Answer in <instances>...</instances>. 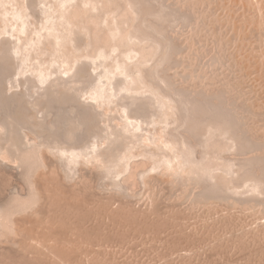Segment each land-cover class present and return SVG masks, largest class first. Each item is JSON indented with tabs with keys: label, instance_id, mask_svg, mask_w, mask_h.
<instances>
[{
	"label": "bare ground",
	"instance_id": "1",
	"mask_svg": "<svg viewBox=\"0 0 264 264\" xmlns=\"http://www.w3.org/2000/svg\"><path fill=\"white\" fill-rule=\"evenodd\" d=\"M0 1H3V0H0ZM33 1V0H32ZM32 1H30V3H32ZM59 1H61V0H59ZM63 1V0H62ZM67 1H69V0H67ZM66 1V2H67ZM71 1V0H70ZM77 1V0H76ZM84 1H87V0H84ZM83 1V2H84ZM89 1H91L92 2V0H88V2ZM102 2H103V8H104V10H103V8H100V7H102L101 6V2H100V5L99 6H97V4H99V1H93V3L97 6V12H99V14L98 15H102V17H101V15L100 16H97V13L96 12H94L93 13V11L92 10H90L89 9V7H87V9L88 10H90V11H88V10H86L85 8H86V5L88 4V3H86L85 4V2H84V4H85V6H84V4H82L83 6H84V9L87 11H85L83 8H79L77 5L75 6V4H73L74 6H75V8L77 7L78 9H76V11H75V9H74V6L73 5H70V6H73V7H70V6H68V7H70V8H73L72 10H71V13L72 14H69L68 15V13H70V12H67L65 9V11L67 12V14L66 15H64V14H62V17H61V19H62V21H60L59 19L60 18H56L58 21H60V22H58V21H56V20H52V19H50V20H52V21H56V22H58V23H60L62 26H60V27H62L63 28V25H64V27L65 28H68V26L67 25H65L67 22H68V24L71 26V27H73V29L71 28V27H69L70 29H72V32L73 33H71V36H70V32H71V30H70V32H68L69 31V28L68 29H66V31L64 30V28H63V32H62V30H61V33H59L60 31L58 30V29H61V28H59V24L57 25V23L56 22H54L55 24V26H51V27H56V28H58V29H53V28H51V29H53V30H58L57 32H58V34H63V35H65V33H67V35L68 36H70V38L69 37H67V36H63V35H58V34H56L57 32L55 31V34H54V31L53 30H51L50 29V31L52 32V33H49V35H46V33L44 34H41V35H43V38H44V35L45 36H49L48 38V40L51 42V40H52V38H53V42H51V46H54V45H56V47L54 48V50L56 49V51H53V53L55 52V54L54 55H56L57 53H59L58 54V56L59 55H61V52H62V54L63 55H65L66 56V54H64V53H66L67 51H68V53H70L71 52V47H70V49H68V50H66L67 49V47L68 46H71V44L69 45L68 44V46L66 47V49L64 50V51H61V50H63V48H65V47H62V46H59L60 48H59V50L60 51H58V45H63V46H65V43H66V41H68L69 42V40L71 41V42H73V41H76V37H78L77 39H78V42H80L81 40H79V36H82V37H85L86 38V35H89V33H91V35H92V37L90 38V37H88L87 36V38L86 39H84V40H89L90 39V41H88L89 43H87V41H86V44H85V41H84V44L86 45V46H88V47H90L89 49H91V46H92V49H93V52L94 53H96L97 52V55L95 54V55H93V52H92V54L91 55H93V58L92 59H95L96 57H109L110 55H111V52H109L108 50H111L110 48H112V50L111 51H113V49H114V52H118V49L116 50L115 48H118L119 47V50H120V48H121V50H122V48H124L125 47V51H121V53H119V54H117V61L116 60H114V56L112 57L113 58V60L114 61H112V58L110 59L111 61H109V59H108V61H106V59H105V61L106 62H109L110 64H109V66L107 65V68H105L106 69V72L104 73V75H102L101 76V74L103 73V70H102V73L100 74V77H99V79L101 80V78H103L104 79V77H105V79H104V81H109V83H110V80L112 79L113 80V78L115 77H117V76H119L118 74H117V72H116V74H115V76L113 75V73H115L114 72V70L116 71V69H119V71L120 72H118L119 74L121 73L122 74V76H124L123 75V73H126L127 75H125V76H127V79H128V77H129V79H131L130 80V82H129V80H127L126 78V81H125V79H124V77H123V79H124V81L125 82H127L128 81V84H124L125 82H122L123 83V85H122V83L121 82H119L118 81V83H120L121 84V86H120V84H119V87L118 86H116V88L115 89H117L116 91H118L121 87H122V90H121V92L123 93L122 94V96L125 94L124 92H126V91H128V92H130L131 91V94L133 93V89H135V91L137 92V93H141V91H142V93L144 94V98L146 99V97H145V94H147L145 91L146 90H144V89H147L148 90V93L150 92V93H152V94H150V95H148V97L147 98H149L150 100H151V97H153V101L151 100L150 102H153V103H151V104H149L150 102H148L147 100H149V99H144L143 98V96H142V99L140 98L139 100L141 101V102H145V101H147L146 103H147V105H145L144 104V106H146V107H152V105L153 104H155L156 102H157V100H154L155 98H154V96H156L157 97V99H159L158 101V103H160V105L159 104H157V106H156V104H155V109L157 108L158 109V107L159 106H162L163 107V109L161 108V107H159V108H161V112H160V110L159 111H156L155 109H153L154 107H152V108H148V110L150 109V111L151 110H153L152 112H154V110H155V115L156 114H158L157 112H159V114L161 115V113H163L162 115H164L165 113V115H164V117L166 118V120L167 121H165L164 119H163V116L161 115H156L157 117H155V115L153 114V116H152V114L150 115L151 116V118H150V116H148V117H146L148 114V112L149 111H147V110H144V108H141L140 107V109L139 110H141V109H143L144 111H145V113H144V111L142 112V113H138L139 111L137 110L136 112L138 113V114H136V112L134 113V117H132L130 114V116L132 117V119L134 118V119H136L137 117H140V119H141V117H143L142 119L144 120L143 122L145 123V121L147 122L148 120L150 121V123H149V121H148V123L149 124H151L152 122V120H153V117L157 120H155L157 123L159 122L158 120L159 119H161V124H162V127L164 126L165 127V125H166V122H168L169 121V118H171L172 117V119H171V121L173 120L174 121V118L173 117H180V118H176L177 120L176 121H174V122H177L178 120H180V122L179 123H181L180 124V126L182 125L183 127L184 126H188V127H186V129L185 130H182L183 129V127H182V131H187V130H189V129H191V131L193 130V129H195L196 127H192V128H189V125L191 124H189V120L191 119V114H193V112H195L196 110H195V106L196 105H201L203 102H201V104H197L195 101L196 100H194L195 99V97L197 96L196 94H198V96H197V98H199V101H202L204 98H206L207 99V102L210 100V96H211V94L210 93H208V92H210L209 90H211V88L213 87L212 86V84L213 83H217V82H222V76L224 77V75L226 74V71L228 72L229 70H227L226 69V71H225V74L224 73H222L223 75L222 76H220L219 77V75H221V73L219 72H217V76H215L216 75V73L215 72H211L212 74H214L213 76L209 73V75L210 76H212V77H210V76H208L206 73L208 72V71H210L211 70V68L212 67H218V66H216V64L217 63H219L220 61H221V65H220V67H222L223 66V68H226L227 66H229V67H227L228 69H230L231 67L232 68H234V71H233V69L231 68V71H232V73H231V77L233 76L232 74H233V72L234 73H236V72H238L237 74H239V75H237L236 76V74L234 75V80H232L231 79V77H230V75H228V74H226L225 75V77L226 76H229L227 79L229 80V78L231 79L230 81H228V80H226V81H228V84L226 85V81L225 82H223V83H225V85H226V87H228V88H231V89H225V85H224V88L222 87V83H218V84H213V85H215V87L213 88V91L214 92H218L219 91V93L218 94H220V93H222L221 92V90L219 89L220 88V84H222L221 85V87L224 89L223 91H225V90H228V91H230L231 90V92H235V90L237 91L238 89V94H239V91H240V94H243L244 93V88H246V92H245V94H247V96H248V93L249 94H253L256 90H257V88H259V89H262V91L261 90H259V91H261V92H259L258 90V92L257 93H255V95H257L258 96V93H260L259 95H261V96H259V97H261L260 99L262 100L260 103H262L263 102V100H264V88H260V86L258 87V84H256L257 86V88L255 87H253V86H251V84L250 83H256V81L258 80L259 81V77L257 76L255 79H253L252 80V78H254L255 76H256V74H254L255 72L256 73H258L262 68V70L260 71V73L262 72V71H264V65H263V63H264V51H262V49H263V44H264V31L263 32H261V34L259 33L260 31H261V29H263L264 30V20H263V22H262V24H263V28H261L260 29V25L259 24H261V22L258 20V24H257V18L255 19L254 18V14H257L258 12H262V15H263V11L260 9V4L261 3H257L258 5H257V7H258V9H257V13L255 12L254 14L252 13L255 9H253V11H250L249 10V8H247V7H249V6H251V7H253L254 6V4H252L251 5V3L253 2V3H255L256 1H258V0H253L252 2L250 1V0H248V2L250 1V3L249 4H247L248 2H247V0H246V3H244L245 2V0H242V1H244V2H242V4H240V9H242V11L243 10H245V11H247V9L250 11L249 13L248 12H246V13H244V14H242V12L241 11H237V10H240V9H238L237 7L239 6H234L235 4H237V3H239L240 2V0L238 1V0H235V1H238L237 3L234 1L233 2V0L231 1V0H227L230 4H232L231 6H230V4L229 3H227V1H226V4H228V5H226V6H228L229 8H232V10H233V7L232 6H234V10H235V8H237V10H231L230 9V11H231V13H233V15L232 14H230V16L231 17H228V8H227V12H226V8L223 10L224 12H221L222 10L221 9H223V7H225V6H223L224 4L223 3H225V0L223 1V0H221L222 2H220V0L218 1V3L220 2V4H219V7H216V6H214L215 4H217V2L215 3V1H217V0H210V1H212V2H214L213 3V5H212V7H211V4H212V2H210L209 0H207V4H204V3H206V0H195V2H196V4H194L195 2H193L192 3V0L191 1H187V0H184L185 1V3L188 5H186V8L188 7V10L190 9V7H192V6H196V9H197V11H198V8L200 9V7H198V6H202V4H203V8H205V10H207L206 12H208V14H209V10L211 11V12H213V14L214 15H216V17L214 16L213 17V15L211 14V12H210V14L212 15H210V16H207V17H210L208 20H206L207 22H205L204 21V24H203V20L200 18V17H202L204 20H205V18L207 19V17H205L206 15V13H204V14H202V13H200V11L198 12V14L199 15H201L198 19L200 20V21H197L198 19H196V21H194L195 23H196V25L200 22V24L202 23V25H200V24H198V25H200L199 27H198V25H197V27H198V29H200V30H203L201 33H202V37H201V33H200V31L196 28V26H195V24H194V26L195 27H193V32L191 33L190 32V30H188V31H186V30H184L185 28H184V25H186V24H191L189 21V19H183V17H181L184 21L185 20H188L187 21V23L185 22H183L182 20L180 21V22H183L184 24L182 25L183 26V29H182V26H181V28L179 29L180 30V32L182 31V32H184L183 34H185L186 32H187V34L188 35H184V36H186L187 38H188V36H189V38H190V34H197V36L199 37V43L197 44V40H198V37H197V39L195 38V41H196V43L195 42H193L194 41V38H193V35H191L192 37V39H190L188 42H190L189 44L191 45V43L193 44V46H195L196 44H197V46H196V48L197 49H199V44H202V46H204V44L208 41V38L206 37V35L205 34H207L208 32H212V35H211V33H209L210 34V38H211V36L214 38L216 35H214L213 34V28L212 27H214V26H216V24H217V16H218V14L220 13H222L221 15H219L218 16V18H221L222 17V15H223V17L224 18H226L227 19V21L230 23V25L232 24V26H231V30L233 29V22L235 23V22H237V20H239V17L236 19H233L232 17H235L236 15L238 16L239 14H240V12H241V14L242 15H244L243 17H244V19H243V17H242V15H240L241 17H242V19H241V17H240V20H242V22H240V23H242L243 25L244 24H247L246 22H248V21H246V19H249L248 17L247 18H245L246 16H248V15H251V13H252V18H253V22H254V19H255V22H256V24H257V26H259V27H255L254 28V26H253V24L255 25V22L252 24V23H248V24H250V26L248 27V26H242V24H240L239 25V22L238 23H236V24H238V25H236V32H235V28H234V30H230V27H228L227 25H229V23L226 21V23H228L227 25H226V23L224 24V21L226 20H224L223 21V24H222V20L224 19H219V23H220V21H221V24L222 25H220L219 26V28L218 29H215L214 28V30L216 31V30H219L218 31V33H219V37L217 36V39L219 38L220 39V36H221V34H223V33H221L220 34V31L222 32V31H224L227 27H228V30H230L234 35V38L232 37V33L231 32H228V30L226 29L225 31H226V34H227V32H228V34L229 33H231L230 35H228L227 34V36L226 35H222L223 37L225 36V42H228L230 39V41L228 42V43H230L231 42V44L233 43V45H231V47H230V44L229 45H227V43H224L223 42V40L222 39H220V43H224V44H226V46L224 45V44H222V45H224V46H222V47H220L219 45H220V43H218V41H216L215 39H213L214 40V42L216 41L217 43H218V46L219 47H217L218 49L219 48H222V49H219V51H218V49L216 48V50L217 51H215L214 49L212 50V51H210L211 52V54L213 53V51L214 52H218V57L219 58H221V60L218 58L217 60H218V62L215 64V63H212L213 61V59H211V58H214L215 56H217V55H215L214 56V53H213V57H212V55L210 56V55H208L207 53L205 54L204 52V55L206 56V58H210V61H212V62H210L211 64H213L214 66H212L211 68H209V64L206 66V63H203V64H205V65H203L202 64V62L200 63V60H203V59H205V57H203V59L201 58L203 55H201L200 54V51H198L197 53H199V56L197 57V59H196V56L194 55V56H192L191 54H195L196 52L195 51H197L196 50V48L195 49H193L194 50V53H192L191 51H190V49H192V47L190 46H188L186 49H188L189 48V53L187 52L186 53V51L185 50H183V51H185V53H186V55H189V56H187L188 58H189V60L188 61H190V62H192V59H190V57L191 58H193L194 57V59L193 60H197V61H195L196 63L197 62H199V63H197V65H195L194 66V64H196V63H194V61L192 62V63H190L191 65L193 64V66L194 67H196V66H198L199 68H200V70H202V73H201V75H199V76H202V74H203V72H204V74H206V76H208L209 78L207 79V80H209V81H212V82H210V84H211V88L209 89V87L210 86H208L207 84H209L208 82L209 81H207L206 79H204V77L206 78V76L204 75L202 78L203 79H199V78H197V76H195L196 78H197V80H202L201 81V83L199 84V82L196 80H194V79H192V81L190 80V82H192V84L193 85H195L197 82V84L198 85H200V87H201V84H202V82L204 81V80H206L205 82H203L205 85H207V86H203L202 85V87L200 88L199 86L198 87H195V86H193L191 83V86L192 87H190V88H192V92H193V96H194V98H193V96H191V94L190 93H192L191 91H188V88H187V90L185 89V90H182V91H184L183 93H184V95H186L187 96V92L190 94V96H191V98L193 99V100H191L190 102H192L193 104H194V102L196 103V105L194 106V107H192L191 106V104L189 103V102H184V101H186L187 99H189V94H188V96L189 97H186L185 96V98H186V100H184L185 98L183 97V95L181 96V94H180V91H179V93H178V91H176L175 93H177V94H179V96H181L180 98L179 97H177V96H175V97H177V98H179V99H177L178 100V103H177V101H175L176 100V98H175V100L173 99L174 97L172 96V92H171V89L172 90H174V88H173V86H174V83L172 84V86H171V83L172 82H170L171 80L169 79L168 80V78L170 77V78H172V79H174V78H177L178 77V75L177 74H175V73H180V75H181V72H182V74H183V76H184V74L187 76V74L188 73H186V72H188V69H189V67L188 68H186V67H184L185 65V63H187L188 61H186V59H188L187 57H184V58H186L185 59V61L186 62H184V60H182V59H180L181 60V62H180V60H178V63H182V61L184 62V64L182 63V65H183V67H184V69L186 68V71H182V70H184L183 68H181V66H180V70H181V72L180 71H177V72H175L174 70L176 69V67H174L175 69H173V67H170V69L168 68L170 65H172L173 64V62H175L176 60H177V58L179 59V56L178 55H176V53H171L173 56H176L175 58L172 56V55H170L169 57H171V59L173 58L175 61H173L172 62V60L171 59H169L168 58V62H172L170 65H168L169 63L166 61L167 60V57L166 56H168L169 55V48L168 47H170L171 49H172V47L174 46V47H176L177 45L176 44H178V46H183V48L182 49H185L184 48V45L182 44V42L184 43V42H186V37H184L183 35V39L185 40V41H183V39L182 38H180V36H181V33H179V31H177L176 29H178V28H173V30H172V32L171 33H173V31H175L176 33H179L180 35H178L179 37H177V35H175L176 37H177V39H182V41L180 42V40L179 41H177V43H176V37H175V39H173L174 40V45L173 46H169V44L172 42V41H169V40H171V39H169V36L168 35H166L165 36V34H168V33H166L167 32V30H166V27L164 28L165 30V32L164 31H161V32H163V36L162 35H160V30H161V26H163V25H161V26H159V23L161 22V20H163V19H165V17H166V14L167 13H171V11H169V7H170V9H172L171 8V6H172V4H174L173 3V1L172 0H170V1H172L170 4V6H168V4L166 3V6H168V8L166 7V9H168V11H164L165 13H163L164 15H165V17L161 14V12H159V13H155L154 14V16H155V18H154V16H151V17H153L154 19H156L157 21L159 20L160 22H158L157 24H158V26L159 27H161L160 28V30L157 32V29L159 28H157L156 29V27L154 26H152V25H147V24H150L151 22L149 21L150 19H148L147 18V16H146V18L148 19V21L150 22V23H148L147 21H146V18L144 17L145 15V13L144 12H142L141 13V10H140V7L144 4H142L141 6H140V4L138 3V1L137 0H101ZM140 1H142V0H139V2ZM149 1V0H148ZM152 1V0H151ZM158 0H156V1H154L153 0V2L155 3L156 2V4L160 1H158ZM164 0H161V2L163 3V4H165V1L163 2ZM169 1V2H170ZM175 1H179V0H175ZM194 1V0H193ZM255 1V2H254ZM264 1V0H263ZM263 1H258V2H262L263 3ZM35 2H36V0H35ZM65 2V1H64ZM79 2V1H78ZM77 2V3H78ZM81 2V1H80ZM90 2V4H92V8H93V3H91ZM96 2H98L97 4H96ZM143 2H146V3H148L147 2V0L146 1H143ZM159 3V4H162V3ZM208 2L210 3V8H208ZM232 2V3H231ZM63 3V2H62ZM62 3H61V5H62ZM73 3V2H72ZM76 3V2H75ZM76 3V4H77ZM151 2H149L148 4H150ZM154 3H153V5H154ZM180 3H181V7H182V4H184V2H183V0L181 1L180 0ZM180 3L178 2L177 3V9H178V7H180ZM190 3H191V5H190ZM235 3V4H234ZM241 3V2H240ZM243 3H244V5H246L247 4V9H244V6H243V8H242V6L241 5H243ZM21 4H23V3H21ZM33 5H34V1H33V3H32ZM35 4H38V3H35ZM60 4V3H59ZM64 4V3H63ZM67 4H69V3H67ZM66 4V5H67ZM79 4V3H78ZM81 4V3H80ZM152 4V3H151ZM151 4L149 5V6H151ZM159 4H157V5H159ZM175 4H176V2H175ZM179 4V5H178ZM198 4H200V5H198ZM20 5V4H19ZM18 5V6H19ZM28 6H29V4H27ZM31 5V4H30ZM32 5V6H33ZM65 5V4H64ZM156 5V6H157ZM185 5V4H184ZM183 5V9H184V6ZM190 5V6H189ZM205 5V6H204ZM249 5V6H248ZM2 6V5H1ZM0 6V7H1ZM22 6V5H21ZM38 6V5H37ZM54 6H56L55 4H54ZM57 6H58V4H57ZM63 6V5H62ZM62 6L60 7V8H62ZM87 6H91V5H87ZM96 6L94 7L95 9H96ZM145 6V5H144ZM144 6H142L143 8H144ZM149 6H145L146 8H145V10L146 9H148V7ZM155 6V5H154ZM175 6V5H174ZM195 6H194V9H195ZM206 6H207V8L209 9H207L206 8ZM223 6V7H222ZM255 6H256V4H255ZM23 7H25V5L23 6ZM66 7V6H65ZM68 7H66V8H68ZM141 7V8H142ZM161 7H163V8H165V6H161ZM213 7H215L216 8V10L214 9V11H217L218 9L217 8H220L217 12H219L218 14L216 13V12H214L213 11ZM256 7V8H257ZM264 7V4L263 5H261V8H263ZM21 8V7H20ZM29 7H27V9L26 10H29L28 9ZM31 8H33V7H31ZM55 8V7H54ZM64 8V7H63ZM91 8V9H92ZM98 8H100V9H102V10H98ZM155 8V7H154ZM154 8H153V10H154ZM163 8H161L162 10H165V9H163ZM176 8V7H175ZM174 8V9H175ZM203 8H201V10L202 11H204V9ZM254 8V7H253ZM35 9V8H34ZM94 9V10H95ZM105 9H107V10H105ZM156 9H157V7H156ZM155 9V10H156ZM158 9H160V7H158ZM174 9H172V11L174 10ZM176 9V10H177ZM180 9V8H179ZM182 9V8H181ZM193 8H191L190 9V11L191 12H194L193 10H194ZM196 9H195V12L193 13V14H195V17H193L194 19L196 18V14H197V12H196ZM250 9H252V8H250ZM264 9V8H263ZM18 10H19V7H18ZM22 10V9H21ZM36 10H38V9H36ZM58 10V9H57ZM56 10V11H57ZM63 10V9H62ZM63 10V11H64ZM70 10V9H69ZM75 11L74 13L72 12V11ZM142 10H144V9H142ZM151 10H152V8H151ZM151 10H149L150 11V13L152 12ZM187 10V11H188ZM24 11V10H23ZM32 11H34V10H32ZM59 11H60V9H59ZM58 11V12H59ZM91 11H92V13H91ZM96 11V10H95ZM103 12V11H108L107 13H108V15L106 14V12H104L105 13V15H107V16H105L103 13H100V12ZM110 11V12H109ZM148 11V10H147ZM160 11V10H159ZM180 11H182V10H180ZM189 11V12H190ZM201 11V12H202ZM230 11H229V13H230ZM245 11H243V12H245ZM256 11V10H255ZM25 12V11H24ZM23 12V13H24ZM46 11H44V13H45ZM48 12V11H47ZM46 12V13H47ZM62 12V11H61ZM89 12V13H88ZM117 13L119 16H120V18H121V20H118V19H116V18H118L119 16H114V15H117V14H113V13ZM156 12H158V11H156ZM163 12V11H162ZM176 13H177V11H175ZM178 12H179V10H178ZM185 12V13H184ZM184 12H182V13H184L185 15L186 14H188V13H186V9L184 10ZM190 12V15H189V18H192V17H190L191 15H192V13ZM205 12V11H204ZM239 14H238V13ZM15 13V12H14ZM36 13H38V12H36ZM35 13V14H36ZM46 13H45V16H46ZM57 13V12H56ZM63 13H65V12H63ZM113 14V16L115 17V19L114 18H112V15L111 14ZM139 13H140V15H139ZM144 13V14H143ZM146 13H148V12H146ZM173 13V12H172ZM172 13H171V16H172ZM181 13V14H182ZM226 13H227V16H226ZM237 13V14H236ZM16 14V13H15ZM20 14V15H19ZM19 14H18V12H17V14L16 15H19V17L21 16V18L20 19H22V17H23V15L25 16V14H22V12L20 13L19 12ZM28 14V13H27ZM93 16L94 15V19L97 21H100V18H101V21L100 22H98L97 21V23L93 20V17L91 16V15ZM141 14L143 15L142 17L145 19L144 21H143V25H144V27L143 28H145V31L143 32L142 30H144L143 28H142V30L140 29L141 27H140V25L141 24H137L138 23V21H139V19H138V16L140 17L141 16ZM152 14H153V12H152ZM169 14L167 15L168 16V19H171L170 18V16H169ZM175 14V13H174ZM178 14V16L177 17H179L180 18V16L179 15H181L180 13H177ZM182 15V16H185V15ZM198 14H197V16H198ZM207 14V15H208ZM260 14V15H259ZM29 15V14H28ZM103 15L105 16V18H107V20H103L102 21V19H104V17H103ZM148 15V14H147ZM151 14H149V16H150ZM205 15V16H204ZM258 15L261 17V13H258ZM45 16H44V18H45ZM49 16H50V14H49ZM49 16H47V18L49 17ZM98 17L99 19H96V17ZM109 16H111V18L118 24H116V23H114V21H113V25L114 26H117V27H115L114 28V26L112 25V27L114 28H112L111 27V25H110V27L112 28V29H110L109 27H108V23L109 22H111V19L109 20L108 19V17ZM226 16V17H225ZM236 16V17H237ZM13 17V16H12ZM52 17V16H51ZM57 17V16H56ZM63 17H64V19H63ZM142 17H140L141 19H142ZM162 17H164V18H162ZM177 17H176V14L174 15V17L172 16V18L174 19V18H176V22H174V20H173V22L172 23H170V26H172L171 24H173V23H177ZM211 17H213V19L214 18H216V19H214V21L211 19ZM250 17V18H251ZM15 19H16V17H14ZM24 18V17H23ZM25 18L27 19V16H25ZM29 18V17H28ZM43 18V19H44ZM50 18V17H49ZM53 18V17H52ZM65 18H66V20H67V22L66 21H64L65 20ZM178 18V19H179ZM185 18H187V16H185ZM230 18H232V19H230ZM251 18V19H252ZM25 19V20H26ZM138 19V20H137ZM140 19V20H141ZM167 19V18H166ZM165 19V22H161V23H166L164 26H166L167 25V22L166 21H170V20H166ZM193 19V20H194ZM211 19V20H210ZM229 19V20H228ZM258 19H262V18H259L258 17ZM263 19H264V16H263ZM9 20V19H8ZM14 20V19H13ZM18 20V19H17ZM24 19H22V21L21 22H24L23 21ZM41 20V19H40ZM45 20V19H44ZM43 20V21H44ZM47 20V19H46ZM50 20H47L48 22L50 21ZM119 21V23H118V21ZM210 20V21H209ZM216 20V21H215ZM232 20V21H231ZM233 20H235V21H233ZM246 21V22H244L243 23V21ZM250 20V19H249ZM104 21H107L108 23H106L107 24V26L105 25V22ZM136 21H137V23H136ZM152 21V20H151ZM154 21V20H153ZM164 21V20H163ZM231 21V22H230ZM8 22V21H7ZM7 22H5L7 25H10V24H8ZM29 22V21H28ZM40 22V21H39ZM46 22V21H45ZM66 22V23H65ZM171 22V21H170ZM194 22H192V23H194ZM214 22H216V23H214ZM14 23H16L15 21H14ZM25 23H27V22H25ZM30 23V22H29ZM42 23V22H41ZM53 23V22H52ZM101 23H103V24H101ZM139 23H142V21H139ZM153 23V22H152ZM151 23V24H152ZM156 23V22H155ZM160 23V24H161ZM13 24V23H12ZM17 24H18V22H17ZM28 24V23H27ZM26 24V25H27ZM31 24V23H30ZM45 24V23H44ZM72 24V25H71ZM100 24H101V28H100V30H99V32L98 31H96L97 30V28H98V26L100 27ZM110 24H112V23H110ZM136 24H137V26H139V27H137L136 26ZM214 24V25H213ZM21 25H23V26H21L22 28H24L25 29V27H24V25L25 24H23V23H21ZM50 25H52L51 23H50ZM98 25V26H97ZM103 25H105V28L104 29H107V35H106V31L104 30V33H102L103 31V28H102V26ZM126 25L128 26L129 25V28L128 29H126L125 27H126ZM175 26H173V27H176V25L178 26L179 24L177 23V24H174ZM191 25H193V24H191ZM190 25V26H191ZM203 25H204V28H202L201 29V26L203 27ZM229 25V26H230ZM234 25V26H235ZM252 25V26H251ZM2 26H4V25H2ZM20 26V25H19ZM29 27L31 26V25H28ZM27 26V27H28ZM41 26H43V25H41ZM125 26V27H124ZM145 26H147V29H146V27ZM157 26V25H156ZM163 26V27H164ZM168 26H169V24H168ZM168 26H167V28H168ZM169 26V30H168V32L170 31V28H172V27H170ZM190 26L188 25V28H190ZM222 26L224 27V26H227V27H224L223 29L224 30H222ZM238 26V27H237ZM256 26V25H255ZM8 27V26H7ZM11 27H13V26H11ZM45 26H43V28H44ZM104 27V26H103ZM110 29H108V28ZM186 27H187V25H186ZM218 27V26H217ZM247 27L249 28L248 30H247ZM251 27L252 28H254L255 30H252L251 29ZM2 28V27H1ZM6 28V27H5ZM9 28V27H8ZM17 28V27H16ZM42 28V27H41ZM50 28V27H49ZM191 28H192V26H191ZM195 28H196V30H195ZM4 29V28H3ZM7 29V28H6ZM18 29V28H17ZM24 29H22V30H24ZM30 29V28H29ZM48 29V28H47ZM99 29V28H98ZM102 29V30H101ZM221 29V30H220ZM251 29V30H250ZM2 30V29H1ZM12 30H14V29H12ZM16 30V29H15ZM19 30V29H18ZM17 30V31H18ZM28 30V29H27ZM42 30V29H41ZM41 30H38V32H40ZM68 30V31H67ZM209 30V31H208ZM4 31V30H3ZM2 31V35L3 36H5L6 34H7V31L6 32H3ZM9 31V30H8ZM17 31H15V32H17ZM43 31H46V30H43ZM65 31V32H64ZM192 31V30H191ZM195 31H197V32H195ZM204 31H208V32H204ZM225 31H224V33H225ZM247 31H250V34H251V31L253 32L252 34L253 35H255L256 34V37L258 38H262V42H263V44H262V46L260 45V43H262V42H260V40H259V43H258V41H257V38L256 37H254V39H253V36H252V34H251V36L252 37H250V36H248L247 35ZM256 31L259 33H256ZM28 32V31H27ZM37 32V33H38ZM87 32L88 34H86V35H84L85 33ZM100 32L104 35L103 37H102V34H100ZM160 32V33H159ZM188 32H190V33H188ZM198 32H199V34H198ZM235 32V33H234ZM4 33H6L5 35H4ZM8 33H10V31L8 32ZM21 33H23V31L21 32ZM25 33V32H24ZM78 33H80V34H78ZM171 33H169V35H170V38L172 37V38H174V34H173V36H172V34ZM203 33H205L204 35H203ZM263 33V34H262ZM14 34V33H13ZM74 35V40H72L71 39V37H73V35ZM75 34H78L79 36H76ZM195 34V35H196ZM215 34H217L216 32H215ZM248 34H249V32H248ZM257 34H258V36H257ZM84 35V36H83ZM99 35H101V36H99ZM195 35H194V37H195ZM200 35V36H199ZM260 35L262 36V37H260ZM7 36H8V34H7ZM90 36V35H89ZM165 36V37H164ZM181 36V37H182ZM208 36V35H207ZM222 36H221V38H222ZM232 38H231V37ZM10 37V36H9ZM8 37V38H9ZM41 37V36H40ZM81 37V38H82ZM134 37H137V39L135 38V40H134V43H131V40H132V38H134ZM155 37H157V38H159V37H162L161 39L164 41V39H165V41L164 42H169V43H164V45H162L161 43H163V42H161V40L160 39H158L159 41H157L156 40V38ZM164 37V38H163ZM226 37H230V39L228 40V39H226ZM250 37V38H249ZM7 38V39H8ZM34 38V37H33ZM43 38L42 39H40V40H43ZM68 38H69V40H68ZM89 38V39H88ZM139 38V39H138ZM166 38L168 39V40H166ZM188 38V39H189ZM200 38L201 39H204V41H203V43L200 41ZM207 38V39H206ZM251 38L254 40V43L252 42H250L251 41ZM258 38V39H259ZM13 39V38H12ZM11 39V43H13L14 44V46H15V42H12L13 40ZM27 39V38H26ZM46 39V37L44 38V41H48L47 39ZM205 39H206V41H205ZM233 39V40H232ZM2 40V39H1ZM4 40V39H3ZM2 40V42H4ZM6 40V39H5ZM9 40V39H8ZM7 40V41H8ZM29 40V39H28ZM27 40V41H28ZM30 40H34V39H30ZM137 40H138V43H137ZM139 40H140V43H139ZM191 40H193V41H191ZM211 40V39H210ZM208 41V42H212L213 43V40L212 41ZM222 40V41H221ZM227 40V41H226ZM6 41V43H8V45H9V48H8V46L7 45H5L6 43H4L3 45H5V48L7 47L8 49L7 50H5V51H8L11 47H10V44H9V42H7ZM16 41V40H15ZM20 41V40H19ZM115 41V43H113ZM130 41V42H129ZM257 41V42H256ZM37 42H38V39H37ZM43 42V41H42ZM42 42H40L41 44H42ZM55 42V43H54ZM67 42V43H68ZM77 42V41H76ZM73 42V43H75L74 45H75V48L73 47V45H72V50L73 49H77V48H79V46L80 45H82V43L79 45V46H77L79 43L77 42ZM138 44H136V43ZM178 42H180V43H178ZM188 42H186V43H184L185 45L188 43ZM201 42V43H200ZM207 42V45H206V47H208V49H206V47L204 48V47H200V49L202 48H204L203 50H205V52L208 50H211V48L213 47V45L215 46V44L213 43V45H211V46H209L208 43ZM32 43V42H31ZM33 43H34V41H33ZM32 43V44H33ZM44 43H46V42H43V44ZM49 43V42H48ZM53 43H54V45H53ZM72 43V44H73ZM130 43V44H129ZM141 43H144L143 45H141L140 46V44ZM195 43V44H194ZM250 43H251V45L253 44H259V47H261V48H258V45L257 46H255V47H257V48H252V47H250ZM12 44V45H13ZM24 44H26L27 45V42L26 43H24ZM31 44V45H32ZM40 44V45H41ZM84 44L82 45L83 47H84ZM88 44V45H87ZM113 44H117L116 45V47H113V46H115V45H113ZM129 44V45H128ZM134 44H136L137 46H135V48H137L136 50H137V53L135 54V55H137L139 52H140V56L138 55V56H136V60H138L139 58L138 57H141L140 59L141 60H138V61H136V60H134L135 62H137V65H138V68H137V72L136 71H134V72H136V73H134V74H131V73H133L132 71L134 70V67L136 68L137 66H135L136 64H135V62H133L132 63V65L134 66V67H131L132 65H131V63L129 64L128 62H125V61H128V60H130L131 58L129 57V54L131 53V52H133L134 51V46L133 45ZM172 44H173V42H172ZM179 44H182V45H179ZM189 44H187V45H189ZM2 45V44H1ZM3 45H2V47H3ZM17 45H19V44H16V46ZM45 46H46V44H44ZM44 45H42L43 47H45ZM111 45H113L112 47H111ZM133 46V48H131V50H133V51H131L130 50V53H128V50L130 49V46ZM252 45V46H253ZM27 46H30L29 44L27 45ZM32 46H34V45H32ZM50 46V47H51ZM82 46H80V47H82ZM110 46V48L108 49V47ZM138 46H139V48H138ZM143 46V47H142ZM166 48H165V47ZM177 46V48H179ZM201 46V45H200ZM1 47V46H0ZM13 47V46H12ZM21 48H23V44L20 46ZM31 47V46H30ZM37 47H39V46H37ZM41 47V46H40ZM39 47V48H40ZM62 47V48H61ZM82 47V48H83ZM96 49V51H95V49ZM129 47V49L127 50V48ZM162 47H164L163 49H162ZM209 47H211V48H209ZM229 47L231 48V50L229 49ZM4 48V47H3ZM4 48V49H5ZM35 48V47H34ZM45 48H47V47H45ZM44 48V49H45ZM49 48V47H48ZM52 48V47H51ZM82 48H79V50L80 49H82ZM194 48V47H193ZM235 48V49H234ZM250 48H252L251 49V52H250ZM13 49V48H12ZM11 49V50H12ZM16 50H18L17 48H15ZM25 49H26V46H25ZM29 49V48H28ZM31 49V48H30ZM38 49V48H37ZM53 49V48H52ZM88 48H87V50L85 49V47H84V49H83V52H84V50L87 52V51H90ZM91 49V50H92ZM139 49V50H138ZM165 49V50H164ZM174 49V48H173ZM180 49H181V47H180ZM179 49V50H180ZM201 49V50H202ZM234 49V50H233ZM257 51H259V53L256 55V50ZM260 49H261V51H260ZM1 50V49H0ZM14 50V49H13ZM40 51H42V48H40L39 49ZM46 50V49H45ZM44 50V52L43 53H49V51H45ZM116 50V51H115ZM124 50V49H123ZM127 50V51H126ZM135 50V51H136ZM163 50L165 51L164 53H166V60H165V57H164V54H163V57H162V53H163ZM168 50V51H167ZM176 50V49H175ZM175 50H174V52H175ZM178 50V51H179ZM224 51V52H222V51ZM226 50V51H225ZM233 50V51H232ZM253 50H255L254 51V53H252L253 52ZM2 51V50H1ZM35 51V50H34ZM74 51V50H73ZM72 51V52H73ZM82 51V50H81ZM160 51H161V54H160ZM168 52V54H167V52ZM172 51V50H171ZM182 51V52H183ZM207 51V52H208ZM36 52V51H35ZM38 52V51H37ZM57 52V53H56ZM75 52H77V53H82V52H78V50L77 51H75ZM116 52V53H117ZM125 52V53H124ZM182 52H181V54H182ZM220 52V53H219ZM5 53V52H4ZM9 53H13V52H9ZM43 53H40L41 54V56L43 57ZM89 53V52H88ZM90 53H91V51H90ZM110 53V54H109ZM123 53L124 54H126V56L127 57H129V59L128 60H126L123 56H125V55H123ZM178 53H180V52H178ZM177 53V54H178ZM185 53H183L184 55H185ZM196 53V54H197ZM202 53V52H201ZM202 53V54H203ZM252 53V54H251ZM16 54V53H15ZM40 54H38V56L40 55ZM51 54V53H50ZM71 54V53H70ZM73 54V53H72ZM76 53H74V55H75ZM84 54H86L85 52H84ZM109 54V55H108ZM114 54V53H113ZM121 54V60L119 59V61L121 62H119V63H117L118 62V58H120L119 57V55ZM160 54V55H159ZM175 54V55H174ZM181 54H180V56H181ZM221 54V55H220ZM1 55V54H0ZM6 55V54H5ZM18 55V54H17ZM17 55H15L16 56V58H17ZM54 55H50V56H54ZM63 55H61V56H63ZM68 55L69 54H67V61H76L77 59L80 61V59L79 58H74L75 56L74 55H71V57L72 58H74L75 60H72V59H70V56H69V58H68ZM77 56L76 57H78V54H76ZM82 55H83V53H82ZM81 54L79 55V56H82ZM88 55V54H87ZM90 55V54H89ZM123 55V56H122ZM132 55H134V53L132 54ZM160 56L159 58H157V59H155L157 56ZM185 55V56H186ZM191 55V56H190ZM200 55H201V57H200ZM208 55V56H207ZM19 56H20V54H19ZM23 56V55H22ZM29 56V55H28ZM37 56V57H38ZM74 56V57H73ZM84 56V55H83ZM83 56H82V58H83ZM94 56H96L95 58H94ZM116 56V55H115ZM131 56V55H130ZM178 56V57H177ZM1 57V56H0ZM3 57H4V55H3ZM14 56H12V58H13ZM21 57V56H20ZM40 57V56H39ZM56 57V56H55ZM65 57V58H66ZM90 58L89 56H86V58ZM92 57V56H91ZM132 57V56H131ZM135 57V56H134ZM11 58V57H10ZM19 58V57H18ZM28 57H26V59H27ZM85 58V57H84ZM155 59L154 61H155V63L154 64H152L153 62V60L152 59ZM161 58V59H160ZM181 58H182V56H181ZM217 58V57H216ZM216 58H214V59H216ZM9 59V58H8ZM22 59H24V58H22ZM91 59V58H90ZM97 59V58H96ZM116 59V58H115ZM124 59V60H123ZM132 59H134V58H132ZM152 60L151 62H150V65H149V62L147 63V61L148 60ZM160 59V60H159ZM10 60H12V59H10ZM9 60V62H13V60L12 61H10ZM17 60V59H16ZM18 60H20V59H18ZM77 60V61H78ZM85 60V59H84ZM102 60H103V58H102ZM159 60V61H158ZM164 60L166 61V63L165 64H167L168 65V67L166 66V65H164ZM171 60V61H170ZM27 61V60H26ZM66 61V62H67ZM76 61V62H77ZM82 61V60H81ZM87 60H85V62H86ZM94 60H91V61H87L88 63L87 64H89L90 66H91V64H93V63H91V62H93ZM105 61H103V62H105ZM132 61V60H131ZM140 61V64H138V62ZM158 61V62H157ZM6 62V61H5ZM14 62H16V61H14ZM13 62V63H14ZM20 62V61H19ZM18 62V63H19ZM23 62L24 61H21V63H19V64H23ZM66 62H64V63H66ZM91 64H90V63ZM96 62V61H95ZM94 62V63H95ZM100 62V61H99ZM112 62V63H111ZM114 62H116V63H114ZM205 62H208V59H205ZM214 62H215V60H214ZM0 63H3L2 61L0 62ZM17 63V64H18ZM25 63V62H24ZM78 63V62H77ZM101 63H102V61H101ZM113 63H114V65H113ZM148 64V66H151L150 68H151V70L150 69H148V66H146V68H145V66L144 65H147ZM176 63H177V61H176ZM4 64V63H3ZM11 64V63H10ZM70 64V63H69ZM72 64H74V63H71V66H72ZM76 64V63H75ZM74 64V66L73 67H76L77 66V64L75 65ZM82 64V63H81ZM95 64H97V63H95ZM95 64H93V65H95ZM99 64V66H100V63H98ZM97 64V65H98ZM103 64V63H102ZM108 64V63H107ZM113 65V67H115L116 68V66H115V64H118L117 65V68L115 69V68H111V66ZM135 64V65H134ZM157 64V65H156ZM189 64V62L186 64V65H188ZM189 64V65H190ZM200 64H202L203 66H206V67H208L209 69L207 70V72L205 71L206 70V67H204V71H203V69H201L202 67V65H200ZM251 64H253L252 66H251ZM0 65H2V64H0ZM6 65V64H5ZM15 65V64H14ZM13 65V66H14ZM24 65V64H23ZM27 65V64H26ZM25 65V66H26ZM65 65H67V64H65ZM79 66H80V64H78ZM88 65V66H89ZM92 65V66H93ZM128 65H131V66H128ZM153 65H155V68H152V66ZM161 65H163V67H164V69L162 70L160 67H162ZM175 66H176V64H174ZM174 65H172V66H174ZM180 65V64H179ZM188 65V66H189ZM190 65V66H191ZM219 65V64H218ZM255 65V66H254ZM18 66V65H17ZM16 66V67H17ZM21 66V65H20ZM77 67V70H78V68H80V67ZM82 66H83V64H82ZM81 66V67H82ZM89 66V67H90ZM92 66H91V68H92ZM104 66H105V63H104ZM165 66H166V68H168L169 70H167V71H170L169 73H171V74H169L168 72H167V75H165V76H167V79L165 78V76H163L165 79H163V77L162 76H160V75H162L161 73H163L164 72V70H166V68H165ZM178 66V65H177ZM192 66V68H190V70L191 71H197L198 70V72L200 73V71H199V68L197 69V68H194ZM211 66V65H210ZM225 66V67H224ZM254 66V67H253ZM1 67V66H0ZM8 67V66H7ZM10 67V66H9ZM15 67V68H16ZM19 67V66H18ZM84 67V66H83ZM89 67H87V68H89ZM98 67V66H97ZM95 68L94 70H96V69H98L99 70V67L98 68ZM129 67H131V69L132 70H130L129 69ZM251 67H253V68H251ZM255 67L256 68H258V69H256V71H255ZM4 68H6V67H4ZM11 69H12V67H10ZM21 67H19V69H20ZM25 68L26 67H24V70H25ZM90 68V69H91ZM128 68V69H127ZM193 68H194V70H193ZM23 68H21L20 70H22ZM37 69H39V68H37ZM66 69H68V68H66ZM93 69V68H92ZM107 69H111V70H108L107 71ZM112 69H114V70H112ZM150 70L149 72H152L151 73V75L149 76L148 74V76H147V78H146V72H145V70ZM160 69V71H161V73H160V71H158ZM172 69H173V71H174V74L172 75ZM179 69H177V70H179ZM195 69H197V70H195ZM218 69V70H217ZM222 69V68H221ZM251 69H254V70H251ZM260 69V70H259ZM7 70H9V69H7ZM7 70H6V72H7ZM33 70V69H32ZM32 70H30V71H32ZM45 70V69H44ZM69 70H70V67H69ZM84 70V69H83ZM101 70V69H100ZM131 72H130V71ZM213 70H214V68H213ZM213 70H211V71H213ZM216 70L217 71H219V67L218 68H216ZM253 72L254 71V77H253V74L251 75V71ZM257 70H258V72H257ZM10 71L11 70H9L8 72L10 73ZM16 71H18V70H16ZM15 71V75H14V77L16 76V74L18 75V73H20L19 71L18 72H16ZM23 71V70H22ZM21 71V72H22ZM26 72H28V70L26 69L25 70ZM25 71L23 72L24 74H25ZM36 71V70H35ZM67 71V70H66ZM71 72H74L75 71V69L72 71V69L70 70ZM105 71V70H104ZM110 71V72H109ZM113 71V72H112ZM130 73H129V72ZM159 72V75L158 76H156L157 74H158V72ZM221 71H223L224 72V70H221ZM231 71H229V72H231ZM251 73H250V72ZM1 72H2V70H1ZM4 72H5V70H4ZM3 72V73H4ZM38 72V71H37ZM41 72V71H40ZM46 72V71H45ZM65 72V71H64ZM78 72H79V70H78ZM87 72V71H86ZM96 72V71H95ZM99 72V71H98ZM198 72H197V74H198ZM34 73V72H33ZM39 73V72H38ZM50 73V72H49ZM88 73V72H87ZM86 73V74H87ZM90 73L92 74V72L90 71ZM90 73H88L89 74V76H94V75H96V74H93V75H90ZM147 73H148V71H147ZM193 72H191V73H189L188 74V76H191L190 74H192ZM263 73L264 72H262V74H258V75H262V83L264 82V75H263ZM21 74V73H20ZM44 74V73H43ZM43 74H41V75H39V74H36V72L34 73V75H36V77H37V75H39V77H37V78H39V79H36L37 80V83H36V80L35 81H32V80H34L35 78V76L33 77V79L31 80L33 83L35 82L36 84H38V83H40L41 84V82H43L42 84L44 85L45 84V89H46V93H47V86H48V84L46 85V82L48 83V82H51V80L50 79H47L46 77H50V76H45V75H43ZM48 74V73H47ZM52 74V73H51ZM58 74H60V73H58ZM67 74V73H66ZM65 74V75H66ZM69 75H70V72L68 73ZM67 74V75H68ZM79 74V73H78ZM80 74H82V72L80 73ZM85 74V75H86ZM99 73H97V75H98ZM164 74V73H163ZM166 74V73H165ZM219 74V75H218ZM230 74V73H229ZM249 74V75H248ZM26 75V74H25ZM28 76L30 75V74H27ZM32 75V74H31ZM50 75V74H49ZM75 76H76V73L74 74ZM83 75L84 74H82V76H80V75H78L80 78H82L83 77ZM117 75V76H116ZM169 75H171V76H169ZM175 75H177V76H175ZM193 75H196V73H193ZM192 75V76H193ZM244 75L246 76V77H244ZM248 75V76H247ZM250 75H251V80H247V82L250 84L249 86H247V84H246V86H245V82H243L244 83V86H241V85H243V84H240L241 82H242V80H244V81H246L245 79L247 78V77H249L250 78ZM11 76V75H10ZM9 76V77H10ZM22 76H24V75H22ZM27 76V78H30L31 76H29L28 77ZM58 76V75H57ZM71 76H73L72 75V73H71V75H70V77ZM88 76V75H87ZM104 76V77H103ZM111 76H114L113 78L111 77ZM153 76H155V78H157V77H162L161 79H163V80H161V82H159V78L156 80L155 79V83H161V86L159 85V83H158V85L157 84H155L154 82H153V80L152 79H154L153 78ZM173 76H175V77H173ZM182 76V75H181ZM191 76V77H192ZM1 78L0 79H3V75H1L0 76ZM4 77H6V76H4ZM7 77H8V75H7ZM16 77H18V76H16ZM16 77H15V79H16ZM60 76H58V78H59ZM70 77H68V78H70ZM79 77L76 79L74 76L72 77V79H74V85L76 84L75 83V80L77 81V80H79ZM97 77V78H98ZM131 77V78H130ZM149 77H151V78H149ZM217 79H221L220 81H214L216 78ZM225 77H224V79H225ZM236 77V78H235ZM261 77V76H260ZM11 78H13V75L11 76ZM19 78V77H18ZM21 78V77H20ZM23 78V77H22ZM25 78V77H24ZM56 78V77H55ZM68 78H65V80L66 79H68ZM91 78V77H90ZM90 78H88V82H89V79ZM96 78V79H97ZM186 78H188V77H186ZM193 78H194V76H193ZM195 78V79H196ZM242 78V80H240ZM245 78V79H244ZM249 78H247V79H249ZM6 79V78H5ZM9 79V78H8ZM15 79H11L12 81L14 80V81H17L18 80V82H19V80L21 81V79H17V80H15ZM57 79V78H56ZM56 79H54V80H56ZM63 80V78H59V80ZM84 79H85V77H84ZM83 79V80H84ZM93 79H94V81H96L95 80V78L93 77ZM119 79H120V81L122 80L121 79V77L119 76ZM238 79L240 80V81H238ZM10 79H9V82L11 81ZM38 80L40 81V82H38ZM47 80V81H46ZM48 80H50V81H48ZM53 80V81H54ZM61 80V82H62V86H61V88L62 87H64V85H67V86H65L66 88H64V90L65 89H68L69 87H70V85H72L71 87H73V83H70V85H69V83L68 84H65L66 82H65V80L64 81H62ZM71 80V79H70ZM69 80V81H70ZM82 80V79H81ZM81 80H79V82H77L78 84L80 83V81ZM85 80H87V79H85ZM111 80V83L113 82ZM115 80H117V78L115 79ZM166 80H168L169 81V83H168V81H166ZM176 81H175V83L178 81V79H175ZM179 80H183V82L185 81V82H188L189 80L188 79H182V78H179ZM194 80V81H193ZM1 81V80H0ZM6 81V80H5ZM11 81V82H12ZM24 81V80H23ZM22 81V82H23ZM26 81V82H25ZM24 81V83H25V85H26V83H27V81L28 80H25ZM46 81V82H45ZM69 81H67V82H69ZM92 79H91V83H92ZM93 81V82H94ZM102 81V80H101ZM101 81H99L98 79H97V82H95L92 86L90 85V83H88L87 81V84H89L90 85V87H92L93 88V90L91 91L89 88V90H90V92L87 90V92H89L90 93V95L91 94H93V96H91L90 98H91V101L93 102V100L92 99H94V100H96V102H98V101H100V102H102V103H105V102H107V101H105V100H111V98L112 97H110V95L112 94V92H111V94H109V92H110V90L108 91V89H111V87H109V83H108V81L107 82H105L106 83V85H108V86H106V88H108V89H106L105 88V86L103 85V83H101ZM158 81V82H157ZM165 81V83L166 84H169L168 86L167 85H164L163 86V82ZM224 81V80H223ZM2 82H3V80H2ZM29 83H27V85L29 84L30 86H31V84L30 83H32V82H30V81H28ZM45 82V83H44ZM56 83H58V82H60V81H55ZM54 82V83H55ZM64 82V83H63ZM71 82V81H70ZM173 82H174V80H173ZM180 82V81H179ZM184 82V83H185ZM195 82V83H194ZM239 82V83H238ZM260 82V81H259ZM259 82H257V83H259ZM32 83V87H33V84ZM52 84H54L53 82H51ZM108 83V84H107ZM118 83H114L113 82V84L112 85H114V84H118ZM178 83V82H177ZM182 82H180V83H178L179 85H178V87H180V86H182V89H183V86H184V83H183V85L181 84ZM189 83V82H188ZM187 83V85H190V84H188ZM207 83V84H206ZM1 84V83H0ZM6 84H7V81H6ZM3 85V86H7V85ZM9 85H10V87H11V85L13 84V85H15L16 87H17V82H15V84L12 82V84H10V83H8ZM17 84V85H16ZM41 84V85H42ZM82 84V83H81ZM84 84H85V82H84ZM196 84V85H197ZM260 85H261V83H259ZM8 85V86H9ZM23 87H25L24 86V84H21ZM21 85H19V86H21ZM51 85V84H50ZM55 85H57V84H54V85H51L52 87H54L55 88ZM59 85H61L60 83H59ZM58 85V86H59ZM68 85H69V87H68ZM77 85V84H76ZM89 85H86V87L87 86H89ZM111 85V84H110ZM111 85V86H112ZM133 87H132V86ZM136 85V86H135ZM185 85H186V83H185ZM255 85V84H254ZM1 86V85H0ZM8 86H7V90L5 91L4 89H3V91L4 92H7L8 91V89L10 90L11 88H13V89H16V87L15 86H13V87H9L8 88ZM115 86V85H114ZM114 86H112L113 87V89H114ZM138 86V87H137ZM142 86H144L143 87V89L141 90V88H142ZM158 86H160L161 87V89L158 87ZM162 86L164 87V89H166V86H167V89H169V88H171L169 91L166 89V90H164L163 88H162ZM171 86V87H170ZM2 87V86H1ZM32 87H29V88H32ZM36 87H37V85H36ZM35 86L33 87V89H35L36 88ZM41 88H40V90L43 88V86H40ZM49 87V86H48ZM51 87V89H54V88H52ZM68 87V88H67ZM70 87V88H71ZM78 87V85L77 86H75V88H77ZM83 87H84V85H83ZM85 87V88H86ZM141 87V88H140ZM196 88V91L197 90H199V91H197V93L196 94H194L196 91L193 89V88ZM216 87H219V88H216ZM243 87V89H241ZM248 87H252V88H254V89H256V90H254V92L252 93V88H251V90L252 91H247L248 89ZM3 88H5V87H3ZM17 88H19V87H17ZM38 88H39V85H38ZM57 88V87H56ZM79 88H80V86H79ZM91 88V89H92ZM133 88V89H132ZM175 88L176 89H178L177 87H176V84H175ZM199 88V89H198ZM208 88V89H207ZM219 89L218 91H216V90H214V89ZM235 88V89H234ZM2 89V88H1ZM20 89V88H19ZM18 89V90H19ZM26 89V88H25ZM24 89V90H25ZM28 89V88H27ZM33 89L31 90V92H33ZM37 89V88H36ZM44 89V88H43ZM42 89V90H43ZM50 89V90H51ZM59 89V88H58ZM73 89V88H72ZM72 89H70L71 91H74V90H72ZM84 89V88H83ZM163 89V91L164 92H162L161 90ZM181 89V88H180ZM179 89V90H180ZM202 90V95L200 94L201 93V90ZM207 89V90H206ZM250 89V88H249ZM12 90V89H11ZM17 90V89H16ZM17 90V91H18ZM24 90H23V92H24ZM29 90V89H28ZM28 90L26 91L27 92V94H28ZM40 90H39V92H40ZM41 90V91H42ZM63 90V91H64ZM76 90V89H75ZM133 90V91H132ZM143 90H144V92H143ZM189 90H191V89H189ZM195 92H194V91ZM243 90V93H241V91ZM17 91H14V90H12L11 92H13V93H11V92H7V93H5V94H8V95H10V93L11 94H15V92H17ZM38 91V90H37ZM36 90H35V92H37ZM54 91V90H53ZM60 91H61V89H60ZM59 91V93H61ZM66 91H69V89L68 90H66ZM80 90H76V92L74 91V93H76L77 94V92H78V94L80 93L79 92ZM82 91V90H81ZM94 91V92H93ZM115 91V92H116ZM134 91V95H135V98H134V96L132 97H130V95H129V93H127V94H125V96H123L122 98H126V100L128 99V100H130L131 99V101H129V102H127V101H124V99H122V101H124V102H126L127 104L128 103H131V102H133V103H136L137 104V102L139 103V100H138V98L139 97H141L140 95L142 94H140L139 96H138V94L136 93ZM169 92V94L171 95H168L167 94V96L164 94V93H167V92ZM181 91V92H182ZM205 91H208V92H205ZM227 91V92H228ZM31 92H29L30 94H31ZM35 92H34V95L36 96V94H35ZM44 93H43V96L45 97L46 96V94H45V91H43ZM52 92V91H51ZM57 92V91H56ZM83 92H85L84 90H83ZM121 92H119L118 91V94H120ZM214 92H213V94H214ZM230 92V93H231ZM42 93V92H41ZM41 93H38L37 95L38 96H40L39 94H41ZM49 93V92H48ZM54 93H55V91H54ZM63 93V92H62ZM70 93H72V92H70ZM74 93H72V94H74ZM175 93H174V91H173V95H175ZM182 93V94H183ZM224 93H226V91L224 92ZM223 93V94H224ZM233 93H231V94H233ZM236 93V92H235ZM263 93V94H262ZM0 94H2V93H0ZM18 94H20V93H18ZM23 94V93H22ZM25 94V93H24ZM57 94H58V92H57ZM57 94H55V96L57 95ZM67 94V93H66ZM66 94H64V95H66ZM69 94V93H68ZM72 94H71V96H72ZM75 94V95H76ZM78 94H77V97H78ZM84 94V93H83ZM82 93L80 94L81 96H79V99H77L78 100V102H80V101H83L84 100V106L85 105H88L89 106V104H85V102H87L85 99H86V95H87V93H85V95H84V97H85V99H83V100H80V98H83V95ZM113 94H114V92H113ZM136 94H137V97H136ZM142 94V95H143ZM201 96H203L204 97V95L206 96V97H201ZM216 94V95H215ZM214 95L218 98V94L217 93H215ZM228 94V95H227ZM227 94H224V100H225V96L227 95V97L229 96V92L227 93ZM230 94V97H231V99L234 97L233 95H231ZM239 94V95H240ZM245 94H243V95H245ZM16 95V97H18L17 96V94H15ZM32 95V94H31ZM48 95V94H47ZM63 95V96H64ZM74 95V96H75ZM89 95V94H88ZM87 95V96H88ZM115 95H116V93H115ZM121 95V94H120ZM120 95H117L118 97L120 96ZM126 95H127V97H126ZM151 95H153V96H151ZM214 95L213 96H211V97H214ZM218 95V96H217ZM236 95H237V93H236ZM235 95V96H236ZM239 95H237V97H235L236 99H238V98H240L239 97ZM254 95V94H253ZM6 96V95H5ZM23 96V95H22ZM22 96H19V98L21 99H24V101H25V98H23ZM27 96H29V95H27ZM34 96V97H35ZM43 96L41 97V98H39L38 100H40V99H42L43 98ZM49 96V95H48ZM48 96H47V99H48ZM52 96H54V95H52ZM60 97V95H57V97ZM62 96V95H61ZM68 96H70V94L68 95ZM70 96V97H71ZM114 96V95H113ZM150 96V97H149ZM233 96V97H232ZM256 96V97H257ZM11 96H9V98H10ZM24 97H26L25 95H24ZM34 97H32L31 96V98L33 99ZM37 97V96H36ZM36 97L33 99V100H35L36 99ZM66 97V96H65ZM76 97V98H77ZM93 97V98H92ZM130 97V98H129ZM173 97V98H172ZM182 97L184 98V99H182ZM203 98V99H201V98ZM226 97V98H227ZM241 99H242V101L241 100H239L240 102H238V100H236V103L237 104H234L235 103V101H233L232 100V102H231V104L232 105H238V103H243V102H246V100L247 99H249V97L252 99V95H249L248 97H247V99H246V95L245 96H242L241 95ZM243 97L246 99H244V101H243ZM255 97V98H256ZM258 97V98H259ZM14 97H12V99H13ZM27 98H29V97H27ZM27 98H26V100H27ZM38 98V97H37ZM46 98V97H45ZM54 98V97H53ZM68 98V97H67ZM75 98V97H74ZM73 98V99H74ZM115 98H116V96H115ZM120 99H121V96L119 97ZM190 98V99H191ZM196 98V99H197ZM209 98V99H208ZM219 98H221L220 96H219ZM254 98V99H255ZM258 98H256V101L254 102V99H252L253 101L252 102H250V103H248L249 105H247L246 103L244 104V106H247L246 108L244 107V106H242L241 108V110H240V108H237L239 105H241V104H239L237 107L236 106H234V107H236L237 109H235L236 111H234V108H230L231 106L230 105H228L229 103H230V101L228 100V99H226V103H227V105L226 104H224L223 106V109L224 108H227V107H225V106H230L229 108H227L228 110H232L233 109V111H234V113L235 112H237L235 115L232 113V112H230V111H228L227 109H224L223 110V112L225 113V112H229V113H232L231 115H234L232 118H231V116L229 115V113H225V115L227 114L228 115V117L227 118H231V119H233V120H235V116L237 117L236 119H237V121H239V122H243V123H245L244 121H241V120H243L244 118H245V120L247 119L248 120V114L247 113H249V115H251V116H249V120H250V118L251 119H253L254 117H252V113H253V111L255 112V110L256 109H258L259 110V107L260 106H262L261 104L259 105L258 103ZM2 99V98H1ZM4 99H8V98H5L4 97ZM15 99V98H14ZM21 99V100H22ZM44 99V98H43ZM42 99V100H43ZM56 99V98H55ZM58 99H60V98H57L56 100H58ZM64 99H66V98H64ZM64 99H62V100H64ZM71 99V98H70ZM70 99H68V100H66V101H71ZM116 99H118V98H116ZM138 101H137V100ZM143 99H144V101H143ZM183 101H182V100ZM189 99V100H190ZM201 99V100H200ZM214 99V98H213ZM211 100V101H213L212 103H210V104H208V105H211V108H212V110H214V106L212 105L213 103H214V101H218L219 99H214V100ZM222 98H221V100H223ZM230 99V100H231ZM260 99H259V101H260ZM6 100H4V101H6ZM29 100V99H28ZM32 100V101H33ZM42 100L40 101V102H42ZM45 100V99H44ZM50 100H52L51 98H50ZM61 100V99H60ZM80 100V101H79ZM135 100L137 101V102H135ZM179 100H181V102L179 101ZM188 100V101H189ZM198 100V99H197ZM205 100V99H204ZM223 100V101H224ZM229 101V103H228V101ZM250 100V99H249ZM2 102H3V100H1ZM9 101H11V99L9 100ZM15 101H17V100H15ZM15 101H13V102H15ZM20 101V100H19ZM31 101V99L29 100V102H32ZM36 101V100H35ZM35 101H33V102H35ZM55 101V100H54ZM65 101V102H66ZM73 101V100H72ZM105 101V102H104ZM114 101V100H113ZM118 101H119V99H118ZM118 101H116V102H118ZM121 101V102H122ZM156 101V102H155ZM175 101V102H174ZM194 101V102H193ZM199 101H197V102H199ZM216 101V102H217ZM222 101V102H223ZM1 102V103H2ZM27 102V101H26ZM28 102V103H29ZM37 103H38V101H36ZM36 102H35V104H36ZM39 102V103H40ZM76 102V101H75ZM92 102H90V100H89V103H90V105L91 104H93ZM95 102V101H94ZM95 102V103H96ZM109 102V101H108ZM107 102V103H108ZM115 102V101H114ZM180 102V103H179ZM206 102V103H207ZM210 102V101H209ZM215 102V103H216ZM219 102V101H218ZM255 103L257 106L259 105V107L258 108H256L255 109V107H254V104H251V103ZM257 102V103H256ZM0 103V104H1ZM11 103V102H10ZM10 103H7L6 104V102H5V105H8L9 104V106H11L10 105ZM16 103H18V102H16ZM44 103V102H43ZM42 103V104H43ZM59 103V102H58ZM69 103H72V102H69ZM73 103H74V101H73ZM83 103V102H82ZM82 103H81V107H82V109H83V105H82ZM94 103V104H95ZM112 103V102H111ZM119 103V102H118ZM118 103H117V105H118ZM142 103V104H143ZM220 103V102H219ZM264 103V102H263ZM12 104V103H11ZM19 105H20V102L18 103ZM25 104V103H24ZM48 104V103H47ZM50 104V103H49ZM54 104H57V103H55L54 102ZM61 104H62V102H61ZM64 104H66V103H64ZM77 104V103H76ZM93 104V105H94ZM96 104H98L97 105V108H99V112H100V108L101 107H98L99 105H100V103H96ZM110 104V102L108 103V105ZM121 104V103H120ZM123 104V103H122ZM141 104V103H140ZM140 104H138V105H140ZM148 104H149V106H148ZM204 104V106L206 105L207 106V104H205V103H203ZM222 104V103H221ZM242 104V105H243ZM16 105V104H15ZM58 105V104H57ZM60 105V104H59ZM67 106H68V108H69V105L68 104H66ZM71 105V104H70ZM73 105V104H72ZM71 105V106H72ZM79 105V104H78ZM90 106V109L92 110V108H93V112L95 113V114H97L98 113V110L96 111L95 109H94V107L95 106ZM129 105V104H128ZM131 105H132V103H131ZM135 104H133L132 106H127L126 104L124 105V107L123 108H127L128 107V111H129V113H130V110L132 111V109H134L135 110V106L137 107V105H135ZM151 105V106H150ZM159 105V106H158ZM215 105V104H214ZM253 105V106H252ZM255 105V106H256ZM264 105V104H263ZM8 106V107H9ZM22 106H24V105H22ZM25 106H26V104H25ZM29 106L30 105H28V108H29ZM31 106H32V103H31ZM31 106H30V108H31ZM34 106V105H33ZM32 106V107H33ZM36 106V105H35ZM50 106H51V104H50ZM56 106V105H55ZM62 106V105H61ZM70 106V107H71ZM76 106V105H75ZM87 106V107H88ZM104 106H107L106 105V103H105V105ZM104 106H102V107H104ZM118 106H120V105H118ZM121 106H123V105H121ZM125 106H127V107H125ZM203 105H201V106H199V110L200 111H202L201 109V107H202ZM217 106H218V103H217ZM220 106V105H219ZM249 106H252L251 108L253 109V107H254V110L252 111L251 109H248L249 108ZM256 106V107H257ZM3 109H4V103H3ZM21 107V106H20ZM44 107H46L45 106V103H44ZM52 107H54L53 105H52ZM51 107V108H52ZM58 107V106H57ZM63 107V106H62ZM64 107H66L65 105H64ZM79 107H80V105H79ZM86 107V106H85ZM86 107V108H87ZM92 107V108H91ZM108 107V106H107ZM129 107H130V110H129ZM131 107H133V108H131ZM208 107H210V106H208ZM208 107H203L204 109H206V112L208 113V114H212V116L214 115L213 113H210V109H208L209 111H207V108ZM263 107V109H264V106H262ZM11 108H12V106H11ZM16 107H14V109H15ZM18 109H16V111H14L15 113L16 112H18L17 110H19L20 108L19 107H17ZM27 108V107H26ZM27 108V109H28ZM47 108H49V107H46V109ZM61 108V107H60ZM89 108V107H88ZM122 108V107H121ZM137 108H139V106L137 107ZM136 108V109H137ZM164 108H167V109H170V110H168V112H166V111H163L164 110ZM196 108H197V106H196ZM201 108V109H200ZM221 108H222V106H221ZM220 108V109H221ZM244 108V109H243ZM261 108V107H260ZM9 109V108H8ZM14 109H11V111L12 110H14ZM22 109V108H21ZM25 108H23V110H24ZM26 109V110H27ZM37 110L38 108H34V110ZM50 109V108H49ZM65 109V108H64ZM89 109V110H90ZM108 110L107 111H109L110 109L109 108H107ZM118 109V108H117ZM146 109V108H145ZM167 109H165V110H167ZM198 109H197V112H198ZM217 109H219V108H217ZM217 109H215V111L217 110ZM238 109H239V112L241 111V112H243V115L241 114V113H238ZM263 109H260V110H262V111H264ZM1 110H2V108H1ZM5 110H7V109H5ZM36 110L33 112V114H35V112H36ZM39 111H42V109H38ZM37 110V111H38ZM56 110H57V108H56ZM72 110V109H71ZM73 110H76V108H74L73 107ZM88 110V111H89ZM106 109H103V112H101V113H104L105 114V111ZM119 110H120V108H119ZM119 110H117L118 111V115L119 114H121V113H119ZM126 110V109H125ZM178 111L179 113H177V114H181L180 113V111L182 112V114H181V116H177V114H176V116H174L175 115V112L174 111ZM227 110V111H226ZM243 110V111H242ZM244 110L246 111H250V112H252V113H250L249 111L246 113L247 115V117H244ZM258 110H256V112L258 111ZM33 111V110H32ZM44 111H46V110H44ZM58 111V110H57ZM60 111V110H59ZM76 111H78V110H76ZM76 111H72V112H75V113H77ZM82 111V110H81ZM96 111V112H95ZM102 111V110H101ZM112 111V110H111ZM116 111V109H115V111H112L113 113L114 112H117ZM127 111V112H128ZM163 111V112H162ZM170 111H172V112H170ZM204 111V112H203ZM202 112H203V114L202 115H206L207 113H205V110H203ZM2 112V111H1ZM4 112H6V111H4ZM3 112V113H4ZM13 112V111H12ZM11 112V113H12ZM19 112H20V110H19ZM19 112H18V114H19ZM47 112V111H46ZM46 112H44L45 114H46ZM49 112H50V110H49ZM48 112V113H49ZM52 112V114L53 113H55V111L53 112V110L51 111ZM50 112V113H51ZM62 112V111H61ZM66 112H67V110H66ZM71 112V111H70ZM71 112V113H72ZM92 112V111H91ZM111 112V113H112ZM123 112V111H122ZM134 112V111H133ZM196 112V113H197ZM213 112V111H212ZM221 112H222V110H221ZM222 112V114H224ZM260 112V111H259ZM257 112V114L258 115H256V113H253L255 116H259V115H261L262 113L260 112ZM3 113H0V114H3ZM10 113V112H9ZM10 113V114H11ZM24 113L26 114V112L24 111ZM28 113H30V115L28 114V116H31V118H32V115H31V111L30 112H28ZM40 114V112H36V115L37 114ZM42 113H43V111H42ZM57 113V112H56ZM71 113H69V114H71ZM75 113L74 114H72V115H74L75 116ZM85 113H87V112H85ZM94 113H92V114H94ZM100 113V114H101ZM110 113V112H109ZM110 113V114H111ZM126 113V112H125ZM145 114V117H146V119L147 118H149V119H147V120H145V118H144V114ZM151 113V112H150ZM205 113V114H204ZM219 113H220V111H219ZM5 114V113H4ZM7 114H8V112H7ZM13 114V113H12ZM12 114H11V116H12ZM17 114V113H16ZM16 114H14V115H16ZM21 114V116H23V112L22 113H20ZM45 114H42V116H44ZM52 114H49V117H50V115H52ZM60 114V113H59ZM63 114H64V112H63ZM67 114H68V112H67ZM67 114H65L64 116H66ZM77 114H80V113H77ZM82 114H84V113H82ZM89 115L91 114L90 112L88 113ZM94 114V115H95ZM115 114V113H114ZM117 114V113H116ZM143 114V116H139V115H142ZM147 114V115H146ZM200 114H201V112H200ZM216 114H218V113H216ZM222 114H220V116L219 117H221V115ZM238 114L240 115H242L243 116V118H241L240 119V116H239V119L240 120H238ZM33 116V119H35L36 118V122H35V120H33V122L34 123H36L37 124V119H38V116ZM41 115V114H40ZM62 115V114H61ZM98 115H99V113H98ZM97 115V116H98ZM106 115V114H105ZM105 115H103V116H105ZM107 115H109V114H107ZM106 115V116H107ZM126 114H124V116H125ZM127 115H128V113H127ZM197 115L200 117H198V119L197 120H202V121H200V123H201V125H200V123H199V127H201L202 129H200L199 130V128H196L195 130H197L198 129V131L200 132L201 130H203L202 131V133H201V136L199 135L200 133L199 132H197L196 133V131L194 132V134L196 133V135H193V133H192V136H194V138L196 137V136H198L199 138H200V141H199V138L198 137H196V138H198V139H196V140H198L199 142L197 143L196 142V140H195V142L197 143V145L195 144L194 145V138L193 137H191L192 139H191V141L193 142V145L191 144V142L189 143L188 142V139L187 138H189V140H190V136L188 137V136H185L186 134L185 133H182L181 132V130H180V128L181 127H179V123H175L174 124V122H173V125H174V127H176L175 125L176 124H178L177 125V127L179 128V129H177V130H179L180 132H179V134L181 133V134H185V135H178L179 136V138H181V139H178V137L176 138L175 137V134H177L178 133V131H175V133L173 132L176 128H172V129H170L169 127L171 126V121H169V123H170V126H169V124L167 123V125L166 126H168V128L170 129V130H172L171 132H173L174 134H171L170 133V131H169V129H168V131H169V134H171V138L172 137H174V138H172V139H170V135H167V136H169V138L168 137H166L165 135L167 134H164L165 132V130H167V129H164V130H161V132H163V136L165 137V138H163L162 137V134L160 133V136H161V138H163V139H166V141L167 140H169L170 139V141H171V143H169V141L168 142H166V141H164L163 140V142L161 141L162 139H160V141H161V146H159L160 144L159 143H157V144H159V145H155V144H153L152 143V140L156 137V136H159V135H157V132H155V133H152L153 131H151V132H149V134L147 133V134H145L146 136H149L148 138L149 139H151V135H153L154 134V136L152 137L153 139L152 140H150V142L152 143V147H154V146H157V149H156V147H155V149L153 150V149H150V148H152L150 145H151V143H150V145H148V143H149V139L148 138H146V136L145 135H143L142 134V128L144 127V124H142L143 125V127H141L140 129H141V131L140 130H138L139 132H141L140 134H136V133H138V131L136 130V128L135 127H139L141 124H139V122H138V120L140 121V119H137V120H133V121H137L138 122V124H139V126H136L137 125V122H134L133 124H132V122H131V124L132 125H134L135 124V126H134V130H136L137 132L135 133V131H131V129H129V127L131 126L128 122L130 121L129 120V118H128V122L126 123V124H128V126L126 125V128H125V126H123V124L125 123L124 121H122L121 123H122V125L121 126H123V128L121 127V126H119V127H121V131L123 130V133H126V135L125 134H122V136H129L131 133V135H135L136 136V138L140 135L141 136V134L143 135V136H145V138L148 140V143L146 142V140H145V138H143V140H145V141H143L142 140V138L140 137H138V139H141V140H137L136 138H135V140H136V142L138 143H143V142H145V143H147V145H144L143 144V146L142 145H140L142 148H145V149H147V150H145V149H141V150H143V151H141L140 149H139V151H141V152H139V155L140 154H142L141 156H139L140 158H143V160H141V161H144V160H147L148 161V159L150 160H152V159H155V160H157V161H154V162H156V164H154V166H153V169H149V167H147V165H148V163L146 162H141L140 161V159H138L139 161H138V164H135L134 165V163H136V161H137V159H136V161L135 162H131L130 161V159L133 161L134 159L133 158H135V156H137V154L135 155V153L136 152H133L136 148H132L131 147V141H130V138L132 137H129V138H127V137H122L119 133L121 132L120 131V128H119V133H118V130L117 129H113V132H112V130H111V132H109L110 133V136L112 137L113 135V133H115V131L117 130V133H115V134H119L120 135V137H122V138H124V139H122L123 141H122V143L124 142V141H126L127 139H129V140H127V143H125V144H128L129 143V145H130V147H128L129 149H130V151L129 150H127V149H125L127 146H125V148L124 149H122V151L124 150L125 152L124 153H122V151L120 150V146H118L119 147V150L121 151L120 153L119 152H116L115 153V149H112L111 147H112V145L110 146V148L111 149H109V150H112V152L111 151H103L102 149H100V150H102V151H100V152H97V154L94 156L93 155V153H92V155L93 156H91V157H93L94 159H92L91 157H90V155H89V159L87 160V161H85V156L87 155V148H81V150H79V148H78V150L75 148V150L74 151H71L70 150V146L68 147V148H66V149H64L65 148V144H67L66 142H64V143H60L63 147H58V145L59 144H56V146L58 147H54V148H56V150H58V151H56V153L52 150V148L53 147H51V146H53L54 144H52L51 146H50V144H48V142L49 141H47L46 139H45V143H46V141H47V144H46V147L48 148L46 151L47 152H49V148H50V150H52L53 151V155H52V157H51V155H50V158H49V156L47 157V158H44V159H42V160H40V159H38V157H39V154H40V156H41V152H39L40 151V149H39V147H43V144H40L41 146H38L37 147V145H39V144H36V145H33L34 144V142H31V143H33V144H29V146H28V148L26 147H24V148H22L21 146L23 145V146H26V145H28V143L29 142H27V144H26V142H25V140H23V138H21V137H25V139H26V134H25V131H24V134L22 133L23 132V130L24 129H29V128H24V126L26 125V126H28L27 124H24V123H21L20 121H18V123L19 124H21V126L18 124V123H15L14 121L16 120L17 121V119H15L14 121L12 120H9V119H7L6 118V116H5V118L7 119L6 120V122H7V126H4L5 124H1L2 122H1V120L2 119H0V125L2 126V130L5 128V127H7V128H5V129H7V131L6 132H4V130L2 131L1 130V132H3V133H7V134H10V140H8L9 142L11 141L12 143V145H11V147L10 148H12V150H11V155L8 153L9 152V150H7V149H9V147H4V149H3V146H4V144H3V146H1L0 148L2 149V152H3V150L5 151H7V154L8 155H10V156H12V154L14 153L15 154V152L17 151V152H19L20 150H21V148L22 149H24V150H22V152L20 151V155L18 154V156L16 155V157H17V159L18 158H20L19 160V162L18 163H20L21 165H18V167H21V169H23V167H26V168H24L23 170H25L26 172H25V175H20L19 174V179H22L23 180V176H27V178L25 179V177H24V181H27V179H28V181H27V184H28V191L26 192V193H24V191H22V192H19V193H17L18 191H16L17 190V188H15V192L13 193V189H12V187L14 186H12L10 189L12 190V192H11V195L9 194V198L8 197H5L6 198V200L2 203V204H0V241H2V242H0V256H1V258H3L4 256H5V260H7L8 258H7V255H11V254H15V252L16 251H18L19 250V252H21V253H18V256H19V258L21 259V261L20 262H18L19 264H129V263H131L130 261L128 262L127 260V262L128 263H126V261H124L123 262V260H122V262L120 261L119 262V260L118 259H116V256H117V252H118V248H116V249H118L117 250V252H115V250H113L114 248V246L112 247L113 249V251H114V253H116V256H115V254L113 253V254H111V251H110V253L108 252L109 251V249H107V252L109 253V255L111 256V255H113V256H111V257H109V255H108V253H107V257H109V258H107L106 257V255H102L101 256V251L103 252L104 251V254H106L105 252V250H106V248H108V246L110 245V246H112V244H115V246L116 245H119L120 246V240H125V242L127 241V243L128 244H130V242L133 240L134 242L136 241V239L138 238L139 239V237H143V236H150V237H152L153 239H155V238H157V239H155V240H158V238H161L160 240H162V242H163V247H162V245L160 246L159 244V246L160 247H162L161 248V251H158V248H160L159 246L157 247L156 246V251H158V253H160V256H161V258H159V259H157V261H156V258H153L154 259V261H155V263H153L154 261H153V259L152 260H150V261H153L152 263L153 264H156L160 259H162V256H163V260L161 261L162 263L163 262H165V261H167V258L168 257H170L169 259H171V258H173L172 256H174V258H175V256L177 255H179V253H180V256H178L176 259L178 260V258L180 259V260H178V261H175L176 259H172V260H174V262L172 261V260H168V261H170L169 263L168 262H166V263H168V264H171V261H172V264L174 263V264H178L179 262V264H216L217 262H218V259L219 260H221V261H219V262H221V264H264V224H261L262 223V220H263V223H264V217L262 218L261 216V218L259 217V215H262L264 212H261L260 213V211H259V209L262 211V208H263V206H264V203L262 202L263 201V199H261L263 196H264V173H262V175H259V174H261L260 172H259V174L257 175V171L260 169V167H261V164H263V162L261 163V161L262 160H260V158H259V160L260 161H258L259 163H261L260 164V166L258 167H255V168H257V171L254 173V171H255V168H253V166L255 165L254 163H253V165H252V167H251V165H249L248 163L249 162H251V161H248V159H252V155H251V158H248L247 156H248V154L250 153L249 152V148H247V147H249V146H247L246 147V145H244V144H250V143H248L249 141H248V138H250L249 140H251V138L252 137H250L252 134H247V136H248V138H247V141L244 143V140H245V138H246V133L248 132V128H247V130L245 129L244 131H246V133L245 132H242V130L243 129H241L242 127L243 128H245V126H243V125H245L246 123H248L249 122V120L245 123V124H243V125H241L240 123H236V124H238V126H239V124H240V126H242V127H238V130L239 129H241V130H239V131H241L242 132V135H243V133H245L244 135H245V138H241V133L240 132H238L239 133V135H240V138H241V143H239V140L237 139V138H239L238 136H237V138L233 135V132H231V128L229 129V126H233V125H236V124H232L233 122H235V121H233L232 123H231V119H226V120H224V118L223 117H221V118H223V119H220L217 115V117L215 118V115H214V119L213 118H210L209 116L210 115H206L205 116V118L202 116V115H199V112L197 113ZM219 115V114H218ZM225 115H222V116H225ZM253 115V116H254ZM263 116H264V114H262ZM0 116H2V115H0ZM16 116H18V115H16ZM20 116V115H19ZM56 116V114H54V117ZM70 116V115H69ZM77 116V115H76ZM80 116V115H79ZM84 116V115H83ZM101 115H99L98 117H100ZM116 116V115H115ZM123 116V117H124ZM129 116V117H130ZM159 116L161 117V118H159ZM211 116V117H212ZM230 116V117H229ZM241 116V117H242ZM262 116V117H263ZM8 117H9V115H8ZM24 117V116H23ZM35 117V118H34ZM53 117V118H54ZM86 117V116H85ZM102 117V116H101ZM100 117V118H101ZM108 117H110V116H108ZM111 117H112V115H111ZM110 117V118H111ZM120 117V116H119ZM122 117V118H123ZM192 117H193V120H195V118L194 117H196V115L195 116H193L192 115ZM209 117V119L207 120V118ZM225 117V118H226ZM261 117V116H260ZM262 117H261V119H260V121L262 120ZM1 118V117H0ZM2 118H4V116L2 117ZM14 118H16L15 116H14ZM27 118V117H26ZM29 118V117H28ZM30 118V119H31ZM44 118V117H43ZM45 118H46V116H45ZM51 118V117H50ZM61 118V117H60ZM60 118L58 119V120H60ZM63 118V117H62ZM67 118V117H66ZM72 118H74V117H72ZM88 118V117H87ZM97 118V117H96ZM102 118H104V117H102ZM109 118V119H110ZM121 118V117H120ZM119 118V120H122V119H120ZM256 118V117H255ZM13 119V118H12ZM55 119V118H54ZM53 119V120H54ZM75 119V118H74ZM73 119V121L75 122V120ZM105 119V118H104ZM103 119V120H104ZM109 119H107V120H109ZM151 119V120H150ZM20 120H21V117H20ZM23 120V119H22ZM24 120H25V118H24ZM29 120V119H28ZM28 120H25L24 122H26V121H28ZM39 120V122L41 123V121H44V120H41L40 121V119H38ZM50 120V119H49ZM52 120V121H53ZM62 120V119H61ZM77 120H79L78 119V117H77ZM80 120H82V119H80ZM86 120H88V119H86ZM114 120V119H113ZM117 120H118V118H117ZM124 120H126L125 119V117H124ZM162 120L164 121V123H162ZM192 120V121H193ZM4 121V120H3ZM30 121V120H29ZM45 121H47V120H45ZM51 121V122H52ZM83 121V120H82ZM81 121V122H82ZM110 121V120H109ZM109 121H108V123H109ZM112 121V120H111ZM191 121V120H190ZM228 121H229V123H228ZM256 121H258V118H256V119H254V124L256 123ZM262 121H264V117H263V120ZM261 121V122H262ZM32 122V123H33ZM60 122V121H59ZM69 122V121H68ZM73 122V123H74ZM76 122H79V121H76ZM76 122L74 123V124H76ZM90 122V121H89ZM93 122V121H92ZM101 122V121H100ZM103 122V121H102ZM101 122V123H102ZM113 122H115V121H113ZM117 122V121H116ZM124 122V123H123ZM141 122V121H140ZM195 121H193V123H194ZM196 122H198V121H196ZM259 122V121H258ZM27 123V122H26ZM29 123H31V122H29ZM28 123V124H29ZM31 123V124H32ZM44 123H46V122H44ZM47 123H48V121H47ZM55 123V122H54ZM67 123V122H66ZM100 123V124H101ZM105 123H106V125H107V122L105 121ZM117 123H120V121L119 122H117ZM147 123V124H148ZM232 124V125H229V124ZM250 123V125L252 126V123H253V121H252V123H251V121L249 122ZM264 123V122H263ZM16 124H18V125H16ZM24 124V126H23V129H22V125ZM61 124H62V122H61ZM65 124V123H64ZM68 124V123H67ZM84 124H86V121H85V123H83V125ZM94 124H96V123H94ZM110 124V123H109ZM146 124V123H145ZM160 124V123H159ZM159 124H157L156 125V123L154 124V122H153V124H151V126L152 125H156L158 128H159V126L161 125H159ZM163 124H165V125H163ZM195 124V123H194ZM194 124L192 125L191 124V126H194ZM33 125H35V124H33ZM40 125V124H39ZM38 124H37V126H39ZM44 125V124H43ZM49 125V124H48ZM56 125H57V123H56ZM78 125V124H77ZM82 125V126H83ZM96 125H98V124H96ZM102 125V124H101ZM111 125V124H110ZM115 125V124H114ZM114 125H113V128H114ZM117 125V124H116ZM226 125H228V126H226ZM257 125H259L260 126V122L257 124ZM257 125H255V127L256 128H258L257 127ZM262 126H260V127H263L264 128V124H261ZM0 126V127H1ZM4 126V127H3ZM21 127V129H20V127ZM25 126V127H26ZM31 126V125H30ZM29 126V127H30ZM37 126H35L36 128H38ZM41 126V125H40ZM46 126V125H45ZM51 126H53L54 127V124H52V125H50V127ZM64 126V125H63ZM72 126V125H71ZM71 126L69 125V127L71 128ZM79 127H80V125H78ZM77 126V127H78ZM82 126H81V128H82ZM86 126V125H85ZM88 126V125H87ZM86 126V127H87ZM91 126V125H90ZM108 126V125H107ZM112 126V125H111ZM150 126V125H149ZM156 126L154 127L155 128V130H156ZM190 126V127H191ZM196 126H197V123H196ZM248 126H249V124H248ZM248 126H246V127H248ZM251 126H249V127H251ZM43 126H41V128H42ZM57 127V126H56ZM62 127V126H61ZM66 127V126H65ZM75 127V125L73 126V128ZM84 127V126H83ZM92 127H93V124H92ZM97 126H95V128H96ZM104 127H106V126H104ZM110 127V126H109ZM146 127H148L147 125H145V128ZM162 127H161V129H162ZM173 127V126H172ZM226 127H228V128H226ZM234 127V126H233ZM235 127H237V125L235 126ZM255 127H253L252 126V128H249V130H251V129H253V128H255ZM260 127L258 128L259 130H260ZM31 128V127H30ZM32 128H33V132L32 133H30V135L31 134H34L35 133V137L38 135V138H42V136H40V134H37L36 132L38 131L37 129H34V126H32ZM44 128V127H43ZM46 128H47V126H46ZM46 128H44V129H46ZM55 128V127H54ZM54 128H51V129H54ZM62 128H64V127H62ZM72 128V129H73ZM98 128H100L101 129V127H98ZM112 128V127H111ZM110 128V129H111ZM117 128H118V126H117ZM131 128V127H130ZM153 128V127H152ZM151 128V129H152ZM157 128V129H158ZM165 128H167V127H165ZM189 128V129H188ZM44 129H41V130H44ZM60 129V128H59ZM58 129V130H59ZM67 129H68V127H67ZM66 129V130H67ZM72 129H68V131H69V133L67 134V132L65 133V139L66 140H68L69 141V139L72 137L73 139H75L76 138V134H78V132H80V129L79 130H77V128H74V129H76V130H74L73 129V131H72ZM97 129V128H96ZM102 129H104V128H102ZM101 129V130H102ZM138 129V128H137ZM144 129V128H143ZM233 129V128H232ZM262 129V128H261ZM30 130V129H29ZM32 130V129H31ZM30 130V131H31ZM36 132H35V131ZM40 130V131H41ZM48 130H50V129H48ZM55 130H56V128H55ZM55 130H53V131H55ZM65 130V129H64ZM82 130V129H81ZM83 130H85V128L83 129ZM115 130V131H114ZM124 130H126L125 132H124ZM130 130V131H129ZM132 130H133V126H132ZM159 130H160V128H159ZM235 130H237L236 128L233 130V131H235ZM237 130V131H238ZM20 131H22L20 134H19V132ZM29 131V132H30ZM46 131V130H45ZM61 131H63V130H61ZM94 131H96V130H94ZM100 131V130H99ZM106 131H108V130H106ZM110 131V130H109ZM144 131H150L149 130V128H147V129H144ZM156 131H158V130H156ZM167 131V132H168ZM252 131V130H251ZM251 131H249V132H251ZM44 132V131H43ZM84 132V131H83ZM86 133L88 132V131H85ZM89 132H91V131H89ZM100 132H102L103 133V131H100ZM100 132H95L96 134V137L95 138H90V140H92V141H94V139H96L97 138V133L99 134ZM128 132H131V133H128ZM160 132V131H159ZM158 132V133H159ZM253 132V131H252ZM256 132H258V130H256ZM260 132H262V130L261 131H259V134L257 133V135L255 136L254 134H253V141L251 140L250 142L254 145V142H255V139L256 140H259V138L261 137V138H263L264 139V136H262L261 134L262 133H260ZM264 132V131H263ZM27 133V132H26ZM39 133V132H38ZM45 133V135H46V133L47 132H44ZM54 133V132H53ZM57 133H58V131H57ZM60 133V132H59ZM58 133V134H59ZM64 133V132H63ZM93 135H94V133L93 132H91ZM102 133H100V134H102ZM106 133H108V132H106ZM108 133V134H109ZM122 133V132H121ZM189 133H191V132H188L187 134H189ZM199 133V134H198ZM235 133V132H234ZM238 133H235L236 135H238ZM54 134H56V133H54ZM62 134V133H61ZM80 134V133H79ZM88 134H90V133H88ZM91 134V135H92ZM104 134H105V132H104ZM104 134H102V135H104ZM107 134V135H108ZM0 135H2V134H0ZM16 135V138H13L14 136ZM22 135H24V136H22ZM48 135H49V133H48ZM60 135V134H59ZM91 135H88V136H90L91 137ZM92 135V136H93ZM107 135H104V136H107ZM119 135H118V137H119ZM172 135H174V136H172ZM259 135H261V136H259ZM3 136H6V135H3ZM13 136V137H12ZM18 136H21L20 138L23 140V142H22V140L20 141L19 140V137ZM34 136V135H33ZM40 136V137H39ZM61 136V135H60ZM77 136H79V135H77ZM99 137H98V139H100V137H102L101 135H98ZM115 136H117V135H115ZM115 136H113L114 138H105V137H103V138H105L104 139V141H107V143H108V141H109V139H114V140H112V141H110V142H113L112 144H114V142H115V139L117 138H115ZM135 136H133V137H135ZM159 136V137H160ZM182 136H185V137H187V138H184V137H182ZM8 137V139H9V136H7ZM44 137V136H43ZM54 137H56V136H54ZM84 137V136H83ZM108 137V136H107ZM243 137V136H242ZM257 137H259L258 139H257ZM2 138V139H1ZM1 140H3V138L4 137H2L1 136ZM11 138H13L12 140H11ZM30 138H32V137H30ZM45 138H47L46 136H45ZM51 137H50V135H49V139H50ZM58 138H60V137H58ZM57 137H56V139H58ZM71 138V139H72ZM87 138V137H86ZM85 138V139H86ZM182 138H184V139H187L186 141L188 142V143H186ZM255 138V139H254ZM14 139H18L19 140V142L22 144L21 146H19V144L18 143H14V142H17V141H14ZM52 139V138H51ZM55 138H54V140H56ZM64 139V140H65ZM73 139H72V142H73ZM78 139V138H77ZM84 138H83V140H85ZM97 139V140H98ZM107 139V140H106ZM121 139H120V141H121ZM131 139H133V138H131ZM156 139V138H155ZM220 139V140H219ZM263 139H261V140H259L260 142H257L256 141V145H257V143L258 144H262V147L264 146L263 145V143H261V141L263 140ZM35 140V139H34ZM38 140H40V139H38ZM37 140V141H38ZM42 140V139H41ZM61 140V139H60ZM76 140V139H75ZM82 140V139H81ZM82 140V141H83ZM88 140V139H87ZM101 140V139H100ZM117 140H118V138H117ZM116 140V141H117ZM222 140H224V141H222ZM4 141H5V139H4ZM7 141V140H6ZM5 141V142H6ZM28 141H30L29 139H28ZM31 141H32V139H31ZM37 141H36V143H37ZM91 141V142H92ZM101 141H103V139L101 140ZM100 141V142H101ZM103 141V142H104ZM128 141H130V142H128ZM141 141V142H140ZM155 143L156 142H160V141H158V137H157V140L155 141V140H153ZM217 141L219 142V143H221L220 141H222V143L219 145V144H217ZM264 141V140H263ZM262 141V142H263ZM2 142V141H1ZM0 142V144H2ZM24 142H25V145H24ZM44 142V141H43ZM42 142V143H43ZM53 142V141H52ZM57 141H55V143H56ZM60 142V141H59ZM76 142V141H75ZM90 142V143H91ZM134 143H135V141H133ZM132 142V143H133ZM166 142V143H165ZM226 142V143H225ZM7 143V142H6ZM40 143V142H39ZM44 143V144H45ZM69 143H71L70 141H69ZM68 143V144H69ZM85 143V142H84ZM87 143L89 144V141H87ZM86 143V145H88ZM94 143V142H93ZM96 143V142H95ZM97 143H98V141H97ZM106 143V144H107ZM118 143V142H117ZM121 143V144H122ZM138 143V144H139ZM235 143H237V145L238 144H240L241 146L243 145V146H245V147H242V148H240L239 146L237 147V145L235 144ZM243 143V144H242ZM10 144V143H9ZM79 144V143H78ZM82 144V143H81ZM109 144V143H108ZM107 144V145H108ZM111 144V143H110ZM252 144H250V147H251V145ZM5 145H8V144H5ZM33 145V146H32ZM60 145V146H61ZM70 145V144H69ZM73 145L75 146V144L73 143ZM90 145V144H89ZM95 145V144H94ZM101 145V144H100ZM106 145V146H107ZM119 145V144H118ZM128 145V146H129ZM134 145V144H133ZM132 145V146H133ZM137 145V144H136ZM31 146V147H30ZM55 146V145H54ZM66 146H68V145H66ZM77 146V145H76ZM80 146H83V145H80ZM79 146V147H80ZM98 146V145H97ZM103 146H104V144H103ZM102 146V147H103ZM138 146V145H137ZM136 146V147H137ZM147 146V147H146ZM150 146V147H149ZM44 147H45V145H44ZM78 147V146H77ZM85 147V146H84ZM90 147H93V146H90ZM105 147V146H104ZM116 147V146H115ZM135 147V146H134ZM253 147L254 146H252V148H251V151H252V149H253ZM256 147V146H255ZM13 148H15L14 150L15 151H13ZM61 148V149H60ZM106 148V147H105ZM131 148H132V150H131ZM139 148V147H138ZM234 148L236 149H238L239 148V150L241 149V153H242V149L244 148V149H246V150H243V154L244 153H246L247 154V152H249L248 154H247V158L248 159H245V158H243L244 156H241V158H239L240 159V161L239 160H237L238 159V157H237V159L235 160V159H233V158H227V153H232V155H234V157H236V156H240L241 154H240V152L238 153L239 155H237V154H235V153H237L236 151H233L234 150ZM260 148V147H259ZM258 148V149H259ZM264 148V147H263ZM262 148V149H263ZM71 149L73 150V147H71ZM82 149L84 150V152L82 151ZM93 149V148H92ZM92 149H91V151H92ZM108 149V148H107ZM198 149L200 150L201 149V151H200V154H198ZM236 149V150H237ZM247 149H248V151H247ZM256 149H257V147H256ZM42 150H43V148H42ZM79 151V153L78 152H75V151ZM90 150V149H89ZM89 150H88V152H89ZM114 150V151H113ZM232 150V151H231ZM255 150V149H254ZM254 150L252 151L253 153H254ZM46 151H44L43 152V154H42V156L44 155H47V154H50V153H45ZM86 151V152H85ZM98 151V150H97ZM116 151H118V149L116 150ZM137 151V150H136ZM160 151H162V152H160ZM244 151H247V152H244ZM257 151V150H256ZM264 151V150H263ZM1 152V151H0ZM39 152V153H38ZM51 152V151H50ZM82 152V153H81ZM94 152H95V150H94ZM115 154H114V153ZM133 152V154L135 155H133V154H131ZM235 152V153H234ZM258 152V151H257ZM260 152V151H259ZM258 152V153H259ZM262 152V151H261ZM260 152V153H261ZM5 153V152H4ZM37 153H38V155H37ZM84 153V154H83ZM96 153V152H95ZM94 153V154H95ZM263 154L261 155V156H258V157H261L262 158V156L264 155V152H262ZM52 154V153H51ZM86 154V155H85ZM90 154H91V152H90ZM246 154H244V155H246ZM1 155V154H0ZM2 155H6V154H3L2 153ZM1 155V156H2ZM81 155H82V157H81ZM83 155H85L84 156V159H83ZM132 155L134 156L133 158H132ZM226 156V157H223V156ZM236 155V156H235ZM260 155V154H259ZM88 156V155H87ZM86 156V157H87ZM228 156H231V155H228ZM8 157V156H7ZM15 156L13 155V158L12 157H9V159L11 160V158H12V164H13V159H15V162H16V157L14 158ZM232 157V156H231ZM250 157V156H249ZM254 157V159H256L255 158V155L253 156ZM257 157V158H258ZM41 158V157H40ZM43 158V157H42ZM79 158H81V160H84V161H82V162H79V164H78V161H81ZM88 158V157H87ZM86 158V159H87ZM137 158V157H136ZM148 158V159H147ZM225 158H227V159H225ZM243 158V160L244 161H242L241 159ZM264 158V157H263ZM225 159V160H224ZM230 159H233V160H230ZM91 160H94L95 162H97V163H95V164H97V166H98V168H99V172L97 171V168H95V167H97L95 164H92L93 162H91V163H89V161H91ZM151 160L150 161H148V162H151ZM236 161V163L234 164V162ZM264 160V159H263ZM1 161H3V160H1ZM152 161V162H153ZM234 161V162H233ZM237 161H238V163H237ZM256 161V160H255ZM5 162V161H4ZM86 164V162H87V168H86V166H83L84 165V163ZM130 162V163H129ZM253 162V161H252ZM2 163V162H1ZM0 163V166L2 165ZM76 163L79 165V166H77V168L79 169V167H81V166H83L82 168H84L83 170H82V173L81 174H78V170H77V168L76 167H73L74 165L76 166ZM81 163H83V165H80ZM89 163V164H88ZM257 163V162H256ZM258 163V164H259ZM3 164H5V163H3ZM11 164V165H12ZM24 164V165H23ZM90 164H92V167H89V165ZM100 164H101V166H100ZM130 164L133 166H130ZM8 165V164H7ZM11 165H9V166H11ZM95 165V166H94ZM149 165H153V163H149ZM13 166H14V164H13ZM12 166V167H13ZM23 166V167H22ZM71 166L73 167L72 169H76L77 170V173H76V170L74 171V170H72L71 169ZM93 166H94V168L96 169V171L98 172V174H100L99 176H100V180L101 181H103V179H101V175H103V174H101V172L103 171L104 172V170H105V173H107V175L109 174V172H110V174H111V177H114L113 175L114 174H116L117 173V176H118V174H119V172H121V174H119V175H122V174H124L125 175V173L124 172H126L127 171V177H125L124 176V179L120 182H116L115 181V184H114V182H113V186H112V184H111V186H112V188L114 187V185H115V188H113V189H115L114 191V193L112 192V191H110V192H104V189H105V185L103 184V186H104V188L103 189H101V191L103 192H100V188H102V187H100L101 186V181H100V183H99V178H97V176H98V174L96 175L95 173V171H94V168H93ZM120 166V167H119ZM236 166H237V169H235L236 168ZM15 167V166H14ZM18 167H16V170L18 169ZM250 167L251 168H253L252 170H254L253 171V174L252 173H250V171H251V169H250ZM263 167V166H262ZM3 168H5V167H3ZM93 168V169H92ZM102 168H103V170H102ZM115 168V169H114ZM119 168V169H118ZM120 168H124L126 171H124L123 172V170L121 169V171H119L120 170ZM130 168V169H129ZM259 168V169H258ZM264 168V167H263ZM6 170H7V168H5ZM102 171H101V170ZM114 169V171H112ZM148 169V170H147ZM155 169H157V170H159V169H161L162 170V172H160V171H158V174H157V170L156 171H154ZM220 169H222V171L224 172L223 174H222V171H220ZM41 170V174H39L40 171ZM43 170H46V172H44ZM150 170V171H149ZM262 170H264V169H261V171ZM3 171V170H2ZM11 171V170H10ZM13 171V170H12ZM44 173H43V172ZM72 171L74 172V173H72ZM115 171H117L116 173H115ZM119 171V172H118ZM130 173H129V172ZM147 171H148V174L152 171V174H153V171L157 174H153V176H149V175H147L146 173H147ZM219 171L221 172V174L219 173ZM1 172V171H0ZM15 172V171H14ZM20 172V171H19ZM22 172V171H21ZM114 174H113V173ZM160 172V173H159ZM262 172H264V171H262ZM16 173H17V171H16ZM23 174H24V171L22 172ZM21 173V174H22ZM4 174H5V171H4ZM13 174V173H12ZM77 174V175H76ZM144 174H146V175H144ZM151 174V173H150ZM225 174V175H224ZM233 174L235 175V176H233ZM256 174V175H255ZM18 175V174H17ZM74 175V176H73ZM78 176V177H80L79 179H78V177L76 178V176ZM80 175V176H79ZM107 175L105 174V176H103V177H105L106 179H107ZM230 175H232V178L230 177ZM15 176V175H14ZM98 176V177H99ZM116 176V175H115ZM140 176V177H139ZM150 177L149 178V180H148V178L146 179V181H148L149 182V184H150V186H153L154 187V189H155V187H159L160 185L161 186H163V185H167L168 187H166L167 188V190H169L170 188L172 189V187L175 185L174 183H175V181H177L178 180V182H180L181 181V179L184 177V179H183V181H184V183L182 182H180L181 184H187V183H185V182H188L189 180H191L192 179V184H193V182H195V181H197L198 182V191L200 192V189H202V187H203V189L201 190L202 192L204 191V189H206V192H209V193H211V194H213V195H215V194H218V192L220 193L219 194V196L221 195V196H223V195H225L226 194V192L228 193V191L232 188V186L230 187L229 185L231 184H233V183H235L236 182V184H237V182L240 184H242V183H245L244 185H247V183H248V185L250 186V187H248V186H246V187H240L239 185H237L238 187H240V188H242V189H237L238 187L235 185V184H233V189H231L232 190V193H233V195H234V197H240L241 196V198H243L244 197V199L243 200H240L241 198H239L238 197V199L239 200H234L233 201V204H231V205H233L234 206V208H236L237 206H238V208H239V206L240 205H243L244 204V206H240V209L242 208V210L243 209H245V212L247 211V209H250V208H254V206L256 205L255 203L257 202V205H258V203H259V199H261L260 200V202L262 203V205H260L259 204V206H257L256 205V208L258 209H256V208H254L253 210H257L256 212H257V217H259V220H258V218L256 219V218H253L254 220L256 219L257 221V223L256 224H258V222H259V224L257 225V227H256V229H254L255 228V226H256V224H255V226L253 225L252 227H251V225L253 224V223H251V225L249 226V228H250V231H249V228H246L247 226H248V223H250L249 221H251L252 222V220L250 219V216L252 215V214H250V210L249 211H247L246 213H248V215H244V214H246V213H244V212H242V210H240V209H238V210H240V211H238V210H233L232 209V206H231V210L230 211H232L233 213H234V215L237 213V211L238 212H240L241 214H243V216L244 217H242V215L240 214V216L242 217V220H243V218H244V220H245V222L247 223V221H248V223H247V226L243 229L244 231L243 232H239V229H238V233L236 234V232H235V230H234V228L236 229V228H239L240 227V229H242L241 228V223H240V220H239V223H238V221L235 223V222H233V221H236L235 219H241L239 216V218L237 217V215L239 214V213H237L236 214V216H234L233 214L231 215L230 213H227L226 211L224 212L223 211V209L225 208H223V206L224 205H222V208H221V212L223 213H225V217H223L224 219L222 220V217H220L219 215H218V213H217V211H219L218 210V207H217V205L218 206H220V202H222L223 200H221V201H212V200H214L213 198H214V196L213 195H211L210 197H208L207 198V195L205 194V193H203V194H205V196L203 195V197H205V199L207 198L208 200H206V201H208V202H206V205H204V206H207L206 207V212L207 213H205V214H203V212H201V210H200V213H199V211L197 212L198 214H196V211L197 210H199L200 208H199V206H198V204H200V202H199V198L198 197H200V196H202V193H201V195H200V193H198L200 196H197V198H196V200H197V203L193 200V199H195V198H190L191 196V194L190 195H188V197L189 198H186V196L185 197H183L182 195H179L178 197L179 198H176L177 200H179V201H172L173 199L171 198V196H172V193H173V191L175 190V189H177L176 188V186H174L173 188H175V189H173V191L171 192V195H168L169 196V201L168 200H165V199H163V195H161L162 193H159V192H157L156 190L154 191V189H153V192H149V193H151L150 195H149V197H148V199L145 201V202H139L138 200H139V197L137 196L138 194V191H136L135 192V190L134 191H132L133 189H132V187H133V185H134V183L135 182H137L136 180L137 179H141V180H143L144 179V177ZM3 177V176H2ZM111 177H109V175H108V178H110L111 179ZM119 177V176H118ZM123 177V176H122ZM142 177V178H141ZM145 177V178H146ZM234 177V178H233ZM5 178V177H4ZM3 178V179H4ZM8 178H10V177H8ZM76 178V179H75ZM96 178L98 179V180H96ZM185 178H187V179H189L188 181L185 179ZM2 179V178H1ZM11 179V178H10ZM13 179V178H12ZM18 179V178H17ZM93 179H95V181L93 180ZM114 179H115V177H114ZM117 179V178H116ZM120 179V178H119ZM118 179V180H119ZM140 179L138 180V182L140 181ZM8 180V179H7ZM108 180V179H107ZM113 180V179H112ZM112 180H111V182H112ZM117 180V181H118ZM145 180V179H144ZM144 180H143V183H144ZM180 180V181H179ZM5 181V180H4ZM104 181H105V179H104ZM103 181V182H104ZM109 181V180H108ZM145 181V182H146ZM234 181V182H233ZM20 182H22V181H20ZM19 182V183H20ZM110 182V181H109ZM190 182V181H189ZM196 182V183H197ZM9 183H10V180H9ZM19 183L17 184V185H19ZM177 183V182H176ZM196 183H194L193 184V186H195L196 188H197V186H196ZM202 184V187H199L200 186V184ZM5 184V183H4ZM25 184H26V182H25ZM25 184H22V185H24L25 186ZM105 184H106V182H105ZM110 184H109V186H110ZM138 184V183H137ZM136 183H135V187H136V185H137ZM146 184V183H145ZM148 184V185H149ZM173 186H172V185ZM178 184V183H177ZM176 184V185H177ZM191 184V182L190 183H188V186L190 187V188H188V189H190L191 190V186L192 185H190ZM204 184V185H203ZM240 184V185H241ZM21 185V184H20ZM107 186H108V184H106ZM142 185V184H141ZM141 185H139V186H141ZM169 185H171V187L169 186ZM179 186H177V187H180V184H178ZM235 185V186H234ZM243 185V184H242ZM145 186V185H144ZM182 186V185H181ZM186 187H187V185H185ZM192 186V188H194V191H195V193H196V190H195V187H193ZM205 186V187H204ZM1 187V186H0ZM9 187H10V184H7L6 183V185H5V188H4V190H2L1 188V190H0V197L2 198V197H4L5 195H4V193L8 190L9 192L11 191V190H9ZM19 187V186H18ZM21 187V186H20ZM23 187V186H22ZM22 187H21V189H22ZM25 187H27V185L25 186ZM164 187V186H163ZM162 187V188H163ZM170 187V188H169ZM183 187V189H184V186H182ZM181 187V188H182ZM186 187H185V189H186ZM234 187L237 189V190H234ZM248 187V189H250V190H246L245 192H244V190H245V188H247ZM108 188V187H107ZM111 188V190H113ZM139 188V187H138ZM145 188H146V186H145ZM165 188V187H164ZM169 188V189H168ZM21 189H20V191H21ZM25 189V188H24ZM24 189H22V190H24ZM27 189V188H26ZM134 189H136V188H134ZM140 189V188H139ZM183 189H182V191H183ZM188 189H186L185 191H183L182 193L184 194V193H187L186 191H188ZM244 189V190H243ZM110 190V188L108 189V191ZM141 190V189H140ZM147 190V189H146ZM152 190V189H151ZM158 190V189H157ZM162 190H164V189H162ZM178 190V189H177ZM230 190V191H231ZM239 190V192H240V190H243V193H245V194H243V195H240L241 194V192H240V194H238V191ZM145 191V190H144ZM150 191V190H149ZM193 191V190H192ZM192 191H188V192H192ZM194 191H193V193H194ZM236 191V196H235V194H234V192ZM248 191H249V194H246V193H248ZM59 192L61 193V194H59ZM112 192V193H111ZM140 192V191H139ZM142 192V191H141ZM145 192H148V191H145ZM163 192V191H162ZM164 192H166V191H164ZM175 192H177V191H175ZM222 192H225L224 194L222 193ZM90 194V199H91V203H92V206H93V211H91V212H93V214L91 215V214H89L90 213V211L88 210V212H86L87 211V208H85V207H83V205H84V200L86 201V197H88L89 198V194ZM144 193V192H143ZM170 193V192H169ZM87 194V196H85ZM167 194H168V192H167ZM179 194H181V193H179ZM189 194V193H188ZM197 194V193H196ZM208 194V193H207ZM230 195H231V192L229 193ZM238 194V195H237ZM67 195H69V196H74V197H78V199L76 198L75 200H77V202L76 201H74V202H76V204L72 201V203H74V204H71L70 202H67L66 201V199L65 198H67L68 196ZM140 195H142V194H140ZM147 195V196H148ZM173 195H175V193L173 194ZM194 195V194H193ZM193 195H192V197H193ZM210 195V194H209ZM245 195H246V197H245ZM247 195H252L250 198H248V196ZM64 196V197H63ZM72 196H71V198H72ZM81 196H83V197H85V199L83 200V199H81L80 197ZM136 196H137V200H135L136 199ZM164 196H166V195H164ZM180 196H181V198H183L184 200H182V203H179V202H181L180 201ZM243 196V197H242ZM141 197V196H140ZM174 197V196H173ZM176 197H177V194H176ZM218 197V196H217ZM231 197H232V195H231ZM4 198V199H5ZM8 198V199H7ZM63 198V199H62ZM87 198V199H88ZM143 198V197H142ZM147 198V197H146ZM201 198V197H200ZM215 198H216V196H215ZM219 198V197H218ZM221 198V197H220ZM220 198H219V200H220ZM224 198V197H223ZM227 198H228V194H227ZM246 198V199H245ZM74 199V198H73ZM82 200L83 202H81L82 204H80V202L78 201V200ZM89 199V200H90ZM168 199V198H167ZM172 199V200H171ZM175 198H174V200H176ZM185 199H190V201L192 200L194 203H193V205L194 206H192V207H190V208H188L189 206H187V208H182V206L180 205V204H183V203H188V202H190L189 200H186V202H185ZM205 199H203V200H205ZM222 199V198H221ZM229 199V198H228ZM3 200V199H2ZM68 200H72V199H69V197H68ZM143 199H141V201H142ZM171 200V201H170ZM201 200H202V198H201ZM200 200V201H201ZM217 200V199H216ZM230 200V199H229ZM229 200H228V202H229ZM233 200V199H232ZM63 201H66L64 204H63ZM184 201V202H183ZM227 200H225V202L223 203V204H225V206H226V203H228V202H226ZM231 201V200H230ZM255 201V202H254ZM199 202V203H198ZM201 202H203V201H201ZM205 202V201H204ZM203 202V203H204ZM215 202H218V204L216 203L215 204ZM254 202V203H253ZM85 203H87V204H89L90 203V201H86ZM203 203H201L200 205H203ZM230 203H232V201L230 202ZM205 204V203H204ZM215 204V205H214ZM238 204H240V205H238ZM190 205H192V203L190 202ZM227 205H229V204H227ZM254 205V206H253ZM63 206H65V207H63ZM85 206V205H84ZM91 206V205H90ZM185 206H186V204H185ZM196 206V207H195ZM204 206H202V207H204ZM251 206V207H250ZM253 206V207H252ZM260 206H261V208H260ZM87 207H89V205L87 206ZM198 207V208H197ZM226 207H228L229 208V206H226ZM259 207V208H258ZM64 209L65 208V210L67 211V208H71V209H73V211H72V213L69 215V216H67V215H65V216H61L60 215V217L58 218L57 217V214H56V209H59V211H60V209ZM84 208L86 209V211H84ZM71 209H70V211H71ZM91 209V208H90ZM219 209H220V207H219ZM230 209V208H229ZM228 209V210H229ZM64 210V211H65ZM82 210L84 211V212H86V213H88V214H86V218L83 216L84 215V213H82ZM203 210V209H202ZM205 210H203V211H205ZM226 210H227V208H226ZM53 211H55V213L54 214H52V212ZM229 211V212H230ZM234 211H236V212H234ZM244 211V210H243ZM264 211V210H263ZM61 212H62V210H61ZM231 212V213H232ZM251 212H254V211H252L251 210ZM58 213V212H57ZM63 213V212H62ZM62 213H58V214H62ZM65 213V212H64ZM67 213H69V211L68 212H66V214ZM220 214V215H223V214ZM220 217H218L217 215ZM226 214H230V216L229 215H227L226 216ZM254 214H256L255 212H254ZM253 214V215H254ZM264 215V214H263ZM41 216V217H40ZM246 216V217H245ZM247 216H248V220H247ZM36 217V218H35ZM67 217V218H66ZM193 217V218H192ZM253 217H256V216H253ZM38 218V220H36ZM40 218V219H39ZM252 218V217H251ZM35 219V220H34ZM42 219V220H41ZM63 219V220H62ZM191 219H194L195 221H193V220H191ZM260 219H262L261 221H260ZM86 220V221H85ZM247 220V221H246ZM85 221V222H84ZM191 221V222H190ZM193 221V222H192ZM65 222V223H64ZM82 222H84L85 224H84V226L86 225V224H88L89 223V225L91 224V223H93V224H91V225H93L94 226V224H95V226L98 228L97 229V231H96V228H86L85 229V227H83V226H79L78 224H80V223H82ZM98 223V225L100 226H103L102 228H100V227H98V225H97V223ZM235 223L234 225L236 226H233L234 228H232V226H231V229H233V231H234V235L235 236H233V232H232V234L229 236V238H228V236H227V234L229 233L230 234V232L229 231H231V230H229V224H233V223ZM244 222V221H243ZM245 222L243 223L244 225H246L245 224ZM261 222V223H260ZM255 223V222H254ZM83 224V223H82ZM240 224V225H239ZM77 225V226H76ZM81 225V224H80ZM87 226V225H86ZM94 226V227H95ZM225 226V230H223V231H228V233H225L226 234V236H225V234L223 235L222 234V232H221V235H220V232H219V230L221 231V229L223 228ZM228 226V228H227V230H226V227ZM239 226V227H238ZM90 227H92V226H90ZM243 227V226H242ZM99 228L101 229V231H99ZM104 228V229H103ZM37 230V231H35V234H33L34 232H33V230ZM93 230V232H91L90 230ZM251 229H253V230H251ZM103 230V231H102ZM248 230V233H246L245 231H247ZM217 232V233H215V234H218V235H220V236H217V235H213L214 234V232ZM242 231V230H241ZM31 232H33V233H31ZM37 232V233H36ZM244 232L246 233V234H244ZM31 233V234H30ZM165 233V234H164ZM166 234H167V237H166V239H165V237H161L162 235L163 236H166ZM243 234H244V236H243ZM159 235H161L160 237H158ZM246 235V236H245ZM33 236V237H32ZM232 236V238H230ZM19 237H22V238H20V239H22V240H20L19 239ZM149 237V238H150ZM221 237V238H220ZM136 238V239H135ZM148 237H147V239H148V241L150 240ZM219 238V239H218ZM225 238H226V240H225ZM227 238L229 239V240H227ZM135 239V240H134ZM142 239V238H141ZM146 239V238H145ZM147 239H146V241H145V243L147 242ZM153 239H151V240H153ZM163 239H165L164 241H163ZM159 240V242H161ZM123 241H122V244H123ZM139 241V240H138ZM138 241H136L137 242V244H138ZM124 242V243H125ZM140 242H141V240H140ZM144 242V241H143ZM152 242V241H151ZM1 243H3L2 245H1ZM93 243H94V246H93ZM118 243V244H117ZM142 243V242H141ZM152 243H154V242H152ZM151 243V244H152ZM156 243L157 242H155L154 244L156 245ZM147 244H148V242H147ZM150 244V243H149ZM160 244H162V243H160ZM91 245V246H90ZM132 245H134L133 243L131 244V246ZM141 245V244H140ZM142 245H144V244H142ZM197 245H198V247L200 246V248H198L197 247ZM10 246V247H9ZM95 246H97L99 249H101V251L98 249V251L100 252V253H98V251H97V253H95L94 251H96V250H93V249H96L95 248ZM109 246V248H111ZM122 246V245H121ZM126 246V245H125ZM129 245H127V247H128ZM137 246V245H136ZM135 246V247H136ZM139 246V245H138ZM92 247H93V249H92ZM101 247V248H100ZM103 247H106L105 249L103 248ZM118 247V246H117ZM130 247V246H129ZM142 247V246H141ZM145 247V246H144ZM151 247H152V245H151ZM196 247V249H197V251H195V254L198 252V253H200V254H196V255H193V253L191 254V252H193L191 249H194ZM16 248H18V250L16 249ZM120 248V247H119ZM131 248V247H130ZM134 248V247H133ZM145 248H147V246L145 247ZM145 248H143V249H145ZM148 248H149V246H148ZM153 248V247H152ZM152 248H150V249H152ZM163 248H164V250H163ZM104 249V250H103ZM121 249V248H120ZM140 249V248H139ZM142 249V248H141ZM200 249V250H199ZM16 250V251H15ZM90 250H92V251H90ZM122 250H124V248L123 249H121V251ZM129 250V249H128ZM134 250V249H133ZM164 252H163V251ZM200 252H199V251ZM112 251V252H113ZM130 251H131V249H130ZM129 251V252H130ZM136 251V250H135ZM149 252H150V250H148ZM153 253H154V250L152 249L151 250ZM156 251H155V254H156ZM205 251H209V252H206V253H209V254H213V252H214V255L215 256H217V254H218V256L219 255H221L220 257H221V259L218 257H213V255H211V256H209V254H204L203 252H205ZM211 251V252H210ZM213 251V252H212ZM91 252H93V253H91ZM144 252H145V250H144ZM146 252H147V250H146ZM152 252H150V253H152ZM183 252L185 253V255L183 254ZM6 253V254H5ZM120 253V255H122L123 253H126V252H123V253H121V252H119ZM136 253V252H135ZM134 253V254H135ZM139 252H137V254H138ZM148 253V252H147ZM150 253L148 254L149 256H150ZM161 253H162V255H161ZM188 253V254H187ZM190 253V254H189ZM202 253V254H201ZM216 253V254H215ZM20 254V255H19ZM99 254V255H98ZM127 254V253H126ZM134 254H133V257H134ZM174 254H176V255H174ZM181 254H183V255H181ZM204 254V255H203ZM4 255V256H3ZM95 255V256H94ZM129 255V254H128ZM130 255H131V253H130ZM145 255V254H144ZM147 255V256H148ZM159 255V254H158ZM157 255V256H158ZM13 258H14V256L13 255H11ZM15 256H17V253H16V255ZM17 256V257H18ZM119 256V255H118ZM124 256V255H123ZM136 256V255H135ZM153 256V255H152ZM155 256V255H154ZM156 256V257H157ZM160 256H158V257H160ZM193 256H195V257H193ZM206 256H208V257H206ZM222 256H226V257H228V258H226V257H223L222 258ZM10 257V256H9ZM16 257V258H17ZM101 257V258H100ZM105 257V259H103ZM120 257V256H119ZM141 257H143V255L141 256ZM141 257H140V261H141ZM157 257V258H158ZM18 258V259H19ZM122 258V257H121ZM125 258V257H124ZM131 258H132V255H131ZM145 258H148V257H145ZM144 258V259H145ZM165 258H166V260H165ZM216 258V259H215ZM226 259L227 261H223V259ZM4 259V258H3ZM18 259L16 260V263H17V261H18ZM102 260L103 259V263H102V261L100 262L99 260ZM126 259V258H125ZM138 259V258H137ZM149 259H151V257H149L148 258V260ZM196 260V262H194L195 260ZM0 260H2V259H0ZM11 260V259H10ZM130 260V259H129ZM131 260H133V259H131ZM134 260H136V259H134ZM216 260H217V262H216ZM12 261V260H11ZM143 261V260H142ZM142 261L140 262V264L142 263ZM145 261V260H144ZM143 261V262H144ZM2 262V261H1ZM145 262H147V261H145ZM144 262V263H145ZM177 262V263H176ZM216 262V263H215ZM219 262H218V264H219ZM223 262V263H222ZM8 263V262H7ZM6 262H5V264H7ZM14 263V262H13ZM15 263V264H16ZM138 263V262H137ZM148 263V262H147ZM147 263H145V264H147ZM152 263H148V264H152ZM3 264V263H2ZM9 264V263H8ZM132 264H135V261H133L132 262ZM143 264V263H142ZM159 264H161L160 263V261H159Z\"/></svg>",
	"mask_w": 264,
	"mask_h": 264
},
{
	"label": "rangeland",
	"instance_id": "2",
	"mask_svg": "<svg viewBox=\"0 0 264 264\" xmlns=\"http://www.w3.org/2000/svg\"><path fill=\"white\" fill-rule=\"evenodd\" d=\"M30 1H32V0H3V1H0V6L2 5V6L0 7V46H1L0 49L2 50V51L0 50V54H1V55H0V56H1V57H0V62L2 61V62L4 63V64H3V63H0V64H2V65H0V66H1V67H0V76L3 75V79H0V80H1V81H0V83H1L0 85L2 86V87L0 86V93H2V94H0V103L2 102L1 100H3V102L0 104V113H3L4 111H6V112H4L5 114H4V113H3V114H0V115H2V116H0V117H1L0 119H2V120H1V122H2L1 124H2V125L6 123L4 126H7V122H8V121L6 122L7 119H9V120H11V121H12V120L14 121L15 119H17V121H16V120L14 121L15 123H18V121H20V122L22 121L21 123H24V124H27V125H28V126L25 125V126H26V127H25L24 124H23V125H22V129H23V126H24V128H29L30 130L32 129L31 131H30L29 129H24L23 132H22V131L19 132V134H20L21 132L24 134V131H25L26 139H25V137H21V136H18V137H19V140H20L21 138H23V140H25L26 144H27V142H29L28 145L23 146V145L21 144V143L23 142L22 139H21V140H22L21 143L19 142L18 139H17V140L14 139V141H17V142H14V143H18V142H19L20 144H19V143H18V144H19V146L22 145V146H21L22 148H24V147H25V148H26V147L28 148V146H29V144H30L31 142H34V144L31 143V144H33V145L39 144V145H37V147H38V146H41L40 144H43V147H42L43 150H42L41 147H39V149H40L39 152H41V156H40V154H39L38 159H40V160H42V159H44V158H47L48 156H49V158H50V155H51V157H52V155L54 154L53 151L56 153V151L59 150V149L56 150V148H54V147H57L56 144H59L58 147H63L64 145L62 144V145H63V146H62L60 143H64V142L67 143V144H65V148H64V149H66V148H68V147L70 146L69 148H70L71 151H74L75 148H76L77 150H78V148H79V150H81L82 147H83V148H87V147H88L87 150H86L87 152L85 151V152L87 153L88 156H87L86 154H85V155H86L88 158H87L85 155H83V159H84V156H85V161H87L91 156H93V155L95 156V155L97 154V152H100V151H102V150H103V151H105V150L107 151V150H108V151H111V152H112V150H109V149L112 148V149H115V153H116V152H119V153H120V152L122 151V149L125 148V146H127V147L125 148V149H127V148L130 147V145H131L132 148H136L134 151L132 150V148H131V150H132L133 152H136L135 155L137 154V156H135V155L133 154V152H132L131 154H133V155L135 156V158H133L134 156L132 155V158H133L134 160L132 161V160L130 159L131 162H135L136 159H137L136 163H134V165H135V164H138V161H139L138 159H140V161L143 160V158H140V157H139V156L142 155V154L139 155V152L143 151V150H141V149H145V148H142L140 145L143 146V144H144V145H147V143H148V140H147L146 138H148L149 136H146L145 134H147V133L149 134V132L153 131L152 133L157 132V135H159V136H160V133H161V134H162V137L165 138L163 135L167 133L165 136L169 138V136H167V135H170V139H172V138H174V137L171 138V134H174L175 131H178V133L175 134V137L177 136L178 139H181V138H179L180 135H185V134H186L185 136H188V135H189V136H190V140H189V138H187V137H185V136H182V137L187 138V139H188V142L190 141L191 144L193 145V142L191 141V139H192L191 137L194 138V136H192V133H193V135H196V133L199 132V131H198V129H197V130H195V129H196V128H199V130L202 129L201 127H199V123H200V121H202V120H200V119H199L200 121L197 120L198 117H199V116L197 115V113L199 112V115H202L203 112H204L203 110H205V113H207V112H206V109H204L203 107L206 108V107L210 106V107L207 108V111H209L208 109L211 108V105H208V104H210V103L213 102V101H211L213 98H214L215 100H216V99H219L218 101L220 102V103H219L217 100H216L217 102L214 101V103L212 104V105L214 106V107H213L214 110H212V108L210 109V110H211L210 113H213V114L215 115V118H216L217 116L219 117L220 114H222V112H223L224 109L229 108V107L234 103V102H233V103L231 104V102H232L233 99H234L233 101H235L234 104H237V103H236V100H238V99L242 101V99H241V98H242L241 95H242V96H245V95H246V99H247V97H248L249 95H252V99H254V98L257 96V95H255V93H257L259 90L262 91V89H259V88L256 87V86H257L256 84H258V87L260 86V88H261V87L264 88V82H263V83L261 82L262 79H263V78H262V75H258V74H262V72H264V71H262V72L260 73V71H261L263 68H262L261 70L259 69V70H260L259 72H258V70H257L258 73H256V72L254 73V71L252 72L251 70H254V69H251L250 71H251L252 73L249 71V72L251 73V75H252L253 73L256 74V76L253 74V77H254V76H255V77L252 78V80L255 79V78L258 76V77H259L258 79H259L260 82L257 80L256 83H255V82H254L253 84L250 83V82H249V83L251 84V86H253V87L255 86V87L257 88V90H258V89H259V90L257 91L256 89H254L255 87H254V88H252V87H248V88H247V89H248L247 91H249V90L252 91L253 89L257 91V92H256V91L254 92V90H253L252 93L254 92V93H253L254 95L248 93V96H247V94H245V92H246V91H245L246 88H244V93H243V90L241 91V93H243V94H245V95L240 94V91H239V94H240V95H239L238 92H237L239 89H238L237 91L235 90V92L237 93V95H239V97H240V98L236 99V98H235V97H237L236 93H235V92H234V93L231 92V90L228 91V90L231 89V88L226 87V85L228 84V81H230L231 79L234 80V75H235V74H236V76L239 75V74H237L238 72H236V73L233 72V74H232L233 76L231 77V73H232L231 68H232V67H231L230 69L227 68V67H229V66H227L226 68H223V66L220 67V65H221L222 63H221V61H220L219 63H217V62H218L217 59L220 57V56L218 57V55H219L218 52H214V51H213L214 56L218 54L217 56L214 57V58L217 57L216 59L210 57L211 59H213V60H212L213 62L210 61V58H206V56L204 55V53H205V54H206V53L208 54V53H209L210 51H212L213 49H214L215 51H217L216 48L219 47V46H220V47H222V46H224V45L226 46V44H224V43H227V45L230 44V47H231V45H233V43H232V44H231V42L228 43V42L231 40V39H230L231 36H230V37H226V39L229 38L230 40L228 39L229 41H228V42H225V36L223 37L222 35L224 34V35L227 36L228 32H231L232 30H234V28H235V32H236V25H238V24H236V23H238L239 21L242 22V20H240V17H241L240 15H242V14H244V13H246V12L249 13L250 11H253V9H255L256 11L254 10L252 13H253V14H254L255 12L257 13V12H258V11H257V9H258L257 5H258L259 3H261V4H260V9L263 11V15H262V12L260 11V12H258V13H261V17L259 16L260 14L258 15V13H257V14H254V15H255L254 18H255V19L257 18V19H256V20H257V21H256L257 24H258V20H259L260 22H261V21L263 22V20H264V19H263V16H264V9H263V8H264V7L261 8V5L264 4V1H263V0H260V1H263V3H262V2H258L259 0H258V1L255 0L256 2L254 1L255 3H253V2H252L253 0H250V1L252 2L251 5L254 4V6H253L254 8L251 7V6H249V5H248L249 7H247V4L250 3V1L248 2V0H247L248 3H247L246 5H244V3H246V0H245V2L242 1V0H240L241 3H240V2L237 3L239 0H238V1L233 0V2L235 1V2L237 3V4L234 3V4H235L234 6H236V5L238 6V5H239L238 7L236 6L238 9H240V4H242V2H244L243 5H241L242 8H243V6H244V9L249 8L250 11L247 9V11L243 10V11H245V12H243L242 9L237 10V8H235V10H237L238 12L241 11L242 14H241V12H240V14L237 12L239 15H238V16L236 15L237 17H236V16H235V17H232L233 19H235V18L237 19V18L239 17V20H237V22H235V23L233 22V29H232V30H231V26H232V24L230 25V23L227 21V19L223 17L224 14L222 15L221 18H222V19L224 18V19L222 20V24H223V21L226 19V20L224 21V24H225L226 21H227V22L229 23L230 26L227 25L228 23H226V25H227L228 27H230V30H231V31L228 30V27H227V26H224V27H227L226 29L228 30V32H227V34H226V31H225L226 29L222 26V30L225 29V30H224L225 33H224V31H222V32L220 31V34L223 33V34H221L222 38H221V36H220V39H222V40L224 39V40H223L224 43H220V39H219V38L217 39V36L219 35V33H218L219 30H216V31L214 30V28H215V29H218L219 26L222 25V24H221V21H220V23H219V19H221V18H218V16L221 15L222 13L220 14V13H219L220 11L217 12L220 8H217L218 10H217V11H214V9L216 10V8L213 7V11L216 12L217 14L219 13L218 16H217V20H218V21H217V24H216V26L212 27V28H213V31H214L213 34L216 35V36H215L214 38L211 36V38H210V34H209V33H211V35H212V32H208L209 30H208V31H204L205 33H206V32H208V33H207V34L203 33V35L205 34L207 38L209 37V38H208V41H209L210 39H211L210 41H212L213 39L216 38L217 40H216V39H215V40H216V41L219 40L218 43H220V45L218 46V43H217L216 41L214 42V40H213V43L215 44V46L213 45L212 42L210 43V42L207 41V42L209 43V44H208L209 46L213 45V47L211 46L212 48L209 47V48H211V50H209V51L207 50L208 52H207V51L205 52V50L208 49V47H206L207 42H206L205 44L203 43L204 39H201V38H200V41L204 44V46L206 47V49L203 50L205 47L202 46V44H199V45H198V46H199V49H197L198 47L196 48V46H197V44L199 43V42H198V41H199V37L197 36V34H196V33H195L196 35H195V34H190V38H189V36H188V38H189V39H188L186 36H184V35H188L187 32H186L185 34H183V33H184V32H182L183 30L180 32L179 29L181 28V26H182L185 22L187 23V21H188V20H185V21H184L183 19H189V20H190L189 22H190L191 24H193V25H191V24L188 23V24H186L187 27H186V25H184V28H185L184 30H186V31L190 30V32L192 33V32H193V27L196 26V28L198 29V27H199L200 25H202V23L200 24V22H199L198 24H200V25L197 24V25H198V27H197V25H196V23H195L194 21H196V19H198V18L201 16V15L198 14L199 11H200V13H202V14L206 13V14H205L206 16L204 15L205 17L210 16L211 14L213 15V17H214V16L216 17V15H214L215 13L213 14V12H211L212 10L210 11V10L208 9V8H210V7H209V6H210V3H209V2H208V4H209V5H208V8H207V6H206V8L209 10V14H210V12H211V14L209 15L208 12H206L207 10H205V8L202 7L203 4H202V6H198V7H200V9L198 8V11H197V9H196V6L194 5V6H195V9H196V12H197V14H198V16H197V14H196V18L194 19V18H193V17H195V14H193V13L195 12L194 6L190 7V9H191V8L194 9V10H193L194 12H191L190 9L188 10V7L186 8V5H187L186 3H187V2L185 3V1L183 0V2H184L185 5L182 4V7H181V3H180V0H179L178 2L180 3V7H178V9H177V6H176V5H177L178 2L175 1V0H172L174 4H172L171 8H172V7H173L172 9H174L175 7H176V8L172 11V9H170V7H169V11H171V13L173 12V13H172V16H173V17H174L175 14H176V17H177V16H178L177 13H180V14H181L182 12H184L185 9H186V13H188V14L185 15V14H184L185 12H184V13H182L181 15H179L180 18L177 17V23H178L179 25H178V26L176 25V27H173V26H175L174 24H177V23H173V24H171L172 26H170V23H172L173 20H174V22H176V18L173 19L172 16H171V13H170V14H169V13H167V14L165 13L166 11H168V9H166V7L168 8V6L171 5L170 3H171L172 1H170V0H164V1H165V4H163V3L161 2V0H160V1L158 0L159 2L157 1V2H158L157 4H159L160 2H161L162 4L157 5L156 2H155V3L153 2V0H152V1H151V0H149V1L147 0L148 3H149V2L152 3V4L150 3L151 6H149L150 4H148V3H146V2H143V1H146V0H142V1H140V2H139V0H137L138 3L140 4V6H141L143 3H144V4H143L142 6H144V5H145L146 7L149 6L148 9H146V10H145V8H146L145 6H144V8H143L142 6H141L142 8L140 7L141 13H142V12L145 13V14L143 13V14L145 15L144 17L146 18V16H147V18L150 19L149 21H150L151 23L153 22V23L151 24V23L148 21V19L146 18V21H147L148 23H150V24H147V25H152L153 27L155 26L156 29H157L159 26H161V25L164 26V25L166 24V23H164V24L161 23V22H165V19H166V18H167L166 20H170V21H171V22H170V21H166V22H167V25H166V26H164V27L161 26L162 28L159 27V28L157 29V32H158V31L160 30V28H161V30H160V32H161V31H164V30H165V29H164L165 27H166V30H167V29L169 30V26L172 27V28H170V31H169V32H168V30H167L166 33H168V34H165V33H164L165 36L168 35V36H169V39H171V40H169V41H172V42H173V44H172V42H171V43L169 44V46H173V45H174V40H173V39H175V37H176L175 35H177V34L180 35L179 33H181V36L183 35L184 37H186V39H185L186 42H188L190 39H192V38H191V37H192L191 35H193L194 41H193V40H191V41H193V42L196 43L195 38L197 39V37H198L197 44H196L195 46H193L192 43H191V45H190V44H189L190 42L187 43V44H189V45H187V44L185 45L184 43H186V42H184V43L182 42V44L184 45V48H185V49H182L183 46H178V44H176L179 48H177V46H176V47L173 46L172 49H171L170 47H168V48H169V55H168V56H166V53H164V52H165V51H164L165 49L163 50V53H162V57H163V54H164V57H165V56L167 57V60H166V57H165V60H166L167 62L169 61L168 58L171 59V57H169V56L172 55L173 53H176V55L179 56V59H178V58H177V60L175 59V60L177 61V63H176V61H175L173 58L171 59L172 62L175 61V62H173L172 65L176 64V66H175V65H174V66L170 65L172 62H171V63L168 62L169 64H168V63H167V64L170 65V66L168 67V65L165 64L166 61L164 60V62H163L164 65H166L169 69H170V67H173V69H175L174 67H176V69H175L174 71H175V72H177V71H180V72H181L180 69H181V68L184 69V67L187 66L186 68L189 67V69H188V72H186V73H188V74L191 73V72L196 73V75H193V73L190 74L191 76L193 75L194 78H193V76H192V77H191V76H188V74H187V76H186L185 74H184V76H183L182 72H181V75H182V76L180 75L179 72H178V73H175V74H177V75L179 74L177 78L172 79V78L169 77L168 80L170 79V80H171L170 82H172V83H171V86H172V84L174 83V86H173L174 90H172L171 88L167 89V86H168L169 84H166L165 81H164V82L162 81V82L164 83L163 86H164V85H167V86H166V89H167L168 91L171 89V92H172L171 94H172V96L174 97V98H173V97H172V98H173L174 100H175V98H176L175 101H177V103H178V100H177V99H179L182 95H183L184 98H185V96H186V95H184V93H183L184 91H182V90H185V89L187 90V88H188L189 86L192 87V86H191L192 82H190V80L192 81V79H194V80L196 81L197 78H199V77H200L199 79H203L202 77H203L204 75L206 76V74H207L208 76H210L209 73L213 76V75H214V74H212L213 72L216 73L215 76H217V72H218V73L220 72L221 75L218 74L219 77H220V76L223 75L222 73L225 74L226 69L229 70V71H231V72H229V71L227 72V71H226V74L230 75V77H231V79L229 78V80L227 79L229 76H226V77H225L226 74L224 75L225 79H224V77L222 76V79L224 80V81L222 80V82L220 81L221 79L219 80V79H217V78L215 77L216 79H215L214 81L216 82V81L218 80V81H220V82L213 83V84H215V85L218 84V83H222V84H223V85L220 84V88H219V87H216V88H219L220 90L222 89V90H221L222 93H220V94H218V93H219V91H218L219 89H216V88L214 89V90H216V91H218V92H214V91H213V88L215 87V85H213V84L211 83L213 87L211 86L210 82H212V81L207 80L209 77H208V76H206V78L204 77V79H206L207 81H209V82H208L209 84L206 83L208 86H210L209 89L212 87L211 90H209L210 92H208V91H205V92L210 93L211 96H213L215 93H217V94L223 99V98H224V97H223L224 94H227V93L229 92V96L227 97V95H228V94H227V95L225 96V100L223 99L224 101L221 100V98H219L218 95H217V96H218V98H217V97L215 96V95H216V94H215L214 97H211V96H210V100H209L210 102H209V101L207 102V99H206L207 97H206L205 95H204V97H206V98H204L203 96H201L202 93L204 92V91L202 92L203 89H202V90L200 89V90H201V93H200L201 95H200V94H199V95H200L201 97H203L205 100H204L203 98L200 97V98L203 99V100H202V101H199V98H197L198 94H196L197 91H199V90L196 91V88H195V87H198V86L200 87V85L197 84L200 80H197V81H198V82L196 83L197 85H196V84H195V85L192 84L193 86H195V87L193 88V89L196 91V92H195V91L193 90V91L195 92L194 94L197 95V96L195 97V99H194V100H196L195 102H196L197 104H201V102L204 101L203 103L207 104V106H206V105L204 106L203 103L201 104V105H203V106L201 107L202 109H201V108H200V109H201L203 112L200 111V110L198 109L199 106H201V105H196V103H195L194 101H193L194 104H193L192 102H190L191 100H193V99L191 98V96H193V92H192V88H190V87L188 88V91H191L192 93H190V94H191V96H190V94L187 92V93H186V94H187L186 97H189V96H190L189 99H190V98H191V99H190V100H189V99L186 100V98L184 99L183 97H182V99L186 100V101H184V102H189L190 104L192 103V104H191L192 107H194L195 105L197 106V108H196V106L194 107L196 111L193 112V114H191V119H190L191 121L189 120V124L191 123V124L193 125V124L195 123L194 126H191V124H190V125H189V128H192V127H196V128L193 129L192 131H191V129L188 128L189 130H187V131L184 132V131H182V130H185L186 127H188V126H184V127H183V126L181 125V126L183 127V129H182V127L180 126L181 123H179L180 120H178L177 122H174V121L177 120L176 118H180V117H176V118L173 117V118H174V121H173V120L171 121V119H172V117H171V118H169V121L172 122V123H171V126H170L169 121L166 122V125H167V123H168L169 126H170V127H169L170 129H172V128H173V129L176 128V129L173 131L174 133L171 132L173 129L170 130V129L168 128V126H166L165 124H163V125H165V127H167V128H165L164 126L162 127V124H161V122H160L161 119H162L160 116L164 113L163 111L168 112V110H170V109L164 108V110L162 111L163 113H161V115L159 114V112H157L158 114H156V115H160L159 118H161V119L158 120V121H159L158 123L156 122L157 120H156L154 117H153V120L151 121V122H152L151 124H153V122H154V124L156 123V125L160 123V124H161V125L159 124V125H160V126H159L160 130H159V128H158L156 125H152V126H151V124H149V123H150L149 120H148L149 123H148V121H147V122L145 121V123H146V124H145V123L143 122L144 120L142 119L143 117H141V119H140V117H137L136 119H134V118L132 119V117H134V116H135L136 114H138V113H139V114L142 113L144 110L149 111V112L147 113L148 115L146 114V115H147L146 117L150 116L152 113L155 115V110H156L157 108L155 109L154 106H155L156 103L160 105V103H158V102H159V101H158L159 99H157V97L154 96V98H155L154 100H157V102L155 101L156 103L153 104L154 106L152 105V107H154L153 109H155L154 112H152L153 110H151V111H150V109L148 110V108H152V107H146V106H144V104H145L147 101L150 102V101L153 99V97H151V100H150L149 98H147L148 95H150V94H152V93L149 92V93H150V94H149V93H148V90H147V89H144V90H146L145 92L147 93V94H145V97L147 96L146 99H149V100H147V101H145V102L143 103V102H141V101L139 100L140 98L142 99V96H143V98H144V94L142 93V91H141V93H142L143 95H142L140 92L137 93V92L135 91L136 88H135V89L132 88V89L138 94V96L141 94V95H140L141 97L138 98L139 103L137 102V101H138L137 99H136L137 101L135 100V102H137V104L131 102L132 105L135 104V105H137V107L139 106V108H137V107L134 105V106H135V110L132 109V111H131V110H130V107H129V110H130V113H129V111H128V107H127V106H129V105L132 106V105H131V103H128V104H129V105H128L126 102H124V101H127L128 99L126 100L125 97H124V98H122V97L125 96V94H127V93H129V95H130V94H131V91H130V92H128V91L124 92L125 94L122 96V94H123V93L121 92L122 87L118 90L119 92H121V93H120L121 95L118 94V91H116L117 89H115L116 86L119 87V84H120V83H118V81L121 82V83L126 81L127 76H125V75H127V74H126V73H123V75H124V74H125V75L122 76L121 73H120V74L118 73V72H120L119 69H116L118 64H115L116 68L113 67L114 63H116V62H114L113 65L111 64V65H112L111 68H115V69H116V71H115L114 69H112V70H114V72H115V73H113V75L115 76V74H116V72H117V74L121 77L122 80L120 81L119 76H117V75H116V76H117V77H116L117 80H115L116 78H115L114 76H111L112 78L114 77L113 80H112V79H111V80H112L114 83L116 82V83H118V84H114V85H115V86H114V85H112L113 82L111 83V80H110V83H109V81L107 80L108 83H109V87H111V89H108V88H106V86H108V85H106V83H105V82H107V81H104L105 77L103 76L104 79L101 78L102 81L99 79L100 74L102 73V70H103V73L101 74V76L104 75V73L106 72V69H105V68H107V65L109 66V64H110L109 62H106V61H108V59H109V61H111L110 59H111L113 56H114V57H113L114 60L117 61V54L121 53V51H122V52L125 51V47L122 48V50H121V48H120V50H119V47H118V48H115L116 50L118 49V52L115 50V51L117 52V53H116V52H114V49H113V51H111L112 48H110V46H109L108 49L110 48L111 50H108V51L111 52V55H110L109 57H107L108 59H107L106 57H99V58H98V57H96V56H94V58L96 57L97 59H96V58H95V59H92V58H93V55H95V54L97 55V52H96V53L93 52L92 46H91V49H92V50H91V49H89L90 47H88V46L85 45V44H86V41H87V43H89V42H88V41H90L89 38H88L89 40H84V39L87 38V36L91 38V37H92L91 33H89V35H90V36H89V35H86V34H88L87 32H86V33L84 32V33H85L84 35H86V38H85V37H82V36H79L78 34H80V33L75 34L76 36H79V37H80L79 40L82 39V40L80 41V42L82 43V45L84 44V41H85V44H84L85 49L87 50V48H88V49L91 51V53H90V51H87V52H86V51L84 50V52H85L86 54H84V52H83L84 47H83L82 45H80V44H81L80 42H78V39H77L78 37L75 38L76 41L79 43L77 46L80 45V46H82L83 48L79 46V48H82V49L79 50V48H77V49H73L74 51L72 50V48H73V47L75 48V45H76V44L73 43V42H76V41L71 42V41L69 40V38H70V36H71V33H73V32H72L73 27H71V26L69 25L70 23L68 24L66 18H65V20H64V21L67 22V23L65 22V23H66L65 25H67L68 28H69V27L72 28V29L69 28V31L67 30L68 32H70V30H71V32L69 33L70 36H68L69 34L67 35L68 32L65 33V35H63L64 33H63V34H58V32H57L58 30L60 31L59 33H61V30H62V32H63V28H64L65 31H66V29H68V28H65L66 26L64 27V25H63V28L60 27V26H62V25H61L62 23H61L60 21H62V19H61L62 14L66 15L67 12H70V13H68V15H69V14H72V13H71V10H72L73 8H70V7H73V6H74L73 4H75V6L77 5L79 8H83V9H84L85 4L88 3L87 5H91V6H87V5H86V8H85V9L88 10L87 7H89V9L93 11V13L96 12V13H97V16H100L101 14L98 15L99 12H97V6H99V5H100V2H101V6H102V7H100V8H103V5H104V4H103V2H102L101 0H97V1H99V4H97L98 2H96L97 6L93 3V1H96V0H92V2H91V1L88 2V0H87V1H84V0H77V1H76V0H71V1H70V0H69V1H67V0H63V1H62V0H61V1H59V0H36V2H35V0H33V1H34V5L32 4L33 1H32V3H30ZM64 1H65V2H64ZM66 1H67V2H66ZM78 1H79V2H78ZM80 1H81V2H80ZM83 1L85 2V4H84ZM154 1H156V0H154ZM164 1H163V2H164ZM169 1H170V2H169ZM181 1H182V0H181ZM187 1L189 2V1H191V0H187ZM202 1H203V0H202ZM209 1H210V0H209ZM212 1H213V0H212ZM212 1H210V2H212ZM218 1H219V0L215 1V3L217 2V4H215L214 2H212L211 7H212L213 3L215 4L214 6L219 7L220 2H222V1L220 0L219 3H218ZM223 1H224V0H223ZM226 1H227V0H225V3L222 2V3L224 4L223 6H225V7L222 6L223 9H221V10H222L221 12H224L225 10H226V12H227V8H228V9H229L228 12H227V13H228V17H231L230 14L233 15L234 12L231 13L230 9L232 10V8H229L228 6H226V5H228V4H226ZM231 1H232V0H231ZM62 2H63L65 5H64ZM72 2H73V3H72ZM75 2H76V3L78 2L79 4H78V3L76 4ZM90 2L93 3V5H94L93 8H92V4H90ZM175 2H176V4H175ZM193 2H195V0H194V1L192 0V3H193ZM21 3H23V4H21ZM35 3H38V4H35ZM59 3H60V4H59ZM61 3H62L63 6L61 5ZM67 3H69V4H67ZM80 3H81V4H80ZM153 3H154L155 6L153 5ZM166 3H167V4L169 3L168 6H166ZM222 3H221V4H222ZM227 3H229V2L227 1ZM231 3H232V2H231ZM257 3H258V4H257ZM19 4H20V5H19ZM27 4H29V6H28ZM30 4H31V5H30ZM54 4H55L56 6H54ZM57 4H58V6H57ZM66 4H67V5H66ZM82 4H84V6H83ZM194 4H196V2H195ZM204 4H207V0H206V3H204ZM221 4H220V5H221ZM225 4H226V5H225ZM229 4H230V3H229ZM232 4H233V3H232ZM232 4H230V6H231ZM255 4H256V6H255ZM18 5H19V6H18ZM21 5H22V6H21ZM24 5H25V7H23ZM32 5H33V6H32ZM37 5H38V6H37ZM70 5H73V6H70ZM156 5H157V6H156ZM174 5H175V6H174ZM178 5H179V4H178ZM183 5L185 6L184 9H183ZM190 5H191V3H190ZM190 5H189V6H190ZM196 5H197V4H196ZM198 5H200V4H198ZM61 6H62V8H60ZM65 6H66V7L70 6V7L66 8ZM75 6H74V9H75V11H76V9H78V8H77V7L75 8ZM95 6H96V9L94 8ZM161 6H165V8H163V7H161ZM187 6H188V5H187ZM204 6H205V5H204ZM234 6H232V7H233V10H234ZM245 6H246L247 8H246ZM18 7H19V10H18ZM20 7H21V8H20ZM27 7H29V8H28L29 10H26ZM31 7H33V8H31ZM54 7H55V8H54ZM63 7H64V8H63ZM154 7H155V8H154ZM156 7H157V9H156ZM158 7H160V9H158ZM256 7H257V8H256ZM34 8H35V9H34ZM91 8H92V9H91ZM100 8H98L99 11L102 10V9H100ZM151 8H152V10H151ZM153 8H154V10H153ZM161 8H163V9H165V10H162ZM179 8H180V9H179ZM181 8H182V9H181ZM201 8H203L205 12L202 11ZM225 8H226V9H225ZM250 8H252V9H250ZM21 9H22V10H21ZM36 9H38V10H36ZM57 9H58V10H57ZM59 9H60V11H59ZM62 9H63V10L65 9L67 12H66L65 10L63 11ZM69 9H70V10H69ZM85 9H84V10H85ZM94 9H95L96 11H95ZM142 9H144V10H142ZM155 9H156V10H155ZM176 9H177V10H176ZM210 9H211V8H210ZM224 9H225V10H224ZM23 10H24L25 12H24ZM32 10H34V11H32ZM56 10H57V11H56ZM86 10H85V11H86ZM90 10H88V11H90ZM103 10H104V8H103ZM105 10H107V9H105ZM147 10H148V11H147ZM149 10H151V11L153 12V14H152V12L150 13ZM159 10H160V11H159ZM178 10H179V12H178ZM180 10H182V11H180ZM187 10H188V11H187ZM223 10H224V11H223ZM233 10H232V11H233ZM235 10H234V11H235ZM258 10H259V9H258ZM44 11H46V12L48 11L47 13L45 12V13H46V16H45ZM58 11H59V12H58ZM61 11H62V12H61ZM75 11L73 10L72 12L74 13ZM92 11H91V13H92ZM156 11H158V12H156ZM162 11H163V12H162ZM164 11H165V12H164ZM175 11H177V13H176ZM189 11L192 13V15L190 16V17L193 16L192 18H189V15H190V12H189ZM201 11H202V12H201ZM229 11H230V13H229ZM14 12H15L16 14H17V12H18V14H19V12H20V13L22 12V14H25V13H26L25 16H27V19H26L25 16L23 15L24 18L22 17V19H24V20H23L24 22H21L22 19H20L21 16L19 17L20 14H19V15H16ZM23 12H24V13H23ZM36 12H38V13H36ZM56 12H57V13H56ZM63 12H65V13H63ZM86 12H87V11H86ZM104 12H106V14L108 15V13H107L108 11H103V12L101 11L100 13H103V14L105 15ZM109 12H110V11H109ZM146 12H148V13H146ZM159 12H161V14H162L164 17H165V15H164L163 13L166 14L165 19H163L164 21L161 20V22H160L159 20L157 21L156 19H154V18H155L154 14H155V13L157 14V13H159ZM27 13H28L29 15H28ZM35 13H36V14H35ZM88 13H89V12H88ZM112 13H113V12H112ZM174 13H175V14H174ZM224 13H225V12H224ZM227 13H226V16H227ZM237 13H236V14H237ZM252 13H251V15H248V16L245 17V18L248 17L250 20H249V19H246V21H248V22H246V21L244 20L243 23L246 22V23L248 24V23H252V22H253V18H252L253 16H252ZM49 14H50V16H49ZM94 14H95V13H94ZM110 14H111V13H110ZM113 14H117V13H113ZM113 14H111V15H112V18H114V19H115L114 16H119L118 14L113 16ZM147 14H148V15H147ZM149 14H151V15L149 16ZM168 14H169V16H170L171 19H168V16H167ZM183 14H184L185 16H187V18H185V16H182ZM207 14H208V15H207ZM59 15H60L61 17H60ZM90 15H91V14H90ZM104 15H103L104 19H102V21H103V20H107V18H105V16H107V15H105V16H104ZM139 15H140V13H139ZM212 15H211V16H212ZM12 16H13V17H12ZM44 16H45V18H44ZM47 16H49L50 18H49V17L47 18ZM51 16H52L53 18H52ZM56 16H57V17H56ZM91 16H92V15H91ZM142 16H143V15L141 14L140 17H142ZM151 16H154V18L151 17ZM226 16H225V17H226ZM233 16H234V15H233ZM243 16H244V15H242V17H243ZM251 16H252V17H251ZM14 17H16V19H15ZM28 17H29V18H28ZM92 17H93V20L97 23L98 20L96 21V20L94 19V15H93ZM95 17H96V16H95ZM101 17H102V15H101ZM140 17L138 16V19H139V21H142V23H139V21H138V23H137V21H136V23H137L138 25L141 24V25H140L141 28H140L139 26H137V24H136V26L139 27V28L142 30V28L144 27V25H143V21H144L145 19H144L143 17H142V19H141ZM164 17H162V18H164ZM181 17H183V19H182ZM213 17H211V19L214 21V19H216V18L213 19ZM242 17H241V19H242ZM250 17H251L252 19H251ZM258 17H259V18H262V19L260 20V19H258ZM43 18H44L45 20H44ZM56 18H57V19L60 18V19H59L60 21H58ZM109 18L111 19V22L108 23V22H107L108 20H107V21H104V22H105V25H106V26H107L106 23H108V27H109L110 29H112V28H113L112 25H113V21H114V20L111 18V16H109L108 19H109ZM178 18H179V19H178ZM200 18L203 20L202 22H203V24H204V21L207 22L206 20H208L210 17H207V19L205 18V20H204L202 17H200ZM232 18H230V19H232ZM8 19H9V20H8ZM13 19H14V20H13ZM17 19H18V20H17ZM25 19H26V20H25ZM40 19H41V20H40ZM46 19H47V20H50V19H52V20H56V21L60 22L61 24L58 23V22H56V21H52V20H50V21L48 22ZM63 19H64V17H63ZM96 19H99V18L96 17ZM110 19H109V20H110ZM116 19L121 20L120 16H119L118 18H116ZM138 19H137V20H138ZM140 19H141V20H140ZM193 19H194V20H193ZM201 19H200V20H201ZM211 19H210V20H211ZM243 19H244V17H243ZM255 19H254V22H255ZM43 20H44V21H43ZM118 20H117V21H118ZM151 20H152V21H151ZM153 20H154V21H153ZM181 20H182L184 23H183V22H180ZM200 20L198 19L197 21H200ZM210 20H209V21H210ZM228 20H229V19H228ZM7 21H8V22H7ZM14 21H15L16 23H14ZM28 21H29L31 24H30ZM39 21H40V22H39ZM45 21H46V22H45ZM100 21H101V18H100ZM100 21H98V22H100ZM215 21H216V20H215ZM231 21H232V20H231ZM231 21H230V22H231ZM233 21H235V20H233ZM5 22H7V23L10 24V25H7ZM17 22H18V24H17ZM25 22H27L28 24L25 23ZM41 22H42V23H41ZM52 22H53V23H52ZM54 22H56L57 25L59 24L58 26H59V28H61V29H58V28L54 27L55 29H58V30H53L54 28L51 27V26H55V25H56ZM155 22H156V23H155ZM158 22L161 23V24L159 23V26H158V24H157ZM192 22H194V23H192ZM240 22H239V25L242 24V23H240ZM254 22H253V23H254ZM256 22H255V25H256V26L252 23L253 26H254V28H255V27H259V26H257ZM262 22H261V24H259L260 26H261V25L263 26ZM12 23H13V24H12ZM21 23L25 24V25H24V27L26 26L25 29L21 27V26H23V25H21ZM44 23H45V24H44ZM50 23H51L52 25H50ZM110 23H112V24H110ZM114 23H116V22L114 21ZM118 23H119V21H118ZM214 23H216V22H214ZM26 24H27V25H26ZM54 24H55V25H54ZM101 24H103V23H101ZM101 24H100V27L97 25L99 29L97 28L96 31L99 32V30H100V28H101ZM116 24H117V23H116ZM168 24H169V26H168ZM194 24H195V26H194ZM235 24H236V25H235ZM247 24H244V25L242 24V26H248V25L250 26V24H248V25H247ZM2 25H4V26H2ZM19 25H20V26H19ZM28 25H31V26L29 27ZM41 25H43V26H45V27L43 28V26H41ZM57 25H56V26H57ZM71 25H72V24H71ZM105 25H103L104 27L102 26L103 30H102V29H101V30L103 31L102 33H104V30H105V31H106L105 33H106V35H107V33H108V32H107V29H104V28H105ZM110 25H111L112 28L110 27ZM117 25H118V24H117ZM156 25H157V26H156ZM188 25H189V26L191 25L192 28H191V26H190V28H188ZM213 25H214V24H213ZM234 25H235V26H234ZM7 26H8L9 28H8ZM11 26H13V27H11ZM27 26H28V27H27ZM113 26H114V25H113ZM142 26H143V27H142ZM167 26H168V28H167ZM217 26H218V27H217ZM249 26H248V27H249ZM251 26H252V25H251ZM262 26L260 27V29L263 28ZM1 27H2V28H1ZM5 27H6L7 29H6ZM16 27H17L19 30H18ZM41 27H42V28H41ZM49 27H50V28H49ZM108 27H107V28H108ZM115 27H117V26H114V28H115ZM124 27H125V26H124ZM127 27L129 28V25H128V26L126 25L125 28L128 29ZM145 27H146V29H147V26H145ZM179 27H180V28H179ZM237 27H238V26H237ZM248 27H247V30L249 29ZM3 28H4V29H3ZM29 28H30V29H29ZM47 28H48V29H47ZM51 28H53V29H51ZM109 28H108V29H109ZM114 28H113V29H114ZM173 28H178V29H176V30L179 31V33H176V32H177L176 30H175L176 32L173 31V33H171L172 30H173ZM196 28H195V30H196ZM199 28H200V27H199ZM202 28H204V25H203V27L201 26V29H202ZM223 28H224V29H223ZM254 28L251 27L252 30H255V29H256V28H255V29H254ZM1 29H2V30H1ZM12 29H14V30H12ZM15 29H16V30H15ZM22 29H24V30H22ZM27 29H28V30H27ZM41 29H42V30H41ZM50 29L54 31V34H55V31H56V32H57L56 34H58V35H63V36H67V37H69V38H68L69 42L66 41L65 46H63V45H58V46H57V47H58V51L61 50V49L59 50V48H60L59 46L65 47V48H63V50H61V51H64V50L66 49V47L68 46V44H69V45L71 44V46H68L67 49H66V50H68V49H70V47H71V49H70V50H71V52H70L71 54L68 53V51H67L66 53H64V54H66V56H67V54H69V55H68V58H69V56H70V59H72V60H75L74 58H79L80 61H79L78 59H77L78 61L76 60L78 63H77L76 61H67V57H66L65 55H63L62 52H61V55H63V56H61V55L58 56V54H59L60 52H59V53L56 52L57 54L54 55L55 52L53 53V51H56V49L54 50V48L56 47V45H54V43H55V42H54V43H53L54 46H51V45H52L51 42L54 41L53 38H52V40H51V42H50V41L48 40L50 37L48 36V37H49V38H48L47 36L44 35V38L46 37V39L48 40V41H44L43 35H41V34H43V33H44V34L46 33V35H49V33H52V32L50 31ZM110 29H109V30H110ZM115 29H116V28H115ZM143 29H144V30H142V31L144 32V31H145V28H143ZM182 29H183V26H182ZM251 29H250V30H251ZM3 30H4V31H3ZM8 30L10 31V33H8V32H9ZM17 30H18V31H17ZM38 30H41V31L38 32ZM43 30H46V31H43ZM166 30H165V31H166ZM191 30H192V31H191ZM198 30L200 31V33L203 31V30H200V29H198ZM220 30H221V29H220ZM256 30H257V29H256ZM2 31H3V32H6V31H7L8 36H7L6 33H4V35H5V34H6V35L3 36V35H2V34H3ZM15 31H17V32H15ZM22 31H23V33H21ZM27 31H28V32H27ZM65 31H64V32H65ZM165 31H164V32H165ZM257 31H258V30H257ZM257 31H256V33L259 32V31H258V32H257ZM263 31H264V30L261 29V31H260L259 33L261 34V32H263ZM24 32H25V33H24ZM37 32H38V33H37ZM145 32H146V31H145ZM160 32H159V33H160ZM190 32H188V33H190ZM195 32H197V31H195ZM215 32H216L217 34H215ZM235 32H234V33H235ZM248 32H249V34H248ZM13 33H14V34H13ZM102 33L100 32V34H102ZM169 33H171L172 36H173V34H174V38H172V37L170 38ZM231 33H232V32H231ZM231 33H229L228 35H230ZM252 33H253V32L251 31V34H252ZM259 33H258V34H259ZM162 34H163V32L160 33V35H162ZM164 34H163V35H164ZM198 34H199V32H198ZM251 34H250V31H247V35L250 36V37L253 36V39H254V37H256V34H255V35L252 34V36H251ZM258 34H257V36H258ZM262 34H263V33H262ZM72 35H73V34H72ZM80 35H81V34H80ZM84 35H83V36H84ZM104 35H105V34H104ZM104 35L102 34V37H103ZM163 35H162V36H163ZM178 35H177V37H179ZM194 35H195V37H194ZM207 35H208V36H207ZM231 35H232V37L234 38V36H233L234 34L232 33ZM9 36H10V37H9ZM40 36H41V37H40ZM99 36H101V35H99ZM165 36H164V37H165ZM181 36H180V38L183 39L184 37H183V36L181 37ZM199 36H200V35H199ZM262 36H263V35H262ZM262 36L260 35V37H262ZM8 37H9V38H8ZM33 37H34V38H33ZM81 37H82V38H81ZM164 37H163V38H164ZM166 37H167V36H166ZM177 37H176V40H175L176 43H177V41L180 40V39H177ZM201 37H202V33H201ZM218 37H219V36H218ZM232 37H231V38H232ZM250 37H249V38H250ZM263 37H264V36H263ZM7 38H8L9 40H8ZM12 38H13V39H12ZM26 38H27V39H26ZM31 38L34 39V40H30ZM42 38H43V40H40V39H42ZM73 38H74V35H73V37H71V39L74 40ZM135 38L137 39V37L132 38L131 43H134ZM155 38H156L157 41H159L158 39H160L161 42H163V43H161L162 45H164V43H166V44L169 43L168 41H167V42H164L165 39H164V41H163V40L161 39L162 37H159V38L155 37ZM207 38H206V39H207ZM212 38H213V39H212ZM256 38H257V37H256ZM258 38H259V37H258ZM258 38H257L258 43H259V40H260V42H262V41H261L262 38H259V39H258ZM1 39H2V40L4 39V40H3L4 42H2ZM5 39H6V40H5ZM11 39L13 40L12 42H15V46H14L13 43L10 42ZM28 39H29V40H28ZM37 39H38V42H37ZM46 39H45V40H46ZM138 39H139V38H138ZM182 39L180 40V42L182 41ZM206 39H205V41H206ZM253 39L251 38V41H250L251 43H252V42L254 43V40H253ZM7 40H8V41H7ZM15 40H16V41H15ZM19 40H20V41H19ZM27 40H28V41H27ZM166 40H168V39L166 38ZM185 40L183 39V41H185ZM187 40H188V41H187ZM202 40H203V41H202ZM222 40H221V41H222ZM232 40H233V39H232ZM6 41L9 42L10 47H11L8 51H5V50H7V49L9 48V45H8V43H6ZM33 41H34V43H33ZM42 41H43V42H46V43H44V44H46V46L43 44ZM226 41H227V40H226ZM257 41H256V42H257ZM263 41H264V40H263ZM26 42H27V45L29 44L31 47H30V46H27L26 44H24V43H26ZM31 42H32L33 44H32ZM40 42H42V44H41ZM48 42H49V43H48ZM67 42H68V43H67ZM77 42H76V43H77ZM129 42H130V41H129ZM159 42H160V41H159ZM180 42H178V43H180ZM201 42H200V43H201ZM4 43H6L5 45H7L8 48H7V47L5 48V45H3ZM72 43H73V44H72ZM113 43H115V41H114ZM135 43H136V42H135ZM137 43H138V40H137ZM137 43H136V44H137ZM139 43H140V40H139ZM195 43H194V44H195ZM251 43H250V47H252L253 49H254V48H257V47H255V46H257V45H258V48H261V47H259V44H254V45L252 44V45H253V46H252ZM1 44L3 45V47H4L5 49L2 47ZM12 44H13V45H12ZM16 44H19V45L16 46ZM22 44H23V48L20 47ZM31 44L34 45V46H32ZM40 44H41V45H40ZM74 44H75V45H74ZM129 44H130V43H129ZM129 44H128V45H129ZM136 44H134V45L132 44V45L134 46V48H135V46L138 45V44H137V45H136ZM143 44H144V43H141L140 46L143 45ZM182 44H179V45H182ZM222 44H224V45H222ZM262 44H263V42L260 43L261 46H262ZM42 45H44V46L47 47V48L43 47ZM72 45H73V47H72ZM87 45H88V44H87ZM113 45H115V46H113ZM113 45H111V47H112V46H113V47H116L117 44H113ZM132 45L130 46V49H129V47H128V48L126 47L127 50L129 49V50H128V53H130L131 48H133ZM144 45H145V44H144ZM144 45H143V46H144ZM200 45H201V46H200ZM12 46H13V47H12ZM25 46H26V49H25ZM37 46H39V47L41 46L40 48H42V51H40V50H39L40 48L37 47ZM50 46H51L53 49H52ZM143 46H142V47H143ZM188 46H189V47H190V46L192 47V49H190V51L192 50V51H191L192 53H194V50H193V49L196 48L197 51H195V52L197 53L198 51H200V54L203 55L202 57H201V55H200V57H201L202 59H203V57H205V59H208V62H205V59L200 60V59L198 58V59L200 60V63L203 61L202 64H203V63H206V66H207L210 62L215 63V64L217 63L216 66L219 67V71H217L218 69L216 70V68H218V67H212V66H214V65L210 63V64L208 65L209 68L212 67L211 70H213V68H214V70H213V71L210 70V71L207 72V70H208L209 68L206 67V66H203V65H205V64H203V65L200 64V65H202V66H201V67H202L201 69H203V71L205 70L204 67H206V70H205V71H206L207 73L204 74V72H203L204 75L202 74V76H199V75H201L202 70H200V68L198 67L199 65L196 66V67H194L195 65H197V63H199V62H197V63L195 62V61L198 60L197 57L199 56V53H197V54H196V53H195V54H191L192 56H194V55L196 56V55H197V56H196V59H197V60H193L194 57L191 58L192 56L190 55V56H191L190 59H192V62L194 61V63H196V64L193 63L194 66H193V64L191 65L190 63H192V62H190L191 60L188 61L189 58L187 57V56H189V55H186V53L189 51V48L186 49ZM216 46H217V47H216ZM225 46H224V47H225ZM263 46H264V44H263ZM263 46H262V47H263ZM34 47H35V48H34ZM48 47H49V48H48ZM62 47H61V48H62ZM164 47H165V46H164ZM164 47H162V49H163ZM180 47H181V49H180ZM193 47H194V48H193ZM200 47H204V48H203V49L201 48V49H202V50H201ZM215 47H216V48H215ZM230 47H229V49L231 50ZM12 48H13L14 50H13ZM15 48H17V49L19 48V49L16 50ZM28 48H29V49H28ZM30 48H31V49H30ZM37 48H38V49H37ZM44 48H45L46 50H45ZM93 48H94V47H93ZM138 48H139V46H138ZM165 48H166V47H165ZM173 48H174V49H173ZM252 48H250V52H251V49H252ZM11 49H12V50H11ZM94 49H95V48H94ZM123 49H124V50H123ZM136 49H137V48H135L134 51L131 50V51H133V52H131V53L129 54V57L131 58L130 60H128L129 57H127L126 54H124L125 52L123 53V55H125V56H123V55H122V56H123L124 58L126 57L125 59L128 60V61H125V62H128V63L130 62L131 65H132L133 62H135L134 60H136V56H138V55L140 54V52H139L137 55H135V54L137 53V50H136ZM175 49H176V50H175ZM179 49H180V50H179ZM217 49H218V48H217ZM219 49H222V48H219ZM219 49H218V51H219ZM234 49H235V48H234ZM234 49H233V50H234ZM34 50H35L36 52H35ZM44 50H45V51H49V53H48V52H47V53H46V52L43 53ZM52 50H53V51H52ZM77 50H78V52H82L84 56L82 55V53H77V52H75V51H77ZM81 50H82V51H81ZM127 50H126V51H127ZM135 50H136V51H135ZM138 50H139V49H138ZM171 50H172V51H171ZM174 50H175V52H174ZM178 50H179V51H178ZM183 50H185L186 53H185V51H183ZM233 50H232V51H233ZM255 50H256V49H255ZM255 50H253L252 53H254ZM37 51H38V52H37ZM72 51H73V52H72ZM95 51H96V49H95ZM167 51H168V50H167ZM167 51H166V52H167ZM182 51H183V52H182ZM190 51H189V52H190ZM221 51H222V50H221ZM225 51H226V50H225ZM260 51H261V49H260ZM262 51H264V47H263ZM4 52H5V53H4ZM9 52H13V53H9ZM64 52H65V51H64ZM88 52H89V53H88ZM92 52H93V55H91ZM135 52H136V53H135ZM170 52H171V53L173 52V53L171 54ZM178 52H180V53H178ZM181 52H182V54H181ZM189 52H188V53H189ZM201 52H202V53L204 52V53L202 54ZM222 52H224V51H222ZM256 52H257V53H256V55H257V54L259 53V51L256 50ZM15 53H16V54H15ZM40 53H43V54H42L43 57L41 56ZM50 53H51V54H50ZM72 53H73V54H72ZM74 53L78 54V57H76L77 55H76V54L74 55ZM113 53H114V54H113ZM133 53H134V55H132ZM177 53H178V54H177ZM183 53H185L186 56H185ZM213 53L211 54V52H210L208 55H210V56L212 55V57H213ZM219 53H220V52H219ZM252 53H251V54H252ZM5 54H6V55H5ZM17 54H18V55H17ZM19 54H20L21 57L19 56ZM38 54H40V55H39L40 57L38 56ZM80 54L83 56V58H82V56H79ZM87 54H88V55H87ZM89 54H90V55H89ZM109 54H110V53H109ZM109 54H108V55H109ZM160 54H161V51H160ZM160 54H159V55H160ZM167 54H168V52H167ZM180 54H181L182 58H181ZM3 55H4V57H3ZM15 55H17V58H16ZM22 55H23V56H22ZM28 55H29V56H28ZM50 55H54V56L52 57V56H50ZM71 55H74L75 57L73 56L74 58H72ZM112 55H113V56H112ZM115 55H116V56H115ZM130 55H131L132 57H131ZM159 55H158L155 59L159 58V57H160ZM174 55H175V54H174ZM208 55H207V56H208ZM220 55H221V54H220ZM12 56H14V57L12 58ZM37 56H38V57H37ZM55 56H56V57H55ZM86 56H89L91 59L88 58V57L86 58ZM91 56H92V57H91ZM97 56H98V55H97ZM111 56H112V57H111ZM120 56H121V54L119 55V57H120ZM134 56H135V57H134ZM139 56H140V55H139ZM172 56H173V55H172ZM178 56H177V57H178ZM10 57H11V58H10ZM18 57H19V58H18ZM26 57H28V58L26 59ZM65 57H66V58H65ZM84 57H85V58H84ZM110 57H111V58H110ZM123 57H122V58H123ZM173 57L175 58L176 56H173ZM184 57H187L188 59H186V58H184ZM8 58H9V59H8ZM22 58H24V59H22ZM102 58H103V60H102ZM113 58H112V61H114ZM115 58H116V59H115ZM122 58H121V57L118 58V62H117V63H119V62H120L119 59L121 60ZM127 58H128V59H127ZM132 58H134V59H132ZM138 58H139L138 60H141V59H140L141 57H138ZM10 59H12V60L14 59L13 62H14V61H16V62H14V63H13V62H9ZM16 59H17V60H16ZM18 59H20V60H18ZM84 59L87 60V61L94 60V61L91 62V63H93V64H95V63H97V64L100 63V66H99V64H98V65H97V64L93 65V64H91V63L89 62V63L91 64V66L93 65V66H92L93 69H92L91 66H90L89 64H87L88 62H87V61L85 62ZM105 59H106V61H105ZM155 59L153 58V59H152L153 61L149 59V60L147 61V63H148L149 61H150V62L152 61V62H153L152 64H154L155 61H156ZM160 59H161V58H160ZM160 59H159V60H160ZM180 59L184 60V62L188 61L189 64H190L191 66H190L189 64H188L189 66L186 65L188 62L184 64V62L182 61V63L185 65V66L183 67L182 63H178V60H180ZM185 59H186V61H185ZM219 59L221 60V58H219ZM12 60H10V61H12ZM26 60H27V61H26ZM81 60H82V61H81ZM123 60H124V59H123ZM131 60H132V61H131ZM138 60H136V61H138ZM154 60H155V61H154ZM159 60H158V61H159ZM171 60H170V61H171ZM214 60H215V62H214ZM5 61H6V62H5ZM19 61H20V62H19ZM21 61H24V62H25V63L23 62L24 65H23V64H19V63H21ZM66 61H67V62H66ZM95 61H96V62H95ZM99 61H100V62H99ZM101 61H102L103 64L101 63ZM103 61H105V62H103ZM121 61H122V60H121ZM158 61H157V62H158ZM209 61H210V62H209ZM18 62H19V63H18ZM64 62H66V63H64ZM94 62H95V63H94ZM150 62H149V65H150ZM180 62H181V60H180ZM10 63H11V64H10ZM17 63H18V64H17ZM69 63H70V64H69ZM71 63H74V64L76 63L77 66H76V67H73L74 64H72V66H71ZM81 63L83 64L84 67L82 66ZM104 63H105V66H104ZM107 63H108V64H107ZM111 63H112V62H111ZM120 63H121V62H120ZM130 63H129V64H130ZM147 63H146V64H147ZM207 63H208V64H207ZM220 63H221V64H220ZM5 64H6V65H5ZM14 64H15V65H14ZM26 64H27V65H26ZM65 64H67V65H65ZM76 64H75V65H76ZM78 64H80V66H79ZM135 64H136V65H135ZM135 64H134V65L137 66L136 68H135L133 65H132V66H131V65H128V66L134 67V70L132 71L133 73H131V74H134V73L137 72V71H136L137 68H138L137 62H135ZM138 64H140V61L138 62ZM179 64H180V65H179ZM218 64H219V65H218ZM13 65H14V66H13ZM17 65H18L19 67L23 68V69H22L23 71L20 70L21 68L19 69V67H18ZM20 65H21V66H20ZM25 65H26V66H25ZM88 65H89L90 67H89ZM156 65H157V64H156ZM177 65H178V66H177ZM210 65H211V66H210ZM252 65H253V64H251V66H252ZM263 65H264V63H263ZM7 66H8V67H7ZM9 66L12 67V69H11ZM16 66H17V67H16ZM78 66L80 67V68H78L79 72H78V70H77V67H78ZM81 66H82V67H81ZM97 66L99 67V70H98V69L94 70ZM144 66H145V68H146V66H148V64H147V65H144ZM161 66H162V67H160V68L163 70L164 67H163V65H161ZM166 66H165V68H166ZM180 66H181V68H180ZM192 66H193L194 68H197V67H198L200 73H199L198 70H197L198 68L195 69V70H197L196 72H195V71H191L190 68H192ZM254 66H255V65H254ZM254 66H253V67H254ZM4 67H6V68H4ZM15 67H16V68H15ZM24 67H26L25 70L27 69L28 72H26V71L24 70ZM69 67H70V70L72 69V71H73V70L75 69V71H74V72H71V71L69 70ZM87 67H89V68H87ZM98 67H97V68H98ZM104 67H105V68H104ZM109 67H110V66H109ZM131 67H129L130 70H132ZM150 67H151V66H148V69L151 70ZM178 67H179L180 69H179ZM224 67H225V66H224ZM253 67H251V68H253ZM263 67H264V66H263ZM37 68H39V69H37ZM66 68H68V69H66ZM90 68H91V69H90ZM152 68H155V65H153ZM168 68H166V70H164V72L161 70L164 74L161 73V71H160V69H159L158 71H160V73L162 74V75H160V76L163 77V76L167 75V72H168V73L170 72V71H167V70H169ZM186 68H185L184 70H182V71H183V72L186 71ZM194 68H193V70H194ZM221 68H222V69H221ZM7 69L11 70L10 73L8 72L9 70H7ZM32 69H33V70H32ZM44 69H45V70H44ZM83 69H84V70H83ZM100 69H101V70H100ZM127 69H128V68H127ZM135 69H136V70H135ZM173 69H172V71H173ZM177 69H179V70H177ZM232 69H233V71H234V68H232ZM256 69H258V68L255 67V71H256ZM1 70H2V72H1ZM4 70H5V72H4ZM6 70H7V72H6ZM16 70H18L21 74H20V73H18V75L16 74V76H18L19 78L15 76V77H16V79H15L14 75H15V71H16ZM30 70H32V71H30ZM35 70H36V71H35ZM66 70H67V71H66ZM104 70H105V71H104ZM108 70H111V69H107V71H108ZM130 70H129V71H130ZM150 70H147V69L145 70V72H146V78H147V76H148L149 74L151 75L152 72H149ZM152 70H153V69H152ZM152 70H151V71H152ZM170 70H171V69H170ZM221 70H224V72L221 71ZM18 71H16V72H18ZM21 71H22V72H21ZM24 71H25V74H26V75L23 73ZM37 71H38L39 73H38ZM40 71H41V72H40ZM45 71H46V72H45ZM64 71H65V72H64ZM86 71H87L88 73H90V71H91L92 74L90 73V75L96 74V75L93 76V77L95 78L96 81H94L93 77H92V76H89V74H88ZM95 71H96V72H95ZM98 71H99V72H98ZM129 71H128V72H129ZM134 71H136V72H134ZM147 71H148V73H147ZM158 71H157V72H158ZM174 71L172 72V75L174 74ZM3 72H4V73H3ZM33 72H34V73L36 72V74H39V75H41V74L44 73L43 75H45V76H47V75L50 76V77H46V78H47V79H50L51 82H53V83H54L55 81H57V82L60 81V82H58V83L55 82L54 84H57V85H55V88H54V87L51 86V85H54V84H52L51 82H48V83H47V82H46L47 80H46V81H45V82H46V85L48 84V86H49V87L47 86L48 89H47V93H46L45 84L43 85V84H42L43 82H41L42 85H41L40 83L36 84V83H37V80H36V79H39V78H37V77H39V75H37V77H36V75H34ZM49 72H50V73H49ZM69 72H70V75H71V73H72V75H73L75 78H76V77L78 78V77H79L78 75L82 76V74H84L82 78L79 77V80L82 79V80L80 81L79 84L77 83V82H79V80H77V81L75 80V83L78 85L77 88H75V86H77V85H76V84L74 85V83H73V82H74V79H72L73 76L70 77V75L68 74ZM81 72H82V74H80ZM109 72H110V71H109ZM112 72H113V71H112ZM130 72H131V71H130ZM130 72H129V73H130ZM197 72H198V74H197ZM211 72H212V73H211ZM47 73H48V74H47ZM51 73H52V74H51ZM58 73H60V74H58ZM66 73H67L68 75H67ZM75 73H76V76L74 75ZM78 73H79V74H78ZM86 73H87V74H86ZM97 73H99V74L97 75ZM165 73H166V74H165ZM184 73H185V72H184ZM229 73H230V74H229ZM27 74H30L29 76H31V77H30V78H27V76H28ZM31 74H32V75H31ZM49 74H50V75H49ZM65 74H66V75H65ZM85 74H86V75H85ZM147 74H148V75H147ZM169 74H171V73H169ZM7 75H8V77H7ZM10 75H11V76L13 75V78H11ZM22 75H24V76H22ZM57 75L60 76L59 78H63V80L61 79L62 81H64L65 78L70 77V78H68V79L65 80V82H66L65 84H68V83H69V85H70V83H73V87H71L72 85H70V87H71V88H70L69 85H68L69 88H68V87H67V88L69 89V91H66V90H68V89H65V90H64V88H66L65 86H67V85H64V87L61 88V86H62L63 84H62L61 80H59V78H58ZM87 75H88V76H87ZM150 75H149V76H150ZM158 75H159V72H158V74H157L156 76H158ZM177 75H175V76H177ZM197 75H198L199 77H198ZM248 75H249V74H248ZM248 75H247V76H248ZM251 75H250V78L247 77V78H249V79H247V78L245 79V78H244L246 81L242 80V78L240 79V80H242V82H241L240 84H243V85H241V86H244V83H243V82H245V86H246V84H247V86L250 85V84L247 82V80H251ZM263 75H264V73H263ZM4 76H6V77H4ZM9 76H10V77H9ZM29 76H28V77H29ZM34 76H35V77H34ZM98 76H99V77H98ZM160 76L157 77V78H155V76H153V78H154V79H152L153 82L155 81V79L157 80L158 78H159V82H161V80H163V79H165V78L167 79V76H165V78L163 77V79H161L162 77H160ZM169 76H171V75H169ZM175 76H173V77H175ZM195 76H197V78H196ZM212 76H210V77H212ZM260 76H261V77H260ZM20 77H21V78H20ZM22 77H23V78H22ZM24 77H25V78H24ZM33 77L35 78L34 80H32ZM55 77H56L57 79H56ZM84 77H85V79H87V80H85ZM90 77H91V78H90ZM97 77H98V78H97ZM123 77H124V79L126 78L125 81H124ZM186 77H188V78H186ZM213 77H214V76H213ZM213 77H212V78H213ZM217 77H218V76H217ZM244 77H246V76L244 75ZM263 77H264V76H263ZM0 78H1V77H0ZM5 78H6V79H5ZM8 78H9L10 80H11V79H15V80H17V79H21V81L19 80V82H18V80H17V81H14V80L12 81V80H11L14 84H15V82H17L18 85H17V84H16V85H17V87H19L20 89L17 88L15 85H13L11 81L9 82V79H8ZM77 78H76V79H77ZM88 78H90V79H89V82H88ZM96 78H97L99 81H101V83H103V85L105 86L106 89H108V91L110 90L109 94H111V92H112V94L110 95V97H112L111 100H105V101H107V102L109 101L110 104L108 105L109 102L107 103V102L104 101L108 107H107V106H104L105 103H102L103 101L100 102L101 100L98 101V102H96V100L92 99L93 102L91 101V98H90V97L93 96V94L90 95L89 92H90V90H91V91L93 90V88H92L93 86H92V85H93L95 82H97V79H96ZM130 78H131V77H130ZM149 78H151V77H149ZM179 78H182V79H184V80H185V79H188V80H189V81H188L189 83L184 81V82L186 83V85H185V83L183 82V80L181 81V80H179ZM195 78H196V79H195ZM220 78H221V77H220ZM235 78H236V77H235ZM261 78H262V79H261ZM54 79H56V80H54ZM70 79H71V80H70ZM83 79H84V80H83ZM91 79L94 81V82L92 81L93 84L91 83ZM106 79H107V78H106ZM106 79H105V80H106ZM175 79H178V81H177L178 83L182 82V83H181L182 85H183V83H184L183 89H182V86L178 87L179 84H178L177 82L175 83V81H176ZM209 79H210V78H209ZM213 79H214V78H213ZM256 79H257V78H256ZM2 80H3V82H2ZM5 80L7 81V84H6V81H5ZM23 80H24V81H25V80H28V81H30V82L36 80V83H35V82H34V83L32 82V83L34 84L33 87H34V86L36 87V85H37V87H36L37 89H36V88L33 89V87H32V83H30L31 86H30L29 84L27 85V83H29L28 81H27V83H26V85H25V83H24ZM31 80H32V81H31ZM50 80H48V81H50ZM53 80H54V81H53ZM69 80H70L71 82H70ZM127 80H129V82H130L131 79H129V77H128ZM168 80H166V81H168ZM173 80H174V82H173ZM194 80H193V81H194ZM206 80H204L203 82H205ZM210 80H211V79H210ZM226 80H228V81H226ZM240 80L238 79V81H240ZM22 81H23V82H22ZM67 81H69V82H67ZM72 81H73V82H72ZM86 81H87L88 83H90V85H91L92 87H90V85L87 84ZM179 81H180V82H179ZM201 81H202V80H201ZM201 81L199 82V84L201 83ZM207 81H206V82H207ZM225 81L227 82L226 85H225V83H223V82H225ZM25 82H26V81H25ZM38 82H40V81L38 80ZM45 82H44V83H45ZM84 82H85V84H84ZM157 82H158V81H157ZM159 82H158V83H159ZM203 82H202V84H201V87H202V85H203V86L205 85ZM257 82L261 83V85H260L259 83H257ZM8 83L12 84L11 87L15 86L16 89H17V90L19 89V90L17 91L16 89L11 88L10 85H9ZM59 83H60L61 85H59ZM63 83H64V82H63ZM81 83H82V84H81ZM108 83H107V84H108ZM154 83H155V82H154ZM158 83H155V84L158 85ZM168 83H169V81H168ZM187 83H188V84L191 83V84H190V85H187ZM194 83H195V82H194ZM238 83H239V82H238ZM2 84H3V85L6 84L7 86L9 85L8 88L10 87L12 90L17 91V92H15V94H17L18 97H16L15 94H11V93H13V92H11V91H12L11 89H10V90L8 89V91H7V92H11L10 95H8L9 93H8V94H5V93H7V92H4L3 89L5 90V89L7 88V86H3ZM21 84H24L25 87H23ZM50 84H51V85H50ZM110 84H111L112 86H114V89H113V87H112ZM124 84H128V81L125 82ZM175 84H176V87H177L178 89L175 88ZM254 84H255V85H254ZM19 85H21V86H19ZM38 85H39V88H38ZM58 85H59V86H58ZM83 85H84V87H83ZM86 85H89V86L86 87ZM122 85H123V83H122ZM159 85L161 86V83H159ZM207 85H205V86H207ZM221 85H222L223 88H224V85H225V89H226V88L228 89V90H225L226 93H224L225 91H223L224 89L221 87ZM40 86H43V88H44V89L42 88L43 90L41 89L42 91L40 90V88H41ZM79 86H80V88H79ZM120 86H121V84H120ZM131 86H132V85H131ZM133 86H134V85H133ZM133 86H132V87H133ZM135 86H136V85H135ZM160 86H158V87L161 89ZM163 86H162V88L164 89L165 86H164V87H163ZM171 86H170V87H171ZM208 86H207V87H208ZM245 86H244V87H245ZM247 86H246V87H247ZM3 87H5V88H3ZM29 87H32V88H29ZM51 87L54 88V89H51ZM56 87H57V88H56ZM85 87H86V88H85ZM137 87H138V86H137ZM143 87H144V86H142V88L140 87L141 90L143 89ZM201 87H200V88H201ZM1 88H2V89H1ZM25 88H26V89H25ZM27 88H28L29 90H28ZM58 88H59V89H58ZM72 88H73V89H72ZM83 88H84V89H83ZM88 88H89L90 90H89ZM91 88H92V89H91ZM144 88H145V87H144ZM180 88H181V89H180ZM184 88H185V89H184ZM202 88H203V87H202ZM249 88H250V89H249ZM251 88H252V90H251ZM24 89H25L26 91L28 90V94H27V92H26ZM32 89H33V92H31ZM50 89H51V90H50ZM60 89H61V91H60ZM70 89L74 90L75 92H76L77 89L80 90V91H79V92H80L79 94H78V92H77L78 97H77V94L74 93V91H71ZM75 89H76V90H75ZM86 89H87L89 92H87ZM163 89L161 90L162 92H164ZM166 89H164V90H166ZM179 89H180V90H179ZM189 89H191V90H189ZM198 89H199V88H198ZM207 89H208V88H207ZM207 89H206V90H207ZM234 89H235V88H234ZM241 89H243V87H242ZM6 90H7V89H6ZM6 90H5V91H6ZM23 90H24V92H23ZM35 90H36V91L38 90V91L35 92ZM39 90H40V92H39ZM53 90L55 91V93H54ZM63 90H64V91H63ZM81 90H82V91H81ZM83 90H84L85 92H83ZM133 90H132V91H133ZM136 90H137V89H136ZM144 90H143V92H144ZM43 91H45V94H46L45 97H46V98L43 96V93H44ZM51 91H52V92H51ZM56 91L58 92V94H57ZM59 91H60L61 93H59ZM115 91H116V92H115ZM134 91H133V93H134ZM173 91H174V93H175L176 91H178V93H179V91H180L181 96H179V94H177V93H175V95H173ZM181 91H182V92H181ZM227 91H228V92H227ZM261 91H259V92H261ZM29 92H31L32 95H31ZM34 92H35V94H36V96H37L38 98L34 95ZM41 92H42V93H41ZM48 92H49V93H48ZM62 92H63V93H62ZM70 92H72V93H74V94H72V93H70ZM93 92H94V91H93ZM113 92H114V94H113ZM166 92H167V91H166ZM169 92H170V91H169ZM169 92L164 93V94H165L166 96H167V94L170 95ZM213 92H214V94H213ZM230 92L233 93V94H231ZM18 93H20V94H18ZM22 93H23V94H22ZM24 93H25V94H24ZM38 93H41V94H39V95H40L41 97L43 96V98H44L45 100H44L43 98H42L43 100H42V99L38 100L39 98H41L40 96L37 95ZM66 93H67V94H66ZM68 93L70 94V96H71V94H72V96H71V97L68 96V95H69ZM81 93H82V94L84 93V94L82 95L83 98H80V100L85 99V97H84L85 93H87V95L89 94L88 96L86 95V99H85L86 101L88 100L87 102H85V104H86V103L89 104V106H88V105H85V106H86V107L88 106L89 108H88V107L86 108V107L84 106V100H83V101H80V100H79L80 102H78L77 99H79V96H81V95H80ZM115 93H116V95H115ZM133 93L130 95V97L133 95L134 98H135V95H134ZM182 93H183V94H182ZM223 93H224V94H223ZM47 94H48L49 96H48ZM55 94L60 95V97H59V96L57 97V95L55 96ZM64 94H66V95H64ZM75 94H76V95H75ZM137 94H136V97H137ZM176 94H177L178 96H177ZM188 94H189V96H188ZM230 94L234 96V97L232 96V97H233L232 99H231V97H230ZM259 94H260V93H258V96H257L256 98H258L259 96H261V95H259ZM262 94H263V93H262ZM5 95H6V96H5ZM22 95H23V96H22ZM24 95H25L26 97H24ZM27 95H29V96H27ZM52 95H54V96H52ZM61 95H62V96H61ZM63 95H64V96H63ZM74 95H75V96H74ZM113 95H114V96H113ZM117 95H120V96H121V99L119 98L120 96L118 97ZM127 95H128V94H127ZM127 95H126V97H127ZM235 95H236V96H235ZM263 95H264V94H263ZM9 96H11V97L9 98ZM19 96H22L23 98H25V101H24V99H22V98H21V99H22V100H21V99L19 98ZM31 96H32V97L35 96V97H36L35 100L38 101V103H37L35 100H33L35 97L32 99ZM47 96H48V99H47ZM65 96H66V97H65ZM115 96H116V98L119 99V101H118V99L115 98ZM133 96H132V97H133ZM151 96H153V95H151ZM170 96H171V95H170ZM175 96H177V97H179V98H177V97H175ZM194 96H195V95H194ZM194 96H193V98H194ZM4 97H5V98H8V99L6 100V99H4ZM12 97H14L15 99H14V98L12 99ZM27 97H29V98H27ZM53 97H54V98H53ZM67 97H68V98H67ZM74 97H75V98H74ZM76 97H77V98H76ZM130 97H129V98H130ZM149 97H150V96H149ZM198 97H199V96H198ZM226 97H227V98H226ZM261 97H262V96H261ZM261 97H259V98L257 99L258 102H259L258 104H259V105L261 104L262 106H264V105H263V104H264V103H263L264 100H263L262 103H260V102L262 101V100L260 99ZM1 98H2V99H1ZM26 98H27V100H26ZM50 98H51L52 100H50ZM55 98H56V99H57V98H60L61 100H60V99L56 100ZM64 98H66V99H64ZM70 98H71V99H70ZM73 98H74V99H73ZM92 98H93V97H92ZM196 98H197L198 100H197ZM228 98H229V99H228ZM256 98L254 99V102L256 101ZM263 98H264V97H263ZM10 99H11V101H9ZM28 99H29V100L31 99V101H32V100L35 101L36 104H35V102H33V101H32V102H29ZM62 99H64V100H62ZM68 99H70L71 101H69V102H72V103H69L68 101H66V100H68ZM122 99H124V101H122ZM144 99H145V98H144ZM144 99H143V101H144ZM146 99H145V100H146ZM182 99H181V100H182ZM201 99H200V100H201ZM208 99H209V98H208ZM214 99H213V100H214ZM226 99H228V100L230 101V103H229V101L227 100L228 103H229L228 105H230V106H229V107H228V106H225V107H227V108H224V109H223V107H224L223 105H224V104L227 105V103L225 102ZM230 99H231V100H230ZM244 99H245V98L243 97V101H244ZM246 99H245V100H246ZM249 99H250V100H249ZM249 99H247L246 102H243V103H244V104L246 103L247 105H249L248 103H250V102L253 101L250 97H249ZM259 99H260V101H259ZM4 100H6V101H4ZM15 100H17V101H15ZM19 100H20V101H19ZM41 100H42V102H40ZM54 100H55V101H54ZM72 100L74 101V103H73ZM89 100H90V102H92L93 104H94L95 102H96V103H100V105L98 106V107H101V108H100V112H99V108H97V105H98V104L95 103L94 105H93V104L90 105ZM113 100H114L115 102H114ZM181 100H179V101L181 102ZM188 100H189V101H188ZM239 100H238V102H240ZM13 101H15V102H13ZM26 101H27V102H26ZM65 101H66V102H65ZM75 101H76V102H75ZM94 101H95V102H94ZM116 101H118L119 103L116 102ZM121 101H122V102H121ZM129 101H131V99L128 100L127 102H129ZM152 101H153V100H152ZM175 101H174V102H175ZM182 101H183V100H182ZM197 101H199V102H197ZM222 101H223V102H222ZM5 102H6V104L11 102L12 104L10 103V105L12 106V108H11V106H9V104H8V105H5ZM16 102H18V103L20 102V105H19L18 103H16ZM28 102H29V103H28ZM39 102H40V103H39ZM43 102L45 103V106H46V107H49L50 109H49V108L46 109V107H44V103H43ZM54 102L57 103L58 105H57V104H54ZM58 102H59V103H58ZM61 102H62V104H61ZM82 102H83V103H82ZM111 102H112V103H111ZM148 102H147V103H148ZM180 102H179V103H180ZM206 102H207V103H206ZM215 102H216V103H215ZM224 102H225V103H224ZM254 102L251 103V104H254V107H255V109H256V108L259 107V105L257 106ZM3 103H4V109H3V107H2V106H3ZM24 103L26 104V106H25ZM31 103H32V106L34 105L33 107L31 106ZM42 103H43V104H42ZM47 103H48V104H47ZM49 103L51 104V106H50ZM64 103L68 104V105H69V108H68V106H67L66 104H64ZM76 103H77V104H76ZM81 103H82V105H83V109H82V107H81ZM117 103H118V105H120V106H118ZM120 103H121V104H120ZM122 103H123V104H122ZM140 103H141V104H140ZM142 103H143V104H142ZM147 103H146L145 105H147ZM151 103H153V102H150L149 104H151ZM181 103H182V102H181ZM217 103H218V106H217ZM221 103H222V104H221ZM223 103H224V104H223ZM243 103H242V102H241V103H238V105L241 104V105H239V106L237 105L238 107H237L236 105H232L230 108H234V111H236L235 109H237V108H240V110H241V109H242L241 107L244 106ZM256 103H257V102H256ZM15 104H16V105H15ZM59 104H60V105H59ZM70 104H71V105L73 104V105L71 106ZM78 104L80 105V107H79ZM125 104L127 105V106H125V107H127V108H123ZM138 104H140V105H138ZM149 104H148V106H149ZM157 104H156V106H157ZM214 104H215V105H214ZM242 104H243V105H242ZM22 105H24V106H22ZM28 105H30L31 108H30V106H29V108H28ZM35 105H36V106H35ZM52 105H53L54 107H52ZM55 105H56V106H55ZM61 105H62L63 107H62ZM64 105H65L66 107H64ZM75 105H76V106H75ZM92 105L95 106L94 109L96 108V109L98 110L99 115H101V116L104 117L105 119L102 118L101 116H100L101 118L98 117V116H99L98 113L95 114V113L93 112V108H92V107H91L92 110L90 109V106H92ZM121 105H123V106H121ZM159 105H158V106H159ZM193 105H194V106H193ZM219 105H220V106H219ZM255 105H256L257 107H256ZM8 106H9V107H8ZM20 106H21V107H20ZM57 106H58V107H57ZM70 106H71V107H70ZM102 106H104V107H102ZM143 106H144L146 109H145ZM150 106H151V105H150ZM221 106H222V108H221ZM234 106H236L237 108L234 107ZM252 106H253V105H252ZM252 106H249L248 109H251V110L253 111V110H254V107H253V109H252V108H251ZM262 106H260L261 108L259 107V110H258V109H256V110H258L257 112L260 111L262 114H264V111L260 110V109H263ZM14 107H16V108L14 109ZM17 107L20 108V109H19L20 112H19V110H17V111L19 112V114H18V112H16L17 114L14 112V111H16V109H18ZM26 107H27L28 109H27ZM51 107H52V108H51ZM60 107H61V108H60ZM73 107L76 108V110H78V111L73 110ZM121 107H122V108H121ZM140 107H141V108H144V110H143V109L139 110ZM159 107H161V108L163 109L162 106H159ZM159 107H158V109H157L156 111H159V110H160V112H161V108H159ZM244 107L246 108L247 106H244ZM1 108H2V110H1ZM8 108H9V109H8ZM21 108H22V109H21ZM23 108H25V109L23 110ZM34 108L42 109L43 113H42V111H39L38 109H37V110H38V111H37V110L35 109L36 112H40L41 115H40L39 113L36 115V112H35V114H33V112L35 111ZM56 108H57L58 111L56 110ZM64 108H65V109H64ZM107 108H109L110 110L107 111V110H108ZM117 108H118V109H117ZM119 108H120V110H119ZM131 108H133V107H131ZM136 108H137V109H136ZM217 108H219V109H217ZM220 108H221V109H220ZM5 109H7V110H5ZM11 109H14V110H12L13 112L11 111ZM26 109H27V110H26ZM71 109H72V110H71ZM89 109H90V110H89ZM96 109H95V110H96ZM103 109H106V110H105V111H106L105 114H106V115L109 114V115L106 116L104 113H101V112H103ZM115 109H116V111L119 110V113H121V114L118 115V111H117V112H114V113H115V114H114L112 111H115ZM125 109H126V110H125ZM165 109H167V110H165ZM197 109H198V112H197ZM215 109H217V110L215 111ZM243 109H244V108H243ZM246 109H247V108H246ZM32 110H33V111H32ZM44 110H46L47 112L44 111ZM49 110H50V112L53 110V112L55 111V113L52 114V112L50 113ZM59 110H60V111H59ZM66 110H67L68 114H67ZM81 110H82V111H81ZM88 110H89V111H88ZM97 110H96V111H97ZM101 110H102V111H101ZM111 110H112V111H111ZM137 110L139 111L138 113L136 112ZM221 110H222V112H221ZM227 110H228V109H227ZM227 110H226V111H227ZM251 110H250V111H251ZM256 110H255V112L253 111V113H256V115H258L257 112H256ZM263 110H264V109H263ZM1 111H2V112H1ZM24 111L26 112V114L24 113ZM30 111H31V115L33 114V115H32V118H31V116H28V114L30 115V113H28V112H30ZM61 111H62V112H61ZM70 111H71V112H72V111H76L77 113H80V114H77V113H75V112H72V113H71ZM91 111H92V112H91ZM96 111H95V112H96ZM122 111H123V112H122ZM127 111H128V112H127ZM133 111H134V112H133ZM141 111H142V112H141ZM178 111H179V110H178ZM178 111H176V110L174 111V112H175V115H174V116H176V114L179 113ZM212 111H213V112H212ZM219 111H220V113H219ZM224 111H225V110H224ZM228 111L232 112L234 115L237 113V112L234 113L233 109H232V110L230 109V110H228ZM242 111H243V110H242ZM248 111H249V110H248ZM248 111H247V110H246V111L244 110V113H245V112L247 113ZM250 111H249V112H250ZM7 112H8V114H7ZM9 112H10V113H11V112L13 113V114L11 113L12 116H11V114H10ZM22 112H23V116H24V117L21 116V114H20V113H22ZM44 112H46V114H45ZM48 112H49V113H48ZM56 112H57V113H56ZM63 112H64V114H63ZM85 112H87V113H85ZM89 112L91 113L90 115L88 114ZM109 112H110V113L112 112V113L110 114ZM125 112H126V113H125ZM135 112H136V114L134 115ZM150 112H151V113H150ZM170 112H172V111H170ZM176 112H177V113H176ZM196 112H197V113H196ZM200 112H201V114H200ZM260 112H259V113H260ZM59 113H60V114H59ZM69 113H71V114H69ZM74 113H75V116L72 115V114H74ZM82 113H84V114H82ZM92 113H94L95 115L92 114ZM100 113H101V114H100ZM116 113H117V114H116ZM127 113H128V115H127ZM144 113H145V111H144ZM144 113H143V114H144ZM180 113L182 114L181 111H180ZM205 113H204V114H205ZM216 113H218L219 115L216 114ZM223 113H224V112H223ZM225 113H229V112H225ZM225 113L222 114V115H225ZM232 113H229V115L231 116V118L234 116V115H231ZM238 113H241V114L243 115V112H241V111L239 112V109H238ZM246 113L244 114V117H247L246 115L248 114V117H247V118H248V120H249V116H251V115H249V113H247V114H246ZM250 113H252V112H250ZM253 113H252V117H254V118H253V119L250 118L249 122L251 121V123H252V121H253V123H252V126H253V127H255V125H257L259 122H260V126H262L261 124H264V123H263L264 121H262L264 116L261 114V115H259V116L257 117V116H255ZM14 114H16V115H18V116L14 115ZM42 114H45V115L42 116ZM49 114H52V115H50L51 118L49 117ZM54 114H56L55 117H54ZM61 114H62V115H61ZM65 114H67V115L64 116ZM124 114H126V115L124 116ZM129 114H130L132 117H131ZM143 114H142V115H139V116H143ZM149 114H150V115H149ZM153 114H152V116H153ZM165 114H166V113H165ZM165 114H164V115H165ZM181 114H180V115L177 114V116H178V115L181 116ZM241 114H240V115H241ZM8 115H9V117H8ZM19 115H20V116H19ZM35 115L38 116V119H40V121H41V120H44V121H41V123H40L39 120L37 119V124H38V125L40 124V125L43 126L44 128H46V126H47L46 129H44L43 127L41 128L40 125L37 126V124L33 122V120H35V122H36V118L34 117L35 119H33V116H35ZM69 115H70V116H69ZM76 115H77V116H76ZM79 115H80V116H79ZM83 115H84V116H83ZM97 115H98V116H97ZM103 115H105V116H103ZM111 115H112V117H111ZM115 115H116V116H115ZM156 115H155V117H157ZM164 115H162V116H163V119H164L165 121H167L166 118L164 117ZM192 115H193V116L196 115V117H194L195 120H193ZM206 115H210V114L207 113ZM206 115H202V116L205 118ZM214 115L212 116V114H211L209 117H210V118H213ZM216 115H217V116H216ZM222 115H221V117H223L224 120H226V119H227V120H228V119H231V118H227V117H228L227 114H226L225 116H222ZM240 115L238 114V120H240L241 118H243V116L241 115V116H242V117H241ZM253 115H254V116H253ZM3 116H4V118H2ZM5 116H6L7 119L5 118ZM14 116H15L16 118H14ZM45 116H46V118H45ZM85 116H86V117H85ZM108 116H110L111 118L108 117ZM119 116H120L121 118H120ZM123 116L125 117L126 120H124V117H123ZM129 116H130V117H129ZM136 116H137V115H136ZM182 116H183V115H182ZM182 116H181V117H182ZM211 116H212V117H211ZM226 116H227V117H226ZM230 116H229V117H230ZM239 116H240V119H239ZM260 116H261V117L263 116V117H262V120H261L262 122L260 121V119H261ZM20 117H21V120H20ZM26 117H27V118H26ZM28 117H29V118H28ZM43 117H44V118H43ZM53 117H54L55 119H54ZM60 117H61V118H60ZM62 117H63V118H62ZM66 117H67V118H66ZM72 117H74L75 119L72 118ZM77 117H78L79 120H77ZM87 117H88V118H87ZM96 117H97V118H96ZM122 117H123V118H122ZM146 117H145V114H144V118H145V120L149 119V118L146 119ZM206 117H207V116H206ZM209 117L207 118V120L209 119ZM218 117H217V118H218ZM221 117H219V118H220V119H223V118H221ZM225 117H226V118H225ZM255 117L258 118V121H259V122L256 121V123L254 124V119H256ZM12 118H13V119H12ZM24 118H25V120H28V119H29L30 121L28 120V121H26V122H27V123H26V122H24V121H25ZM30 118H31V119H30ZM59 118H60V120H58ZM109 118H110V119H109ZM117 118H118V120H117ZM119 118L122 119V120H119ZM128 118H129L130 121L128 120ZM150 118H151V116H150ZM196 118H197V119H196ZM199 118H200V117H199ZM233 118H234V117H233ZM236 118H237V117L235 116V120H236V121L233 120V119L230 120L231 123H232L233 121H235V122H233L232 124H236V123L238 122V123H240L241 125H243V124H245V123L248 121L247 119L245 120V118H244V119L241 120V121H244L245 123H243V122L241 123V122L237 121ZM259 118H260V119H259ZM22 119H23V120H22ZM49 119H50V120H49ZM53 119H54V120H53ZM61 119H62V120H61ZM73 119L75 120V122H76V121H79V122H76V124H74L75 122L73 121ZM80 119H82L83 121L80 120ZM86 119H88V120H86ZM103 119H104V120H103ZM107 119H109L110 121L107 120ZM113 119H114V120H113ZM137 119H140V121H141V122H140V121L138 120L139 124H141L140 126H139V124H138L137 121H133V120H137ZM213 119H214V118H213ZM3 120H4V121H3ZM45 120H47L48 123H47V121H45ZM52 120H53V121H52ZM111 120H112V121H111ZM131 120H132L133 122H132ZM150 120H151V119H150ZM155 120H156V121H155ZM192 120L195 121V122L193 123ZM51 121H52V122H51ZM59 121H60V122H59ZM68 121H69V122H68ZM81 121H82V122H81ZM85 121H86V124L83 125V123H85ZM89 121H90V122H89ZM92 121H93V122H92ZM100 121H101V122L103 121V122L101 123ZM105 121L107 122V125H108V126L106 125ZM108 121H109V123H110L112 126L108 123ZM113 121H115V122H113ZM116 121H117V122L120 121V123H117ZM122 121L125 122V123L123 122V123H124L123 126H125V128H126V125L128 126V124H126V123L129 121L128 123L131 125V126H130L131 128L129 127V129H131V131H135V133H136L138 130L141 131L140 128L143 127L142 124H144V127H143L144 129L149 128L150 131H148V132H147V131H144L143 128H142V131H141L142 134L146 136V138H145V136H143L142 134H141V136L139 135V136L142 138V140H143V138H145V140H146L147 143H145V142H143V143H139V142H138V143H139V144H138V143L136 142V140H135L136 136H135V135H136V134H137V135L140 134L141 132H139V131H138V133H136L135 135H131L132 133H131V132H128V133H131V134H130L128 137L125 136L126 133H123V130L121 131V127L123 128V126H121V125H122V123H121ZM196 121H198V122H196ZM20 122H19V123H20ZM29 122H31V123L33 122V123L31 124V123H29ZM44 122H46V123H44ZM54 122H55V123H54ZM61 122H62V124H61ZM66 122H67L68 124H67ZM73 122H74V123H73ZM131 122H132V124H133L134 122H137V125H136V126H139V127H135L137 131L134 130V126H135V124L132 125ZM173 122H174V124H175V123H179V127H181L180 130L182 129L181 132H182V133H185V134H181V133L179 134L180 131L177 130V129H179V128L177 127L178 124H176V125H175L176 127H174ZM249 122L246 123L245 125H243V126H245V128H243L242 126H240V124H239V126H238V124H236L237 127H235L236 125H233L234 127H233V126H229V129L231 128L230 130H231V132H233V135H234L236 138H237V136L239 137V138H237L238 140H239V139L241 140V138H245V135H244V134L246 133V131H244V130H245V129L247 130V128H248V132L246 133V138H245V140H244V143L247 141V138H248L247 134H252V135L250 136V137H252V138H251V140H252L253 137H254L253 134L255 133L254 135L256 136L257 133L259 134V131L262 130V132H260V133H262L261 135L264 136V132H263V131H264V128H263V127H260L259 125H257L258 128L260 127V130H259L258 128L255 127V128H253V129H251V130L253 131V132H252L251 130H249V128H252V126L250 125ZM19 123H18V124H19ZM28 123H29V124H28ZM56 123H57V125H56ZM64 123H65V124H64ZM94 123H96V124H98V125H96V124H94ZM100 123H101L102 125H101ZM147 123H148V124H147ZM162 123H164L163 120H162ZM196 123H197V126H196ZM228 123H229V121H228ZM231 123H230L229 125H232ZM18 124H16V125H18ZM33 124H35V125H33ZM43 124H44V125H43ZM48 124H49V125H48ZM52 124H54V127L56 128V130H55V128H54L53 126L50 127V125H52ZM77 124L80 125V127H79ZM92 124H93V127H92ZM114 124H115V125H114ZM116 124H117V125H116ZM248 124H249V126H251V127H249ZM19 125L21 126V124H19ZM30 125H31V126H30ZM45 125H46V126H45ZM63 125H64V126H63ZM69 125H70V126L72 125L71 128L69 127ZM74 125H75L74 128H77V130L80 129V132H78V134H76V138H75L76 140L73 139V138L71 137V138L73 139V142H72V139L70 138L69 141H70L71 143H69V141L66 140V139L64 138V137L66 136L65 133L68 131V129H72ZM82 125H83L84 127H83ZM85 125H86V126L88 125V126L86 127ZM90 125H91V126H90ZM113 125H114V128H113ZM145 125H147L148 127L145 128ZM149 125H150V126H149ZM200 125H201V123H200ZM0 126H1V125H0ZM4 126H3V127H4ZM20 126H19V127H20ZM29 126H30L31 128H30ZM32 126H34V129H37V130H38V131L36 130L37 132H36L35 130H34V131H35L37 134H40V136H42V138H38V135L35 137V133L30 135V133L33 132V128H32ZM35 126H37L38 128H36ZM56 126H57V127H56ZM61 126L64 127V128H62ZM65 126H66V127H65ZM77 126H78V127H77ZM81 126H82V128H81ZM95 126H97V127H96L97 129L95 128ZM104 126H106V127H104ZM109 126H110V127H109ZM117 126H118V128H117ZM119 126H121V127H119ZM132 126H133V130H132ZM155 126H156V130H158V131L155 130V128H154ZM172 126H173V127H172ZM190 126H191V127H190ZM226 126H228V125H226ZM246 126H248V127H246ZM263 126H264V125H263ZM67 127H68V129H67ZM98 127H101V129H102V128H104V129L101 130V129L98 128ZM111 127H112V128H111ZM152 127H153V128H152ZM161 127H162V129H161ZM238 127H242V128H241V129H243L242 132H245V133H243V135H242V132L239 131V130H241V129L238 130ZM5 128H7V127H5ZM5 128H4V129H5ZM51 128H54V129H51ZM59 128H60V129H59ZM74 128H73V129H74ZM84 128H85V130H83ZM110 128H111V129H110ZM119 128H120V131H121L122 133H121V132L119 133ZM137 128H138V129H137ZM151 128H152V129H151ZM157 128H158V129H157ZM184 128H185V129H184ZM226 128H228V127H226ZM232 128H233V129H232ZM235 128H236L238 131H237V130L233 131ZM261 128H262V129H261ZM4 129H3V130H4ZM20 129H21V127H20ZM22 129H21V130H22ZM41 129H44V130H41ZM48 129H50V130H48ZM58 129H59V130H58ZM64 129H65V130H64ZM66 129H67V130H66ZM73 129H72V131H73ZM81 129H82V130H81ZM113 129H117V130H118V133H119L121 136H122V134H125L124 136H122V137H124V138H125V137L129 138V137L132 136L131 138H133V139L130 138V141L132 140V141H131V144H130V145H129V143H128V144H125V143H127V140H129V139H127L126 141H124V142L122 143V141H123L122 139H124V138L120 137L119 134H115V133H117V130H116V131L114 130L115 133L112 134L113 136L117 135V136H115V138H116V137L118 138V140H117V138L115 139L114 144H112L113 142H110V141H112V140H114V139H109V141H108L109 144L107 143V141H104L105 138L108 139V138L111 137L109 132H111V130H112V132H113ZM123 129H124V128H123ZM164 129H167V130H165V131H164L165 133L163 134V132H161V130H164ZM168 129H169V131H170L171 134H169ZM1 130H2V126L0 127V134H2V135H0V138H1V136L4 137V138H3V140H1L2 138L0 139V142L2 141V142H1L2 144H0V147L3 146L4 143H5V144H8V145H5V144H4L3 149H4L5 146H6V147H9V146L11 147V145H12L11 143H12V142H11V141H10V142L8 141V140H10V137H11L10 134L3 133V132H1ZM3 130H2V131H3ZM5 130L7 131V129H5ZM5 130H4V132H6ZM40 130H41V131H40ZM45 130H46V131H45ZM53 130H55V131H53ZM61 130H63V131H61ZM74 130H76V129H74ZM94 130H96V131H94ZM99 130H100V131H103V133L100 132ZM106 130H108V131H106ZM109 130H110V131H109ZM256 130H258V132H256ZM29 131H30V132H29ZM43 131H44V132H47L46 135H45V133H44ZM57 131H58V133L60 132L59 134H60L61 136L57 133ZM69 131H70V130H69ZM69 131L67 132V134L69 133ZM83 131H84V132H83ZM85 131H88V132L86 133ZM89 131L93 132L94 135H93L91 132H89ZM97 131L100 132V133H102V134H104V132H105L104 135H107V134L109 133V134L107 135L108 137H107V136H104V135H102V134H100V133H99V134L97 133V138L94 139V141L90 140V138H92V137L95 138V137H96V135H95L96 133H95V132H97ZM125 131H126V130H124V132H125ZM129 131H130V130H129ZM159 131H160V132H159ZM167 131H168V132H167ZM193 131H194V132L196 131V133L194 134ZM202 131H203V130H201V131L199 132L200 134L198 133L200 136H201ZM249 131H251V132H249ZM26 132H27V133H26ZM38 132H39V133H38ZM53 132L56 133V134H54ZM63 132H64V133H63ZM106 132H108V133H106ZM112 132H111V133H112ZM158 132H159V133H158ZM188 132H191V133L187 134ZM234 132H235V133L240 132V133H241V134H240V135H241V138H240L239 133H238V135H236ZM48 133H49V135H50V137H51L52 139H51V138L49 139V135H48ZM61 133H62V134H61ZM79 133H80V134H79ZM88 133H90V134H88ZM25 134H24V135H25ZM91 134H92L93 136H92ZM150 134H151V133H150ZM150 134H149V135H150ZM155 134H156V133H155ZM3 135H6V136H3ZM24 135H22V136H24ZM33 135H34V136H33ZM77 135H79V136H77ZM88 135H91V137L88 136ZM98 135H101V136H102V137H100V139H101V140L103 139L104 142L101 141L100 139H98V137H99ZM118 135H119V137H118ZM178 135H179V136H178ZM199 135H198V136H199ZM261 135H259V136H261ZM7 136H9V139H8ZM40 136H39V137H40ZM43 136H44V137H43ZM45 136H46L47 138H45ZM54 136H56L57 138H58V137H60V138L56 139V137H54ZM83 136H84V137H83ZM113 136H112L111 138H114ZM133 136H135V137H133ZM139 136H138V137H139ZM151 136L153 137L154 134L151 135ZM159 136H156V137H155L156 139H155V138L153 139L152 137H151V139L148 138V139H149V143H148V145H150V143H151L150 140L153 139V140L156 141V140H157V137H158V141H160V139H162V140H161L162 142H163V140L166 141L167 138H166V139H163V138H161V136H160V137H159ZM172 136H174V135H172ZM189 136H188V137H189ZM198 136H196V137H198ZM200 136H199V137H200ZM242 136H243V137H242ZM257 136H258V135H257ZM12 137H13V136H12ZM20 137H21V138H20ZM30 137H32V138H30ZM86 137H87V138H86ZM103 137H105V138H103ZM138 137H137L136 139H137V140H141V139H138ZM140 137H139V138H140ZM177 137H176V138H177ZM180 137H181V136H180ZM196 137H195V138H196ZM199 137H198V138H199ZM13 138H16V135H15ZM13 138H11V140H12ZM54 138H55L56 140H54ZM77 138H78V139H77ZM83 138H84V139L86 138V139L83 140ZM121 138H122V139H121ZM159 138H160V139H159ZM184 138H182V139H183L186 143H188V142L186 141L187 139H184ZM195 138H194V140H193V139H192V140L194 141V145H195V144L197 145V143L200 141V138H199V141L196 140V139H198V138H196V139H195ZM258 138H259V137H257V139H258ZM4 139H5V141L7 140V141H6L7 143L4 141ZM28 139H29L30 141H28ZM31 139H32V141H31ZM34 139H35V140H34ZM38 139H40V140H38ZM41 139H42V140H41ZM45 139H46L47 141H49L48 144H50V146H51L52 144L55 145V146H54V145L51 146V147H53V148H52L53 151L50 150L51 147L48 145L50 148H49V152H47V151H48V150H47V149H48V148H47L48 146L46 147L47 141H46V143H45ZM60 139H61V140H60ZM64 139H65V140H64ZM81 139H82L83 141H82ZM87 139H88V140H87ZM97 139H98V140H97ZM107 139H106V140H107ZM120 139H121V141H120ZM170 139L167 140L166 142L169 141V143H171V141H172L173 139H172L171 141H170ZM249 139H250V138H248V141H249V142H248V141H247V142L250 143V144H252V143L250 142L251 140H249ZM254 139H255V138H254ZM261 139H263V138L260 137L259 140H261ZM21 140H20V141H21ZM37 140H38V141H37ZM116 140H117V141H116ZM145 140H143V141H145ZM153 140H152V143L155 144V145H156L157 143H159V144L161 143V141L155 143ZM195 140H196L197 143L195 142ZM219 140H220V139H219ZM240 140H239V143H241V141H242L243 139H242L241 141H240ZM259 140H256V139H255L254 145L252 144L251 147H250V144H247V143L244 144V145H246V147L249 146V147H247V148L250 149V150H249L250 153L247 152L248 149H247V151H244V152H247V154L249 153L248 156H247L246 153H244V154H246V155L243 154V150H246V149L243 148V149H242V153H241V149L239 150V148H238V149L236 148V149H237V150H236V149L234 148L233 151H236V152H237V153H235V152H234V153L237 154V155H239L238 153L240 152L241 155H240V156H236V155H235L236 157H234V155H232L233 152L230 153V154L227 153V158H233V159L236 158V159H237V157H238L237 160L240 161L239 158H241V156H244L243 158H245L246 156H247L248 158H251V155H252V159H248L247 157L245 158V159H248V161H251V162H249L248 164H249V165H251V164L253 165V163L255 162V163H254L255 165L253 166V168L257 167L258 165L260 166V164L264 161V160H263V159H264V158H263L264 155L262 156V158H261V157H258V156H261V155L263 154L262 152H264V151H263V150H264V148H263L264 146L262 147V144H258V143H257V145H256V141H257V142H260ZM263 140H264V139H263ZM263 140H262V141H263ZM36 141H37V143H36ZM43 141H44V142H43ZM52 141H53V142H52ZM55 141H57V142L55 143ZM59 141H60V142H59ZM75 141H76V142H75ZM87 141H89V144H90V145L87 143ZM91 141H92V142H91ZM97 141H98V143H97ZM100 141H101V142H100ZM130 141H128V142H130ZM133 141H135V143H134ZM222 141H224V140H222ZM222 141H220V142L222 143ZM252 141H253V140H252ZM262 141H261V143H263V145H264V141H263V142H262ZM25 142H24V145H25ZM39 142H40V143H39ZM42 142H43V143H42ZM84 142H85V143H84ZM90 142H91V143H90ZM93 142H94V143H93ZM95 142H96V143H95ZM117 142H118V143H117ZM132 142H133V143H132ZM140 142H141V141H140ZM166 142H165V143H166ZM190 142H189V143H190ZM9 143H10V144H9ZM44 143H45V144H44ZM68 143H69L70 145H69ZM73 143L75 144V146L73 145ZM78 143H79V144H78ZM81 143H82V144H81ZM86 143H87L88 145H86ZM106 143H107L108 145H107ZM110 143H111V144H110ZM121 143H122V144H121ZM152 143H151V145H150L151 147H152ZM221 143H219V142L217 141V144L220 145ZM225 143H226V142H225ZM94 144H95V145H94ZM100 144H101V145H100ZM103 144H104V146H105L106 148L103 146ZM118 144H119V145H118ZM133 144H134V145H133ZM136 144H137L138 146H137ZM159 144H157V145H159ZM235 144L237 145V143H235ZM242 144H243V143H242ZM33 145H32V146H33ZM44 145H45V147H44ZM60 145H61V146H60ZM66 145H68V146H66ZM76 145H77L78 147H77ZM80 145H83V146H80ZM97 145H98V146H97ZM106 145H107V146H106ZM109 145H110V146L112 145V147L110 148ZM128 145H129V146H128ZM132 145H133V146H132ZM79 146H80V147H79ZM84 146H85V147H84ZM90 146H93V147H90ZM102 146H103V147H102ZM115 146H116V147H115ZM118 146H120V150H121V151L119 150V147H118ZM134 146H135V147H134ZM136 146H137V147H136ZM150 146H149V147H150ZM159 146H161V144H160ZM238 146H239L240 148L245 147V146H243V145L241 146L240 144H238L237 147H238ZM252 146H254L253 149H252V151L255 149V150H254V153L251 151ZM255 146L257 147V149H256ZM10 147H9V149H7V150H9L8 153L11 155V153H12V152H11L12 148H10ZM30 147H31V146H30ZM58 147H57V148H58ZM71 147H73V150L71 149ZM74 147H75V148H74ZM138 147H139V148H138ZM146 147H147V146H146ZM155 147H156V149H157V146H154V147H152V148H150V149H153V148L155 149ZM259 147H260V148H259ZM22 148H21V150H20L21 152H22V150H24V149H22ZM92 148H93V149H92ZM99 148L102 149V150H100ZM107 148H108V149H107ZM121 148H122V149H121ZM258 148H259V149H258ZM262 148H263V149H262ZM10 149H11V150H10ZM14 149H15V148H13V151H15ZM45 149H46L47 151H46ZM60 149H61V148H60ZM89 149H90V150H89ZM91 149H92V151H91ZM117 149H118V151H116ZM139 149H140L141 151H139ZM154 149H153V150H154ZM55 150H56V151H55ZM77 150H76L75 152H78V153H79V151H77ZM84 150H85V149H84ZM84 150L82 149L83 152H84ZM88 150H89V152H88ZM94 150H95L96 153L94 152ZM97 150H98V151H97ZM127 150L130 151L129 148H128ZM136 150H137V151H136ZM145 150H147V149H145ZM256 150H257L258 152H259V151H260V152L262 151V152H261V153H260V152L258 153ZM0 151H1V152H0L1 155H2V153H3V154H6V155H2V156L0 155V163L2 162V163H1L2 165L0 166V171H1V172H0V186H1L0 188H1L2 190H4L5 185H6V183H7V184H10L9 190H11L10 188L14 185V186L12 187V189H13L14 187L17 188V190H16V191H18L17 193L22 192V191H24V193H26V192L28 191V184H27L28 179H27V181H24V180L27 178V176H26V177L23 176V180H22V179H19V177H18L19 174L22 176V175H25V172H26V171H25L26 169L23 170V169L26 168V167H23V166H22L23 169H21V167H18V165H21V164H20L21 162L18 163V162L20 161V160H19L20 158L17 159L16 155H17V156H18V154L20 155V154H21L20 151H19V152L16 151V152H15L16 155L13 153L12 156L8 155L6 150H5V151L3 150V152H2V149L0 148ZM44 151H46L45 153H50V154H47V155H45V156H44V155L42 156V154H43ZM50 151H51V152H50ZM113 151H114V150H113ZM200 151H201V149H200V150L198 149V154H200ZM231 151H232V150H231ZM4 152H5V153H4ZM39 152H38V153H39ZM90 152H91V154H90ZM124 152H125V151L123 150L122 153H124ZM160 152H162V151H160ZM17 153H18V154H17ZM38 153H37V155H38ZM51 153H52V154H51ZM81 153H82V152H81ZM92 153H93V155H92ZM94 153H95V154H94ZM113 153H114V152H113ZM115 153H114V154H115ZM83 154H84V153H83ZM116 154H117V153H116ZM259 154H260V155H259ZM13 155L16 157V162H15V159H13V161H14L13 164H14L15 167H14L13 164L11 163V162H12L11 160H12V158H13ZM89 155H90V157H89ZM228 155H231L232 157H231V156H228ZM254 155H255V158H256V159H254V157H253ZM257 155H258V156H257ZM7 156H8V157H7ZM142 156H143V155H142ZM142 156H141V157H142ZM249 156H250V157H249ZM9 157H12L11 160L9 159ZM15 157H14V158H15ZM40 157H41V158H40ZM42 157H43V158H42ZM81 157H82V155H81ZM136 157H137V158H136ZM223 157H226V156L224 155ZM257 157H258V158H257ZM86 158H87V159H86ZM91 158L94 159L93 157H91ZM227 158H225V159H227ZM243 158L241 159L242 161L245 160V159L243 160ZM259 158H260V160H262L261 163L258 162V161H260ZM79 159L81 160V158H79ZM147 159H148V158H147ZM225 159H224V160H225ZM233 159H230V160H233ZM236 159H235V160H236ZM1 160H3V161H1ZM150 160H151V159H150ZM150 160L148 159V161H150ZM153 160H154V161H157V160H155V159H152L151 162H148L147 160H144V161H141V162L143 163V162L146 161V162L148 163L147 167H149V169L152 167L151 169H153L154 164H156V162H154ZM235 160H234V161H235ZM255 160H256V161H255ZM4 161H5V162H4ZM82 161H84V160L78 161V164H79V162H82ZM93 161H94V160H91V161H89V163H91V162H93ZM140 161H139V162H140ZM152 161H153V162H152ZM234 161H233V162H234ZM252 161H253V162H252ZM87 162H88V161H87ZM87 162H86V164L83 162L84 165H83V163H81L80 165L86 166V165H87ZM141 162H140V163H141ZM146 162H145V163H146ZM256 162H257V163H256ZM3 163H5V164H3ZM89 163H88V164H89ZM95 163H97V162L94 161L92 164H95ZM129 163H130V162H129ZM149 163H153V165H149ZM235 163H236V161L234 162V164H235ZM237 163H238V161H237ZM258 163H259V164H258ZM7 164H8V165H7ZM11 164H12V165H11ZM78 164L76 163V166L74 165L73 167H76V168H77V166H79ZM92 164H90L89 167H92ZM9 165H11V166H9ZM23 165H24V164H23ZM95 165L97 166V164H95ZM95 165H94V166H95ZM132 165H133V164H132ZM132 165L130 164V166H132ZM252 165H251V167H252ZM12 166H13V167H12ZM83 166L79 167V169L77 168V170L79 171L78 174H81V173H82V170L85 168V167L82 168ZM87 166H88V165H87ZM87 166H86V168H87ZM94 166H93V168H94ZM98 166H99V165H98ZM98 166L95 167V168H97V171L99 170ZM100 166H101V164H100ZM259 166H258V167H259ZM262 166L264 167V162H263V164H261L260 169L258 168V169H259L258 171H257V168H255V171H254V170H252L253 168L250 167V169H251L250 173L253 174V171H254V173L257 171V175L259 174V172L261 173V174H259V175H262V173H264V172H262V171H264V170L261 171V169H264ZM3 167L7 168V170H6L5 168H3ZM16 167H18L17 170H16ZM73 167L71 166V169H72ZM119 167H120V166H119ZM132 167H133V166H132ZM80 168H81L82 170H81ZM93 168H92V169H93ZM95 168H94V171L96 172L95 174L97 175L99 171L97 172ZM74 169H75V168H74ZM74 169H72V170H74ZM114 169H115V168H114ZM114 169H113L112 171H114ZM118 169H119V168H118ZM121 169H122V168H120L119 171H121ZM123 169H124V168H123ZM123 169H122V170H123ZM129 169H130V168H129ZM151 169H150V170H151ZM235 169H237V166H236ZM2 170H3V171H2ZM10 170H11V171H10ZM12 170H13V171H12ZM75 170H76V169H75ZM75 170H74V171H75ZM77 170H76V173H77ZM100 170H101V169H100ZM102 170H103V168H102ZM102 170H101V171H102ZM147 170H148V169H147ZM150 170H149V171H150ZM156 170H157V169H155L154 171H156ZM4 171H5V174H4ZM14 171H15V172H14ZM16 171H17V173H16ZM19 171H20V172H19ZM21 171H22V172L24 171V174H23ZM43 171L46 172V170H43ZM43 171H42V172H43ZM119 171H118V172H119ZM124 171H126V170L124 169L123 172H124ZM154 171H153V174L155 175L156 173H155ZM158 171L162 172V170L159 169V170H157V174H158ZM220 171H222V169H220ZM220 171H219V173L221 174ZM39 172H40L39 174H41V170H40ZM44 172H43V173H44ZM80 172H81V173H80ZM116 172H117V171H115V173H116ZM128 172H129V171H128ZM160 172H159V173H160ZM12 173H13V174H12ZM21 173H22V174H21ZM72 173H74V172L72 171ZM103 173H104V174H103ZM107 173H108V172H107ZM107 173H105V170H104V172H103V171L101 172V174H103V175H101V179H103V181H104V179H105L104 182L100 180V176H99L100 174H98L99 177L97 176V178H99V180L96 178V180H98L99 183H100V181H101V183H100L101 186H100V187H102V188H100V192L103 191V190L101 191V189L104 188V186H103V184H104V185H105L104 192H107V193H108V192L112 191V192L114 193V192H115V191H114L115 189H113V188H115V185H114V187L112 188V186H113V182H114V184H115V181H116V182H119V181L121 182V181L124 179V176H125V177L128 176V175H127V174H128L127 171L124 172L125 175H124V174L119 175V174H121V172H119V174H118L119 177L117 176V173L114 174V173L112 172V173L114 174L113 176L115 177V179H114V177H111V174H110V172H109L108 175H109V177H111V179H110V178H108ZM129 173H130V172H129ZM150 173H151V174H150ZM150 173L148 174V171H147L146 174L149 175V176H150V175L153 176L152 171H151ZM223 173H224V172L222 171V174H223ZM17 174H18V175H17ZM105 174L107 175V179H108L110 182H109L105 177H103V176H105ZM146 174H144V175H146ZM157 174H156V175H157ZM14 175H15V176H14ZM76 175H77V174H76ZM76 175H75V176H76ZM115 175H116V176H115ZM224 175H225V174H224ZM255 175H256V174H255ZM263 175H264V174H263ZM2 176H3V177H2ZM73 176H74V175H73ZM79 176H80V175H79ZM122 176H123V177H122ZM233 176H235V175L233 174ZM4 177H5V178H4ZM8 177H10L11 179L8 178ZM24 177H25V179H24ZM77 177H78V176H76V178H77ZM139 177H140V176H139ZM145 177H146V176H145ZM145 177H144L145 180L143 179V180H144V183H143V180H141V179L139 178L140 181L138 182L139 179H137V180H136L137 182H135L136 184L138 183V184L136 185V187H135V183H134V185H133V187H132V189H133L132 191H134V190H135V192L138 191V193H137V192H136V193L138 194L137 196L139 197V200H138L139 202H145V201L148 199L149 195L151 194V193H149V192H153V189H154V187H153V186H150L149 182L146 181V179L148 178V180H149L150 177H148V176H147L146 178H145ZM230 177L232 178V175H230ZM1 178H2V179H1ZM3 178H4V179H3ZM12 178H13V179H12ZM17 178H18V179H17ZM76 178H75V179H76ZM79 178H80V177H78V179H79ZM116 178H117V179H116ZM119 178H120V179H119ZM141 178H142V177H141ZM233 178H234V177H233ZM7 179H8V180H7ZM112 179H113V180H112ZM118 179H119V180H118ZM183 179H184V177L181 179V181H180V180H179V181H180L181 183H182V182L184 183ZM185 179H186L187 181L189 180V179H187V178H185ZM4 180H5V181H4ZM9 180H10V183H9ZM93 180L95 181V179H93ZM111 180H112V182H111ZM117 180H118V181H117ZM20 181H22V182H20ZM145 181H146V182H145ZM189 181L191 182L190 185H192V186H193L194 183L197 182V181H195V182H193V184H192V179L189 180ZM189 181H188V182H185V183H187V184H185V185H187V187H186L184 184H181L180 182H178V180L175 181V183H174L175 185H174V184H173V185L176 186V188H177L178 190L175 189V188H173L174 186L171 184V185L173 186L172 189L170 188L171 185H169V186H170V187H169L170 189L168 188L169 190H167V188H166V187H168L167 185H166V186L163 185L165 188H164L163 186L160 185L159 187H155L154 191L156 190L157 192L162 193L161 195H163V199H165V198L167 197L168 199L166 198L165 200H168V201H169V196H168V195H171V192L173 191V189H175V190L173 191V193H172V196H171V198H172L173 200H172V199H171V200H172V201H176V202L179 201V200L176 199V198H179V197H178L179 195H182L183 197H185V196L187 195L186 198H189V197L191 196L190 198L192 199V198H195V197L197 198V196H200L201 193H202V196H200V197L202 198V200H201L200 197H198V198H199L198 200H199L200 204L203 203V202L205 201V202H204L205 204H204V203H203V205L198 204V206H199L200 209L196 211V214H198V213H197L198 211H199V213H200V210H201V212H203V214L207 213V212H206V210H207L206 207H207V206H204V205H206V202L209 201L207 198L210 197V196L213 195V194H211V193H209V192H206V189H204V191H205L206 193H205L204 191L202 192L201 190L203 189V187H202V184L199 183V184H200L199 187H202V189H200V192H201V193H200V192L198 191V182L196 183L197 188H196L195 186H193V187H195V190L197 189V190H196V193H197V194H196L195 191H194V188H192V186H191V190L188 189V188H190V187L188 186V183H190ZM19 182H20V183H19ZM25 182H26V184H25ZM105 182H106V184H108V186L105 184ZM176 182H177L178 184H180V187H177V186H179V185H178ZM233 182H234V181H233ZM4 183H5V184H4ZM16 183H17V184L19 183V185H17ZM110 183L112 184V186H111ZM145 183H146V184H145ZM20 184H21V185H20ZM22 184H25V186L27 185V187H25V186L22 185ZM109 184H110V186H109ZM141 184H142V185H141ZM148 184H149V185H148ZM176 184H177V185H176ZM233 184H235L236 186L239 185L240 187H243V186H244V187H246V186L250 187V186L248 185V183H247V185H244L245 183H242L243 185L240 183V184H241V185H240L238 182H237V184H236V182L233 183ZM233 184H232V185H231V184L229 185L230 187L232 186L231 189H233ZM139 185H141V186H139ZM144 185L146 186V188H145ZM181 185L184 186V189H183V187H182ZM203 185H204V184H203ZM235 185H234V186H235ZM18 186H19V187H18ZM20 186H21V187L23 186L22 189H24V188H25V189L22 190ZM107 187H108V188H107ZM138 187H139L141 190H140ZM162 187H163V188H162ZM181 187H182V188H181ZM185 187H186V189H188V191H192V190H193L194 193H193V191H192V192H188V191H186L187 193H184V194H183L182 192L186 190ZM204 187H205V186H204ZM237 187H238V186H237ZM240 187H238L237 189H239ZM244 187H243V188H244ZM248 187L245 188V190L243 189L244 192H245L246 190H250V189H248ZM15 188L13 189V193L15 192ZM26 188H27V189H26ZM109 188H110V190L108 191ZM111 188H112L113 190H111ZM134 188H136V189H134ZM1 189H0V190H1ZM20 189H21V191H20ZM146 189H147V190H146ZM151 189H152V190H151ZM157 189H158V190H157ZM162 189H164V190H162ZM182 189H183V191H182ZM231 189H230V190H231ZM237 189L234 187V190H237ZM240 189H242V188H240ZM144 190H145V191H148V192H145ZM149 190H150V191H149ZM230 190L228 191V193L226 192V194L223 195V196H221L222 194L219 196V194H220L219 192H218V194L213 195V196H214V198H213L214 200H212V201H218V202H219V201L223 200V201H222L223 203L225 202V200H227L226 202H228L229 199L232 201V203H230V202H231L230 200H229L228 203H226V206H229L230 209H229L228 207H226L225 204H223L222 202L219 203L220 206L217 205L218 210H219V211H217V213H218V215H219L220 217H222V220L224 219L223 217H225V216H224V215H225V213H224L225 211H226L227 213H230L231 215H232V214L234 215V213H233L232 211H230V210H231V206H232V209L234 208V206L231 205V204H233V201H234V200H235V201H236V200H239V199H238L239 196H238L237 198L234 197V195H233V193H232V190H231V191H230ZM243 190H240V192L242 191L241 194H240V192H239V190H238V191H237L238 194H240V195L245 194V193H243ZM139 191H140V192H139ZM141 191H142V192H141ZM162 191H163V192H162ZM164 191H166V192H164ZM175 191H177V192H175ZM11 192H12V190H11L10 192L7 190V191L4 193L5 196L2 197V198L0 197V204H2V203L6 200L5 197H8V198H9V194L11 195ZM112 192H111V193H112ZM143 192H144V193H143ZM167 192H168V194H167ZM169 192H170V193H169ZM230 192H231L232 197H231V195L229 194ZM102 193H103V192H102ZM174 193H175V195H173ZM179 193H181V194H179ZM188 193H189V194H188ZM198 193H200V195H199ZM203 193H205V194L207 195V198H206V199H205V197H203V195L205 196V194H203ZM207 193H208V194H207ZM222 193L224 194L225 192H222ZM235 193H236V191L234 192V194H235ZM59 194H61V193L59 192ZM88 194H89V193H88ZM108 194H109V193H108ZM140 194H142V195H140ZM148 194H149V195H148ZM176 194H177V197H176ZM185 194H186V195H185ZM190 194H191V195H190ZM193 194H194V195H193ZM209 194H210V195H209ZM227 194H228V198H229V199L227 198ZM238 194H237V195H238ZM246 194H249V191H248V193H246ZM147 195H148V196H147ZM164 195H166V196H164ZM188 195H190V196L188 197ZM192 195H193V197H192ZM195 195H196V196H195ZM67 196L69 197V199H72V200L70 201V200H68V197L65 198L67 202H70L71 204H74V203L76 204L77 200H75V199H76V198L78 199V197H74V196L71 195V196H72V198H71V196H69V195H67ZM85 196H87V194H86ZM88 196H89V198L86 197V201H90L89 204L85 203V202H86V201L84 200L85 197H83V196H81L80 198L83 199L84 202H83L81 199L78 200V201L80 202V204H82L81 202L84 203L85 206L83 205V207L87 208V211H86V209L84 208V211H86V212H88V210H89V211H90V210L93 211V206H92V203H91L92 201H91V199H90V194H89ZM137 196H136V199H135V200H137ZM140 196H141V197H140ZM173 196H174V197H173ZM194 196H195V197H194ZM215 196H216V198H215ZM217 196H218L219 198L221 197L222 199L220 198V200H219V198H218ZM235 196H236V194H235ZM247 196H248V198H250L252 195H247ZM63 197H64V196H63ZM142 197H143V198H142ZM146 197H147V198H146ZM164 197H165V198H164ZM223 197H224V198H223ZM242 197H243V196H242ZM245 197H246V195H245ZM4 198H5V199H4ZM8 198H7V199H8ZM73 198H74V199H73ZM87 198H88V199H87ZM174 198H175L176 200H174ZM180 198H181V196H180ZM196 198L193 199V200L197 203ZM239 198H241V196H240ZM246 198H247V197H246ZM246 198H245V199H246ZM2 199H3V200H2ZM62 199H63V198H62ZM89 199H90V200H89ZM141 199H143V200L141 201ZM203 199H205V200H203ZM216 199H217V200H216ZM232 199H233V200H232ZM243 199H244V197L241 198L240 200H243ZM261 199H263V201H262ZM261 199L258 200V201H259L258 205H257V202L255 203L257 206H259V204L262 205V203L260 202V200L264 203V196H263ZM73 200L76 201V202H74ZM144 200H145V201H144ZM171 200H170V201H171ZM182 200H184V199L181 198V199H180L181 202H179V203H182ZM186 200H189V201H190V199H185V202H186ZM200 200L203 201V202H201ZM206 200H208V201H206ZM2 201H3V202H2ZM66 201H63V204H64ZM72 201H73L74 203H72ZM183 202H184V201H183ZM190 202L192 203V205H190ZM190 202H188V203L186 202V203H183V204H180V205H181V206L183 205L182 208H183V207H184V208H187V206H189L188 208H190V207L194 206V205H193L194 202H193L192 200H191ZM199 202H198V203H199ZM218 202H215V204H216V203L218 204ZM254 202H255V201H254ZM254 202H253V203H254ZM185 204H186V206H185ZM194 204H195V203H194ZM215 204H214V205H215ZM221 204L224 205L223 208L225 207V208L223 209V211H224L223 213H224V214L221 212V208H222V205H221ZM227 204H229V205H227ZM88 205H89V207H87ZM90 205H91V206H90ZM195 205H196V204H195ZM230 205H231V206H230ZM238 205H240V204H238ZM256 205H255V206L253 205L254 208H256ZM202 206H204V207H202ZM240 206H244V204H243V205H240ZM240 206H239V208H238V206H237V207L234 208L233 210H238V209H240ZM253 206H252V207H253ZM63 207H65V206H63ZM195 207H196V206H195ZM219 207H220V209H219ZM250 207H251V206H250ZM90 208H91V209H90ZM197 208H198V207H197ZM204 208H205L206 210H205ZM226 208H227V210H226ZM254 208H253V209H254ZM258 208H259V207H258ZM260 208H261V206H260ZM70 209H71V208H70ZM70 209L67 208V211L65 210V208H64V209H63V208L60 209V211H59V209H56L57 217L59 218L60 215H61L62 217L65 216V215L69 216V215L72 213V211H73V209H71V211H70ZM202 209L205 210V211H203ZM228 209H229V210H228ZM253 209H252V208L247 209V211L250 210V214H252V215L250 216V219H251V220H252L253 218H256V219L258 218V220H259V217H260V216H261V217H262V216L264 217V215H263L264 213H263L262 215H259V217H257V215H258V214H257V212H258L257 210H258V209L256 208V209H257V210H256L257 212H256L255 210H253ZM61 210H62L63 213L61 212ZM64 210H65V211H64ZM240 210H242V208H241ZM240 210H238V211H240ZM243 210H244V211H243ZM243 210H242V212H244V213L247 212V211L245 212V209H243ZM251 210L254 211L256 214H254V212H251ZM263 210H264V206H263V208H262V211L259 209L260 213H261V212H264ZM68 211H69V213L66 214V212H68ZM84 211L82 210V213H84L83 216L85 217L86 214H88L89 212L86 213V212H84ZM91 211H90L89 214L92 215L93 212H91ZM229 211H230V212H229ZM238 211H237V213H239V214L237 215V217L239 216L241 219H235L236 221H233V222L236 223V222L238 221V223H239V220H240V223L242 222L241 225L243 226V227L241 226L242 229H240L239 226H238L239 228H236V229H235V228L233 227V226H235V225H234L235 223L232 222V223H233L232 225H231V224L228 225V226H229V230H231V231L228 230V231L230 232V234L228 233V231H227V232H226V231H223V230H225V226H224V227L221 229V231L219 230L220 235H221V232L223 231V232H222L223 235H224L225 233H228L227 236H228V235L230 236V235L232 234V232H233V236H235V235H234V231H233V229H231V226H232V228H234L235 232L237 231L236 234L238 233V229H239V232H243V231H244L243 229L247 226V223H248V221H249L250 219L248 220V216H247V220H248V221L246 220V221H247V223H246L245 220H244V218H243V220H242V217H244L243 214H241L242 212L240 211V212H241V213H240V212H238ZM57 212H58V213H62V214H58ZM64 212H65V213H64ZM231 212H232V213H231ZM234 212H236V211H234ZM54 213H55V211L52 212V214H54ZM219 213H220V214L222 213L223 215H220ZM237 213H236V214H237ZM230 214H226V216H227V215L230 216ZM236 214H235L234 216H236ZM240 214L242 215V217L240 216ZM253 214H254V215H253ZM216 215H217V214H216ZM218 215H217V216H218ZM244 215H248V213H246V214H244ZM219 216H218V217H219ZM253 216H256V217H253ZM40 217H41V216H40ZM220 217H219V218H220ZM239 217H238V218H239ZM245 217H246V216H245ZM251 217H252V218H251ZM261 217H260V218H261ZM263 217H262V218H263ZM35 218H36V217H35ZM66 218H67V217H66ZM85 218H86V217H85ZM192 218H193V217H192ZM39 219H40V218H39ZM256 219H255V220L253 219L252 222L249 221L250 223H248V226H247L246 228H249V226L251 225V223H253V224L251 225V227H252L253 225L255 226V224L257 223V222H256V221H257ZM34 220H35V219H34ZM36 220H38V218H37ZM41 220H42V219H41ZM62 220H63V219H62ZM191 220L195 221L194 219H191ZM261 220H262V219H260V221H261ZM85 221H86V220H85ZM85 221H84V222H85ZM193 221H192V222H193ZM243 221L245 222L246 225L243 224V223H244ZM84 222H82L83 224L80 223L81 225H80V224H78V225H79V226H83V227H85V229H86V228H89V229H90V228H93V229L96 228V231H97L98 228L95 226V224H94L95 227H94L93 225H91V224H93L94 222L91 223L90 225H89V223L86 224L87 226H86V225L84 226V224H85ZM190 222H191V221H190ZM254 222H255V223H254ZM64 223H65V222H64ZM96 223H97V222H96ZM260 223H261V222H260ZM236 224H237V223H236ZM258 224H259V222H258ZM258 224H256V226H255L254 229H256V227H257ZM261 224H264V223H263V220H262V223H261ZM97 225H98V223H97ZM237 225H238V224H237ZM237 225H236V226H237ZM239 225H240V224H239ZM259 225H260V224H259ZM76 226H77V225H76ZM90 226H92V227H90ZM228 226L226 227V230H227ZM236 226H235V227H236ZM244 226H245V227H244ZM98 227L102 228L103 226H101V225L99 226V225H98ZM100 228H99V231H101ZM246 228H245V229H246ZM103 229H104V228H103ZM94 230H95V229H94ZM241 230H242V231H241ZM251 230H253V229H251ZM35 231H37V230L35 229V230H33L34 233H33V232H31V233L35 234ZM90 231L93 232L92 229H91ZM102 231H103V230H102ZM249 231H250V228H249ZM224 232H225V233H224ZM245 232L248 233V230L245 231ZM245 232H244V234H246ZM31 233H30V234H31ZM36 233H37V232H36ZM215 233H217V232L215 231L213 235L220 236V235H218L219 233H218V234H215ZM164 234H165V233H164ZM244 234H243V236H244ZM160 236H161V235H159L158 237H160ZM225 236H226V234H225ZM229 236H228V238H229ZM245 236H246V235H245ZM32 237H33V236H32ZM147 237L149 238L150 236L139 237V239H138V238H137V239L135 238L136 241L139 240V241H138V244H137L136 241L134 242L133 240L130 242V244H128L129 242L127 243V241L125 242V240H124V241H123V240H120V241H119V242H120V246H119V245H116V246H115V244H112V246L109 245L111 248H109V246H108V248L103 247L104 249L106 248V250H105V251H106V252H105L106 254H104V251L102 252L101 249H99L97 246H95L96 249H93V247H92V249H93V250H96V251H94L95 253H97V251H98V249H99V250L101 251V253H100L99 251H98V253H100L101 256H102V255H106V257L109 255L110 251H111L113 248H114L113 250H115V252H117V250L119 249L118 252H117V256H116V253H114L113 250H112L113 252L111 251V254L114 253L115 256H116V259H118L119 262H120V261L122 262V260H123V262H124V261H126V260L128 259L127 261H128V262H129V261L131 262V263H129V264H132L133 261H135V264H140V262H141L142 260H143V261L145 260V261H147L148 263H152V262L154 261L153 258H156V261H157V259L161 258L160 253H158V251H161V248H162L164 245H163L162 240H160L161 238H158V240H155V239H157V238L153 239L152 237H150V238H149L150 240L148 241ZM161 237H162V238L165 237V239H166L167 234H166V236H163V235H162ZM20 238H22V237H19V239H20ZM141 238H142V239H141ZM145 238L147 239L148 244H147V242L145 243V241H146ZM220 238H221V237H220ZM228 238H227V240H229ZM230 238H232V236H231ZM135 239H134V240H135ZM151 239H153V240H151ZM165 239H163V241H164ZM218 239H219V238H218ZM20 240H22V239H20ZM140 240H141L142 243L140 242ZM159 240H160L161 242H159ZM225 240H226V238H225ZM122 241H123V244H122ZM143 241H144V242H143ZM151 241L154 242V243L157 242L156 245H155L154 243H152ZM0 242H2V241H0ZM124 242H125V243H124ZM132 243H133L134 245L131 246ZM149 243H150V244H149ZM151 243H152V244H151ZM160 243H162V244H160ZM2 244H3V243H1V245H2ZM117 244H118V243H117ZM140 244H141V245H140ZM142 244H144V245H142ZM158 244H159L160 246L162 245V247H160ZM121 245H122V246H121ZM125 245H126V246H125ZM127 245H129L131 248H130L129 246L127 247ZM136 245H137V246H136ZM138 245H139V246H138ZM151 245H152L153 248L151 247ZM90 246H91V245H90ZM93 246H94V243H93ZM113 246H114V247H113ZM117 246H118V247H117ZM135 246H136V247H135ZM141 246H142V247H141ZM144 246H145V247L147 246V248H145ZM148 246H149V248H148ZM156 246H157V247H158V246L160 247V248H158V251H156V249H157ZM9 247H10V246H9ZM112 247H113V248H112ZM119 247H120L121 249L124 248V250L121 251V249H120ZM133 247H134V248H133ZM197 247H198V245H197ZM100 248H101V247H100ZM116 248H118V249H116ZM139 248H140V249H139ZM141 248H142V249H141ZM143 248H145V249H143ZM150 248H152V249L154 250V253L151 251L152 249H150ZM198 248H200V246H199ZM198 248H197V249H198ZM16 249L18 250V248H16ZM104 249H103V250H104ZM107 249H109V251H108L109 253L107 252ZM128 249H129V250H128ZM130 249H131V251H130ZM133 249H134V250H133ZM195 249H196V247H195L194 249H191V250L193 251V252H191V254L193 253V255H196V254L198 253V252H197V253L195 254V251H197V249H196V250H195ZM135 250H136V251H135ZM144 250H145V252H144ZM146 250H147L148 253L146 252ZM148 250H150V252H152V253H150ZM163 250H164V248H163ZM163 250H162V251H163ZM194 250H195V251H194ZM199 250H200V249H199ZM199 250H198V251H199ZM15 251H16V250H15ZM90 251H92V250H90ZM129 251H130V252H129ZM155 251H156V254H155ZM119 252H121V253L126 252L127 254H126V253H123L122 255H120ZM135 252H136V253H135ZM137 252H139V253L137 254ZM163 252H164V251H163ZM199 252H200V251H199ZM206 252H209V251H205V252H203V253L205 254ZM210 252H211V251H210ZM212 252H213V251H212ZM16 253H17V256H18V253H21V252H19V250H18V251L15 252V254H11V255L14 256V258H13L11 255H7V258H8L7 260H5V256H4V255H3V256H4V257H3L4 259L1 258V256H0V259H2V260H0V264H2V263L5 264V262H6V263L8 262L9 264H15V263H16V260L19 258V256H18V257L15 256ZM91 253H93V252H91ZM107 253H108V255H107ZM130 253H131V255H132V258H131ZM134 253H135V254H134ZM149 253H150V256L148 255ZM5 254H6V253H5ZM128 254H129V255H128ZM133 254H134V257H133ZM144 254H145V255H144ZM158 254H159V255H158ZM183 254L185 255L184 252H183ZM183 254H181V255H183ZM187 254H188V253H187ZM189 254H190V253H189ZM198 254H200V253H198ZM201 254H202V253H201ZM204 254H203V255H204ZM206 254H209V253H206ZM206 254H205V255H206ZM215 254H216V253H215ZM0 255H1V254H0ZM19 255H20V254H19ZM98 255H99V254H98ZM118 255H119L120 257H119ZM123 255H124V256H123ZM135 255H136V256H135ZM142 255H143V257H141ZM147 255H148V256H147ZM152 255H153V256H152ZM154 255H155V256H154ZM157 255L160 256V257H158ZM161 255H162V253H161ZM174 255H176V254H174ZM211 255H213V257H217V258L219 257V258L221 259V257H220L221 255L218 256V254H217V256H215V255H214V252H213V254H212V253L209 254V256H211ZM9 256H10V257H9ZM94 256H95V255H94ZM111 256H113V255H111ZM111 256L109 255V257H111ZM156 256H157L158 258H157ZM178 256H180V253H179ZM178 256L176 255L175 258H174V256H172L173 258H171V259H169L170 257H168V258H167V261H165V262H163V263L161 262V261L164 259L163 256H162V259H160L159 261H160L161 264H168V263L170 262V261H168V260L176 259ZM16 257H17V258H16ZM102 257H103V256H102ZM109 257H107V258H109ZM121 257H122V258H121ZM124 257H125L126 259H125ZM140 257H141V261H140ZM145 257H148V258L151 257V259L148 260V258H145ZM193 257H195V256H193ZM206 257H208V256H206ZM223 257H226V256H222V258H223ZM100 258H101V257H100ZM137 258H138V259H137ZM144 258H145V259H144ZM226 258H228V257H226ZM10 259H11L12 261H11ZM103 259H105V257H104ZM103 259H102V260L100 259L99 261H100V262L102 261V263H103V262H104ZM129 259H130V260H129ZM131 259H133V260H131ZM134 259H136V260H134ZM152 259H153V261H150V260H152ZM215 259H216V258H215ZM165 260H166V258H165ZM178 260H180V259L178 258ZM178 260L176 259L175 261H178ZM194 260H195V259H194ZM224 260L227 261L225 258L223 259V261H224ZM1 261H2V262H1ZM20 261H21V259L19 258L16 264H19L18 262H20ZM127 261H126V263H128ZM143 261H142L143 264L147 263V262H145V261H144V262H145V263H144ZM159 261H158L156 264H159ZM163 261H164V260H163ZM172 261L174 262V260H172ZM172 261H171V264H172ZM219 261H221V260L218 259V262H219ZM225 261H224V262H225ZM13 262H14V263H13ZM137 262H138V263H137ZM166 262H168V263H166ZM194 262H196V260H195ZM216 262H217V260H216ZM216 262H215V263H216ZM218 262H217L216 264H218ZM8 263H7V264H8ZM142 263H141V264H142ZM148 263H147V264H148ZM153 263H155V261H154ZM153 263H152V264H153ZM174 263H175V262H174ZM174 263H173V264H174ZM176 263H177V262H176ZM179 263H180V262H179ZM179 263H178V264H179ZM196 263H197V262H196ZM222 263H223V262H222ZM104 264H105V263H104ZM120 264H121V263H120ZM122 264H123V263H122ZM219 264H221V262H219Z\"/></svg>",
	"mask_w": 264,
	"mask_h": 264
}]
</instances>
